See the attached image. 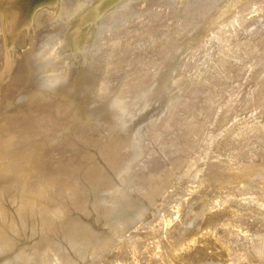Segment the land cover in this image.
<instances>
[{
	"label": "bare ground",
	"instance_id": "bare-ground-1",
	"mask_svg": "<svg viewBox=\"0 0 264 264\" xmlns=\"http://www.w3.org/2000/svg\"><path fill=\"white\" fill-rule=\"evenodd\" d=\"M8 1H9V0H8ZM8 1H7V2H8ZM10 1H12V0H10ZM13 1H14V0H13ZM34 1H35V0H15V1H14V2H15V6H13L14 3H10V4H11V5H10L9 2H8V4H9V5H8V4L4 3L5 0H0V8H1V6H3L4 4H6V5L8 6V7H7V6L5 5L7 8H9L10 6H13V7L15 8V7L17 6V8H18L19 10H21V17H22V14L25 15L26 13H29V11L33 10V8L37 5V4H35L36 1H37L38 3H40L39 0H36L35 3L33 4L32 2H34ZM41 1H42V0H41ZM55 1H56V0H55ZM55 1L53 0V2H55ZM57 1H58V0H57ZM63 1H64V0H63ZM76 1H77V0H76ZM76 1H73V3H72V1L70 0V2H71L73 5L75 4ZM78 1H79V0H78ZM82 1H83V0H80V1H79V5H80L79 7H82V6L84 5L85 2H84V3L82 4V6H81ZM84 1H85V0H84ZM86 1H87V0H86ZM94 1L96 2V0H93V2H92V0H91V1H89V2H92L93 4H96V3L98 2V1H97L96 3H94ZM99 1H100V0H99ZM102 1H103V0H102ZM102 1H100V2L97 3V7H99V6L101 5V6H102L101 8H103V7L105 6L104 9H106L107 5H105V4H107V3H109V2H106V1L104 0V1H105V3H103L104 6H103L102 4L98 5V4L101 3ZM107 1H108V0H107ZM109 1L112 2V3H115L117 0H116V1L109 0ZM122 1H125V0H122ZM136 1L138 2V0H136ZM140 1H143V0H140ZM144 1H145V0H144ZM154 1H156V0H154ZM154 1H153V2H154ZM159 1H160V0H159ZM173 1H174V0H173ZM182 1H183V0H181V2H182ZM185 1H186V0H184V2H185ZM192 1H194V0H192ZM192 1H190V2H192ZM196 1H197V0H196ZM204 1H205V0H203V2H202V1L200 0L199 3L202 2V4H203V3H208V1H209V4H211L210 7L213 5V6H212V10L214 9L213 7H215V5L217 4L215 0H212L213 2L210 1V0H208V1L206 0V2H204ZM236 1H237V0H235L233 3L236 4ZM238 1H240V0H238ZM251 1H253V0H251ZM256 1H257V0H256ZM256 1H253V3H255ZM258 1L260 2V0H258ZM44 2H47V4H46V3L44 4ZM49 2L53 3L52 0H51V1H50V0H49V1H46V0H45V1H42V3H43L42 7H40L41 5H38V8L36 7L37 9L34 10V11H35V14L33 13V14H34L33 16H32V14L30 15L31 18L34 17L33 23L31 22V25H32V24H33L34 26L36 25V27L31 26V28L34 27V28L37 29V28L39 27L40 31H42L41 29H43V27H46L47 25L49 26L50 23H52V24L54 23L53 28L51 27L52 25H50L49 27H51L52 30L54 29V36H55V35L58 36V34H59L60 31H61V28H63V26L66 28V26L69 24V21H70V20H72V21L70 22V23H72V24H70V25H71V28H70V29H71L72 31H74V29H76V31L78 30L77 27H79L78 25H80V21H81V24H82V25H83V23H84V26H83V27H85V28H86L85 25L87 24L88 21H90L89 23L92 24V22H91L92 19L88 20V17H87V16H89V15H86V17L84 16L86 13L83 14V16H84L85 18H82L81 15H78L79 10H80V12H82L83 10L86 9V6H85L84 9H83L84 6H83L82 8L79 9L78 6L74 5V6L78 7V9H79V10H78V13L75 11L76 8H73V7H72L73 5H71V8H72V9H70V8L67 9V10H69V11L74 9L73 12L70 13L72 16L74 15V12H75V13H77V15H78L76 18L85 19V21H87V22H83L84 20H80V21L78 20V21H79V23H78V21L75 20V21H77V23H78V25H76L77 23H76V22H74V23H76V24L73 23L74 20L72 19V17H71L70 15H69L70 18H71L70 20H69V17H68V16H67V19L65 18V15H66L67 13L69 14V11L66 12L67 10H65L66 13L63 12L64 9H63L61 6H63L64 3H61V1H59V2L62 4V5H60V7H61V9H63V11H62L61 9H59V11H57L56 9H58V8H57L56 6H54L55 4H54V3H53V4H48ZM59 2H55L56 5L59 6V4H58ZM66 2H67V1H65V3H66ZM117 2H118V1H117ZM146 2H147V1H146ZM164 2H165V0H164ZM169 2H171V1H169ZM174 2H175V1H174ZM176 2H177V1H176ZM188 2H189V0H188ZM211 2H212V3H211ZM214 2H215L216 4H213ZM217 2H218V3H221V2H219V1H217ZM243 2H245V4H246V1H243ZM243 2H241V3L243 4L242 6L244 7L245 5H244ZM262 2H264V0H262ZM77 3H78V2H77ZM160 3H161V2H160ZM186 3H187V1H186ZM194 3H195V4L197 3L196 6H198V2H195V1H194ZM194 3H193V4L190 3V4L192 5V6H191V5H190V6H191V7H195V4H194ZM237 3H238V2H237ZM253 3H252V5H253ZM30 4H32V5H30ZM86 4H87V3H86ZM93 4H92V5H93ZM123 4H125V3L123 2ZM123 4H122V7H123ZM139 4H140V3H139ZM141 4H142V3H141ZM176 4H177V3H176ZM180 4H181V3H180ZM183 4H184V3H183ZM183 4H182V6L184 7ZM187 4H188V3H187ZM255 4H256V3H255ZM255 4H254V5H255ZM262 4H263V3H262ZM262 4H261V5H262ZM33 5H35V6H33ZM67 5L69 6L70 3L67 2ZM115 5H116V4H115ZM127 5H129V4H127ZM143 5H144V3H143ZM149 5H150V4H149ZM165 5H167V3H166ZM170 5H172V4H170ZM170 5H169V6H170ZM173 5H174V4H173ZM173 5H172V6H173ZM193 5H194V6H193ZM207 5H208V4H207ZM217 5H218V4H217ZM237 5H238V4H237ZM246 5H247V4H246ZM261 5L258 4V6H259L260 8H258V7H257V8H258V9H261V8L264 7V6H263L264 4L262 5L263 7H261ZM5 6L2 7V8H3V9L6 8ZM30 6H32L33 8L31 7L30 10L27 11V10L29 9ZM68 6H67V8H68ZM95 6H96V5H94V7H95ZM110 6H111V5L109 4L108 7H110ZM139 6H140V5H139ZM144 6H145V5H144ZM155 6H156V5H155ZM158 6H159V5H158ZM180 6H181V5H180ZM182 6H181V8H182ZM187 6H188V5H187ZM200 6H201V7L203 6V9H204V6H206V4H205V5H200ZM208 6H209V5H208ZM218 6H219V5H218ZM235 6H236V5H235ZM242 6H241V4L239 5V11L241 10V12L238 11V15H239V13H240V15H242V14H241V13H242V10H243V9L245 10V8H243V9L240 8V7H242ZM247 6H249V7H248V10L246 9V10H247L246 12L250 11V9H249L250 7H251V8L256 7V5H255L254 7H252V6L250 5V2L248 3ZM60 7H59V8H60ZM64 7H65V4H64ZM69 7H70V6H69ZM89 7H92L91 4H90V6L88 5L87 8H89ZM113 7L115 8V6H113ZM159 7H161V6H159ZM159 7H158V8H159ZM166 7H167V6H166ZM177 7H178V5H177ZM191 7H190V10H191ZM201 7H198L199 9H198L197 7H195V9L197 8L199 11H201V10H200ZM210 7H208V8L211 10ZM232 7H233V6H232ZM7 8H6V9H7ZM17 8H16V9H13V8L10 7V9H12V11H11L12 14L15 12V11L13 12V10L18 11ZM39 8H40V9H39ZM99 8H100V7H99ZM99 8H97V10H99ZM101 8H100V9H101ZM116 8H117V7H116ZM123 8H124V7H123ZM123 8H121V9H123ZM127 8H129V7H127ZM145 8H146V7H145ZM172 8L174 9V7H172ZM186 8H189V6H188V7L185 6V9H186ZM205 8H207V6H206ZM208 8H207V10H209ZM226 8H227V7H226ZM229 8H230V7H229ZM234 8H235V7H234ZM257 8H256V9H257ZM81 9H83V10H81ZM95 9H96V8H95ZM95 9L93 8V10H95ZM104 9H101V11H103ZM124 9H125V8H124ZM160 9H161V8H160ZM163 9H164V8H162V10H163ZM168 9H170V8L168 7ZM177 9H178V8H177ZM177 9H176V11H177ZM185 9H184V8L182 9L183 12H184ZM195 9L193 10V8H192L191 11L194 12ZM232 9H233V8H232ZM236 9H238V7H236V8L234 9V11H235ZM4 10H5V9H4ZM37 10H38V11H37ZM53 10H54V11L56 10V11H55L56 14H57L58 16H60V15L64 16L65 19H63L62 16H61L62 18H61V17L59 18V17L57 16V18H59V19H57L56 17H55V18H56V19H55V18L53 17L54 14L51 16V14L49 13V12H51V11H53ZM93 10L88 9V11H89L88 13H90V11L93 12V13H95ZM97 10H95V11H97ZM110 10H111V8H110ZM156 10H157V9H156ZM179 10H180V8H179ZM179 10H178V11H179ZM186 10H188V9H186ZM204 10H206V9H204ZM210 10H209V11H210ZM251 10L257 11V13H259L261 10L264 12V9L259 10V12H258V10H255V9H251ZM5 11H6V10H5ZM5 11H4V12H5ZM7 11H8V9H7ZM24 11H26L25 14H24ZM86 11H87V9L85 10V12H86ZM99 11H100V10H99ZM101 11H100V12H101ZM108 11H109V10H107V13H108ZM117 11H119V10L117 9ZM124 11H126V10H124ZM124 11H123V12H124ZM143 11H144V10H143ZM178 11H177V13H178ZM191 11H188L187 14H188L189 12H190L189 14H191ZM199 11L196 10L197 13H199ZM209 11H208V12H209ZM231 11H232V10H231ZM234 11H233L232 13H234ZM254 11H252L253 13H251V12H250V14L248 13V15H250V17H251V14L254 15V13H256V12H254ZM262 11H261V12H262ZM8 12H9V14L11 13L10 10H9ZM22 12H23V13H22ZM32 12H33V11H31V13H32ZM103 12H105V11H103ZM111 12H112V11H111ZM144 12H145V11H144ZM146 12H147V11H146ZM171 12H172V11H171ZM171 12H169V13L172 14ZM202 12H203V10H202ZM202 12H200V13H202ZM211 12H212V11H211ZM211 12H210V13H211ZM246 12H245V14H244L243 16L246 15ZM48 13L50 14L51 17H53V18L49 17V19H52L50 22H46L47 20H45L46 18L48 19V17L45 18V16H48V15H49ZM51 13H52V12H51ZM53 13H54V12H53ZM61 13H62V14H61ZM72 13H73V14H72ZM97 13L99 14L98 11H97ZM97 13L94 14L95 17H96V15H97ZM118 13H119V12H118ZM118 13H116V15H117ZM124 13H125V12H124ZM127 13H129V11H128ZM127 13H125V14H126L125 17L129 20V18L127 17ZM130 13H131V11H130ZM138 13H139V12H138ZM141 13H143V12H141ZM149 13H150V14H149L148 17L151 18V16H150V15H151V12H149ZM166 13H168V12H165V11H164V13H162V14H166ZM194 13H195V12H194ZM197 13L195 14V15H197V16H194V17L196 18L195 21H198L197 17H198V18H201V16L199 17V15H201V14L198 15ZM205 13H206V11H205ZM210 13H208V14H210ZM257 13H256V14H257ZM0 14H1V13H0ZM5 14H6V12H5ZM9 14H7L6 17H9ZM47 14H48V15H47ZM64 14H65V15H64ZM68 14H67V15H68ZM80 14H82V13H80ZM90 14H92V13H90ZM105 14H106V13H104L103 15H105ZM134 14H135V13H134ZM139 14H140V13H139ZM139 14H138V15H139ZM144 14H145V13H144ZM144 14H143V15H144ZM147 14H148V13H147ZM154 14H155V13H154ZM174 14H175V13H174ZM179 14H181V15L179 16L178 14H176L175 16L178 15V17H181V16L183 15V17H184V16L186 15V12H185V14H184V13H179ZM229 14H230V13H229ZM229 14H227V17H228V16H231V18H232V14H230V15H229ZM234 14H236V11H235ZM261 14L263 15V13H260V15H259L260 17H261ZM10 15H11V14H10ZM14 15H15V13H14ZM106 15H108V14H106ZM113 15H114V17H115V14H114V13H113ZM113 15H112V13H111V15H108V18H106L107 16H106V17H105V16H104V17L102 16V17H103L104 19L106 18L105 20L108 19V20L110 21V19H111V20L113 21V19H114V20L117 19V16H118V15H117L115 18H113V17H112ZM128 15H129V14H128ZM135 15H136V14H135ZM140 15H141V14H140ZM155 15H156V14H155ZM160 15H161V14H160ZM167 15H168V14H167ZM172 15H173V14H172ZM191 15H192V14H191ZM220 15H221V14H220ZM223 15H224V14H223ZM240 15H239V16H240ZM248 15H246V17H245L246 19L249 17ZM12 16H13V15H12ZM12 16H10V17L12 18ZM16 16H17V15H16ZM18 16H19V15H18ZM25 16H26V15H25ZM27 16H29V14H27ZM27 16H26V17H27ZM92 16H93V15H92ZM94 16H93V17H94ZM97 16H98V15H97ZM100 16H101V15H100ZM110 16H111V17H110ZM129 16H130V15H129ZM141 16H142V15H141ZM146 16H147V15H146ZM146 16L143 17V18L145 19ZM187 16H188V15L185 16V18H186L185 20L183 19V20H184V23L179 24L178 26H177L178 21H176L177 24H176V22H175V25H174V24H171V23H173L175 20H174L173 22L170 21L171 23L168 24L169 26L167 27V31H166V32H164L165 30H163V28H165L166 26H165V27H164V26H163V27H159V28H161L162 30H161V29H158V30H159V31L161 30L160 33H162V31H163V32H164V33H162L163 35H164L165 33H166L165 35H168V34H169L168 28L170 27V25H172V26L174 25V26H176V28H175V27H174L175 29L172 28V27H171V29L169 28L170 33L173 32V34H172V33H171V34L174 35L175 38H176L177 40H180V39L182 40L183 38L186 37L185 35H186V33L188 32V29H189L190 31H192L193 29L191 30V28L196 27V26H195V25H196V22L194 21V22H195L194 25H193L194 27H192V24H193V23L191 24L192 19L189 18V20L191 19V21L189 22V20H187ZM203 16H204V15H202V17H203ZM205 16H208V15L206 14ZM212 16H213V15H212ZM221 16H222V15H221ZM221 16H220V17H221ZM263 16H264V15H263ZM6 17H5V19H7ZM14 17H15V16H14ZM23 17H24V16H23ZM73 17H75V15H74ZM90 17H91V16H90ZM90 17H89V18H90ZM95 17L93 18V20L95 19ZM102 17L99 18V19H101V20H100L101 22H102V20H103ZM109 17H110V19H109ZM118 17H119V16H118ZM153 17H155V16H153ZM161 17H162V15H161ZM191 17H192V16H191ZM220 17H219V18H220ZM227 17H226V18H227ZM237 17H238V16H237ZM254 17H255V16H254ZM1 18H2V16H1ZM15 18H17V17H15ZM76 18H74V19H76ZM86 18H87V20H86ZM91 18H92V17H91ZM112 18H113V19H112ZM119 18H124V16H123V15H122V16L120 15ZM126 18H124V19H126ZM135 18H137V17L135 16ZM135 18H134V19H135ZM150 18H149V19H150ZM181 18H182V17H181ZM210 18H211V17H210ZM210 18H209V19H210ZM221 18H222V17H221ZM221 18H220V19H221ZM239 18H240V17H238V18H234V15H233V19H234V20L239 19ZM245 18H244V21H247V20H245ZM256 18H257V17H256ZM3 19H4V18H2L1 20H3ZM5 19H4L3 22H0V23H3V24H4V23L6 22ZM17 19H19V18H17ZM28 19H29V17H27L26 20H28ZM32 19H33V18H32ZM49 19H48V21H49ZM53 19H55V20H53ZM124 19H121V20H124ZM127 19H126L127 24L130 25L129 23H131L132 21L130 20V21H131V22H130V21H128ZM134 19H133L134 24H132V23H133V22H132L131 25H130L129 27L125 24V23H126L125 20H124L125 22H124V21L121 22V20H119V21L121 22V25H119L120 22H119V24H117V25H118V27H120V26H122V23H124L127 27H126L125 25H123V27L125 26L127 29H128V28L131 29V30L133 29V31H131V32L139 31L140 29H142V25H144V23H140V22H142V20H141L142 17L137 18V19H138V21H137L138 24H135L136 22L134 21ZM139 19H140L141 21H139ZM144 19H143V21H144ZM149 19H148V21H149ZM152 19H153V18H152ZM167 19H168V18H167ZM171 19H172V17H171ZM173 19H175V18L173 17ZM193 19H194V18H193ZM204 19H205V17H204ZM213 19H214V18H213ZM220 19H218V20H220ZM241 19H242V21H243V18H242V17H241L239 20H241ZM248 19H250V18H248ZM254 19H255V18H253V20H254ZM259 19H260V18H259ZM12 20H13V19H12ZM21 20H22V19H19L18 21H21ZM29 20H31V19H29ZM29 20H28V21H29ZM68 20H69V21H68ZM93 20H92V21H93ZM105 20H104V21H105ZM108 20H107V22H108ZM146 20H147V19H146ZM150 20H151V19H150ZM165 20H166V19H165ZM177 20H178V18H177ZM199 20H200V19H199ZM210 20H212V18H211ZM210 20H209V23H210ZM216 20H217V19H216ZM225 20H226V19H225ZM250 20H252V19H250ZM250 20H248V21H249L248 24L250 23ZM8 21H9V20H8ZM13 21H16V19L13 20ZM18 21H17V22H18ZM23 21H25L24 18H23ZM23 21H22V22H23ZM100 21H99V22H100ZM115 21H117V20H115ZM148 21H147V23H148ZM153 21H156V19L153 20ZM153 21H152V22L150 21V22H151V23H154ZM157 21H158V20H157ZM162 21H163V20H162ZM180 21H182V19L179 20V23H180ZM207 21H208V20H207ZM223 21H224V20H223ZM227 21H228V22H229V21H232V19H229V18H228ZM227 21H226V22H227ZM242 21H240V22L243 23L244 21H243V22H242ZM256 21H257V20H255L254 22L250 23L248 26L251 25L250 27H252V24H254ZM262 21H263V20H262ZM262 21H261V22H262ZM10 22H11V21H10ZM10 22H8V23L11 24ZM22 22H19V23L21 24ZM29 22H30V21H29ZM82 22H83V23H82ZM96 22H97V21H96ZM99 22H98V23H99ZM113 22H114V21H113ZM128 22H129V23H128ZM144 22H145V21H144ZM164 22H165V21H164ZM168 22H169V21H168ZM200 22H201V21H198L197 24H199ZM211 22H212V21H211ZM219 22H220V21H219ZM221 22H222V20H221ZM237 22H238V20H236L235 22H233V24H235V23L237 24ZM263 22H264V21H263ZM14 23H15V22H14ZM27 23H28V22H27ZM27 23H24V24L27 25ZM93 23H94V21H93ZM103 23L105 24V22H103ZM108 23H109V22H108ZM115 23H118V22H115ZM145 23H146V22H145ZM155 23L158 24V22H155ZM205 23H206V22H205ZM205 23H203V24H205ZM212 23H213V22H212ZM212 23H211V24H212ZM215 23H217V22L215 21ZM241 23H240V24H241ZM244 23H245V22H244ZM244 23H243V24H244ZM5 24H7V23H5ZM9 24H8V25H2V26H3L4 28H7V27L9 26ZM12 24H13V22H12ZM66 24H67V25H66ZM73 24H74V26L76 25L77 27L72 29V27H74V26H72ZM91 24H90V25H91ZM110 24H111V23H110ZM110 24H109V25H110ZM113 24H114V23H113ZM113 24H111V25H113ZM207 24H208V23H207ZM211 24H210V25H211ZM231 24H232V23H231ZM240 24H238V26H239ZM257 24H258V22L256 23V25H257ZM15 25H16V24H15ZM26 25H21V30H22V27H23V26L25 27ZM65 25H66V26H65ZM70 25H68V26H70ZM93 25H94V24H93ZM93 25H92V26H93ZM95 25H96V24H95ZM111 25H110V26H111ZM145 25L147 26V24H145ZM145 25H144V27H145ZM158 25H160V24H158ZM162 25H163V23H162ZM210 25H209V26H210ZM216 25H217V24H216ZM244 25H247V24L245 23ZM244 25H242L243 28L248 27V26H245V27H244ZM256 25H254V26H256ZM259 25H260V24H259ZM5 26H7V27H5ZM12 26H13V25H12ZM12 26H11V27H12ZM17 26H18V24H17ZM17 26H15V28H17V29H15V30H16V33L12 30L14 27H13L12 29L9 30V31H12V33H10V32L8 31V29H6V30L8 31V33L12 34V35H11L12 37L9 38L8 40L12 41V39H13L14 36H16V35L18 36V32H19V30H20V27L18 28ZM19 26H20V25H19ZM28 26H29V25H28ZM48 26H47V27H48ZM54 26H55V28H54ZM80 26H81V25H80ZM101 26H102V25H101ZM104 26H105V31H106V29H107V28H106L107 24L104 25ZM104 26H102V29H103ZM110 26H109V27H110ZM151 26H152V25H151ZM153 26H154V25H153ZM153 26H152V27H153ZM160 26H161V25H160ZM197 26H198V25H197ZM201 26H202V25H201ZM207 26H208V25H207ZM217 26H218V25H217ZM217 26H216V27H217ZM236 26H237V25H235V27H236ZM238 26H237V27H238ZM257 26H258V25H257ZM0 27H1V24H0ZM9 27H10V26H9ZM24 27H23V28H24ZM83 27H82V28H83ZM88 27H90L89 24H88ZM88 27H87V28H88ZM99 27H100V26H99ZM107 27H108V26H107ZM112 27H113V26H112ZM118 27H117V29H119V31L123 30V27H122L121 30H120V28H118ZM144 27H143V29H142L143 33H141V34H144V29H145ZM148 27H149V26H148ZM189 27H191V28H189ZM203 27H204V25H203ZM210 27H211V26H210ZM212 27H213V26H212ZM240 27H241V25H240ZM259 27H260V26H259ZM25 28H26V27H25ZM27 28H28V27H27ZM27 28H26L25 30H27ZM29 28H30V27H29ZM29 28H28V29H29ZM34 28H32V29H33V30H36V29H34ZM68 28H69V27H68ZM68 28H67V30H68ZM85 28H83V29H85ZM94 28H95V27H94ZM96 28H97V27H96ZM115 28H116V27H115ZM135 28H136V30H135ZM150 28H151V27H150ZM154 28H156V25H155ZM241 28H242V27H241ZM2 29H3V28H2ZM18 29H19V30H18ZM32 29H31V31H25V32L23 31L24 29H23L22 31L20 30L21 32H24V33H23V34H21V32L19 33V37H20V38H19V37H16V38L14 37L15 41H16L17 38H19V40H17V42H20V43H22V44H23V43H26V42H27V43H28V42H29V43L32 42L35 38H37V36H36V37H34L33 40H32L31 37L34 36V34L31 35V34L34 32ZM39 29H37V30L39 31ZM44 29H45V28H44ZM44 29H43V30H44ZM55 29H56V31H57L58 29H60V31L56 32ZM63 29H64V28H63ZM79 29H80V27H79ZM83 29H81V30H79V31H82ZM97 29H99V28H97ZM110 29H112V28H110ZM113 29H114V28H113ZM113 29H112V30H113ZM117 29H116V30H117ZM124 29H125V28H124ZM156 29H157V28H156ZM165 29H166V28H165ZM172 29H174V31H173ZM195 29H197V27H196ZM195 29H194V30H195ZM207 29H208V28H207ZM211 29H213V28H211ZM211 29H209V30H211ZM219 29H220V28H219ZM251 29H252V28H251ZM6 30L3 29V31H6ZM17 30H18V32H17ZM37 30H36V31H37ZM45 30H46V29H45ZM47 30H48V29H47ZM47 30H46V31H47ZM91 30H93V29L91 28ZM112 30H109V29H108L109 32H107V33H109V36L111 35V34H110V31H112ZM150 30H153V29L151 28ZM150 30H149V32H150ZM158 30L156 31V33L158 32ZM201 30H202V31H201ZM201 30H200V31L203 32L204 29H201ZM214 30H215V28H214ZM214 30H212V31H214ZM221 30H222V29H221ZM223 30H225V27H224ZM247 30H248V29H247ZM249 30H250V29H249ZM249 30H248V31H249ZM49 31H50V30H49ZM68 31H69V33L71 32L70 30H68ZM68 31H67V33H65L66 31H65V32L62 31V33L64 32L65 35H66V34H68ZM79 31H77V32H79ZM86 31H87V30H86ZM86 31H85L84 33H86ZM95 31H96V29H95ZM95 31L93 30L94 34H93L92 31H90V32L92 33V37H93V35H94V36L96 35V34H95V33H96ZM99 31H100V30H99ZM125 31H127V30L125 29ZM142 31H141V32H142ZM206 31H207V30H206ZM212 31L210 32V34H211V33H212V34H211L209 37H207L208 40L206 39L208 42L205 40V41L207 42V44H206V42L204 41L203 36H201V38H203V42H205V43H203V42L201 41V44H205V48L202 47V50H201V51H200V49H201L200 47H201L202 45H201V46H198V44H197L198 42L196 43L198 47L192 45V42H193L195 39H194L191 43H189V44H191L192 46H194V47H196V48L198 49V51H197V49L195 48L196 50L194 49L195 51L192 52L193 54H195V56H194L193 54H192L193 56H192V55L189 56V60H190L191 58H193V57L196 58L195 62H193V60H194L195 58H193V60L191 59V61L193 62V66H191V65H192L191 63H192V62L189 61V60L187 59V60L189 61V63L191 62V63H190V64H191V65H190L191 68H189V64L187 63L186 58H184L185 55H183V56H184L183 58L186 60L185 62H186L187 64H185L184 62H182V63H184V65H188V68H189V70H190L191 73H190V72L185 73V72H187V70H188L186 66H185V67H186V71L183 72V70H182L181 72H183V73L186 74V75L188 74L187 76L185 75V78L188 77L189 74L191 75V77H188V78H189V79H188V82H190V81H191L190 79L193 78L192 80H195L196 82H198V87H199V84H200V83H201V85H202V83H203V86H204V83H208L209 85L214 86V88L211 89V90H212V92H210L211 95L209 94V96H208V95H207L208 92L206 91V92H207V93L205 92L206 95H205V94H203V95L200 94V98H198V100L195 99V97H193L192 100L194 99V101H196V102H192V103H190V102H191V101H190L191 99H189V101H188L189 103H187L186 97L189 96V94H190V95L192 94V92L187 91L185 94H188V93H189V94L186 95L185 97L182 96L183 98H185V101H186V102H185V101H184V102L187 104V106H185V107H184V102L182 101L183 99H182V97L180 96L181 99H179V100H181V102H183V103H182V104H183L182 107L184 108V112H181V113H183L182 115H180V112L177 114V116L179 115V116L177 117V121H176V122L174 121L176 124L173 123V125L176 126L175 129L173 128L175 131L173 130L174 132H172V133L170 132V136H169V131H171V130L167 131L168 136H166V137L172 138L173 140L176 139V138H177V139H180V140L183 142V144L186 145V147L188 146V147H194V148H196L195 146H197L198 149H199V148H201V145L204 143V140H205V142L207 141V134H206V136H205V132H206L207 129H209V126H210V125L208 124V128H206V130H205L204 122L207 121V118L209 119V117H210L211 115L214 116L215 113L218 114V112H220V113H219V114H220V118H219L217 115H215V117H216L217 120H218V118H219V125H220L221 123H223V125H221V126L218 125V126H219L218 129H221L220 127H223V126H224V128H225L227 125L229 126V123H228L227 121H230V119H232V116H233V115H234V117H236L235 114L238 113V116H239V114H240V113H239L240 110H241L245 105H247L248 103H251V102L255 101V99H256L257 97H259L258 95L264 91V90H263V89H264V78H263L264 76L260 75V77L258 78V81L260 80L261 76H262V78H263V80H261L263 83H262L260 86H259V84H260V83H259V84H258V86H259L258 88H257V84H256V82H257V77H256V76H258V70H259V67H260V66H259V63H257L258 65L255 63V64H256V65L254 64L255 66L251 65V68L249 67L250 64H253V61H254V59H256V57L252 58V56H250V57L253 59V61H251L252 59H250V57H249L250 60H248V58H246V56H248V55L245 56V54H244V52H243V50L247 49V47L250 46V44H249V46H247L248 43H250L251 41L254 42L253 38H252V40L249 39V41H248L249 35H251V33H252L254 30H251L252 32L247 33V35L249 34L247 40H246V36H247L246 34H245V38H244L243 36H242V37L237 36V38H236V40H235V39H234V38L236 37L235 35H237V34H235L234 37L232 38L234 41H233V40H227V36H225L222 32H221L222 34H220V33H219V34H216L217 32L215 33V32H212ZM231 31H232V30H231ZM29 32H32V33L30 34ZM55 32L58 33V34H55ZM87 32H88V31H87ZM97 32H98V31H97ZM113 32H114V31H112V33H113ZM122 32H123V31H122ZM131 32H130V30H129V31H128V35H127V34H126V35H127L128 37L130 36V40H131V41H133V40L135 41V44L133 43L134 45H136V42H137V44L139 45V42H140V41H141V42H140V45H141V43L145 42V41H144L145 38L148 37V36L146 37V35H148V34H147V32L145 31V32H146V35H145L144 40L142 41L141 38L139 37V36H141V35H139L140 32H138V36L134 34L135 37L140 38V41L138 42V40H139L138 38H137L138 40H135V39H136L135 37H134L135 39H132V36H134V35L131 34ZM149 32H148V33H149ZM151 32H152V31H151ZM151 32H150V33H151ZM254 32H255V31H254ZM1 33L3 34L4 32L1 31ZM5 33L7 34L8 37H10V35H9L7 32H5ZM14 33H15V34H14ZM46 33H49V35L46 34ZM46 33H45V37H46V35H48V36L51 38V41H52L51 43L49 42V41H50V38H49V37H46V38H45V37H44V38L42 37L43 39H40L41 36H42V33H41L40 38H39V36H38V38H37V39L39 40V42H38V41H37V42H38V43H41V45H38V43H37V45H36V42H35L36 47H37V46H41V47H42L43 43H45L44 40L46 39V42H47L48 39H49L48 42L50 43V46H49V43H48V44L46 43L45 45H43L42 48H41V47H39V48L37 47L38 49L41 48V50H42L45 46H46V47L48 46V48L50 47L49 52H48V49H45L46 47H45L44 49L47 50V51L44 52V50H43V51L40 50L41 52H44V54H42L43 56H41V57H45L46 52H47L46 55H49V53H50L51 51H53L51 48L53 47V49H54V48H56V47H54V46H58V44H59V43H58V44L55 45V42L53 43V39H52L53 35L51 36L50 32H48V31H47ZM64 33L61 34V36L63 35V37H65V36H64ZM75 33H76V32H75ZM82 33H83V32H82ZM82 33L79 32V34H82ZM91 33H90V35H91ZM101 33H102V32H101ZM116 33H117V32H116ZM123 33H125V32H123ZM123 33H122V34H123ZM129 33H130L131 35H130ZM135 33H136V32H135ZM153 33L156 34L155 32H153ZM190 33H192V32H190ZM256 33H257V32H256ZM256 33H254V34L252 33V34L255 35ZM2 34H1V35H2ZM6 34H5V35H6ZM13 34H14V35H13ZM20 34H21V36H20ZM70 34H72V33H70ZM73 34H74V33H73ZM86 34L88 35V33H86ZM105 34H106V33H105ZM162 34H159V33L157 34V35H161V36H159V39H160L161 41L158 40V37H157V36H156V37H157L156 39H157L158 42H159V41L161 42V45H163V43H164L165 46L162 47V46L160 45V43H159L160 46L158 45V47H157V45L153 44V47H154V45H155V48H160V47H161V48H163V50L165 49V51H166V48H164V47H166L167 43H170V44H171V43H174L173 41L176 40V39L173 37L174 39H170V40H172V42H170V40L168 39V37H170V35H168V37H166L167 40H166V39H163V40H164V41H163V40L160 38V37H162ZM188 34H189V33H188ZM225 34H226V33H225ZM36 35H37V34H36ZM38 35H40V33H39ZM68 35H69V34H68ZM76 35H77V34H76ZM82 35H84V34H82ZM87 35H86V36H87ZM90 35H89L88 37L84 36L85 38H83V37L80 35V36H81L80 40H81L82 38H83V39H88V40H85V42L87 41V45H88V47H89L90 44H91L90 47H92V49H94L93 46H92V43L88 44V41H89V37H90ZM99 35H102V34H99ZM115 35H116V34H115ZM123 35H124V34H123ZM151 35H152V34H151ZM172 35H171V36H172ZM183 35H184L185 37H182ZM191 35H192V34H191ZM201 35H202V34H201ZM207 35H208V34H207ZM227 35H228V34H227ZM238 35H240V34H238ZM253 35H252V37H255V36H253ZM3 36H4V35H3ZM3 36L0 37V42H1V44H2L3 40H4L3 44H5V42L7 41V40H6L7 37L5 36L6 38H3ZM43 36H44V35H43ZM61 36H60V35L58 36V39H59V40L61 39ZM78 36H79V35H78ZM117 36L120 37V36H122V35H121L120 33H119V34L117 33ZM142 36H143V35H142ZM149 36H150V34H149ZM152 36L155 37V35H152ZM194 36H195V33H194ZM194 36H193V37H194ZM199 36H200V35H199ZM204 36H205V35H204ZM230 36H231V35H230ZM256 36H257V35H256ZM59 37H60V38H59ZM70 37H72V39H73V37H75V36H70ZM92 37H91V38H92ZM100 37H101V36H100ZM103 37H104V35H103ZM106 37H107V36H106ZM106 37H105V38H106ZM110 37H111V36H110ZM110 37H109V38H110ZM115 37H116V36H115ZM122 37H123V36H122ZM177 37H180V39H178ZM187 37H188V35H187ZM189 37H190V36H189ZM205 37H206V36H205ZM250 37H251V36H250ZM1 38H3V40H2ZM53 38H54V37H53ZM55 38H56V37H55ZM65 38H66V39L68 38L67 40H69V41H67V40L65 39V42H67V43L71 42V43H72V41H73V42L75 41V44H76V41H78L77 38H79V37H76L75 40H74V39H73V40L71 39L72 41L69 39V37H65ZM91 38H90V39H91ZM95 38H96V37H95ZM109 38H108V40H109ZM113 38H114V36H113ZM149 38H150V37H148V40H149ZM164 38H165V36H164ZM170 38H171V37H170ZM194 38H195V37H194ZM197 38H198V37H197ZM228 38H229V37H228ZM240 38H241V39H240ZM14 39H13V40H14ZM63 39H64V38H63ZM83 39H82V40H83ZM114 39H115V38H114ZM116 39L120 40V39L117 38V37H116ZM116 39H115V40H116ZM123 39H124V37H123ZM185 39H186V38H185ZM242 39H244V41H245V40L248 41V43L245 41V42L247 43V45H245V44H246L245 42L243 43V40H242ZM257 39H258V38H257ZM1 40H2V41H1ZM5 40H6V41H5ZM40 40H42V42H41ZM61 40H62V39H61ZM61 40H60V41H61ZM80 40H79V42H80ZM108 40H103V41H105V42H104V45H105L106 47H105L104 45L102 46L103 42H102V44H99V41H97V44L101 47V48H98V47H97L98 50H99V49H102V50H100V51H101L103 54L99 52L100 55L102 54L101 56H103L104 54H107L106 52H103V50L106 51L107 44H108V49H110V47H112V46H110L109 44L112 43L113 46H114V44H116V43H113L114 40H113L112 38H111V40H113L112 42L106 43V41L108 42ZM121 40H122V38H121ZM128 40H129V39H128ZM130 40H129V42H130ZM168 40H169V42H166V41H168ZM250 40H251V41H250ZM15 41H14V42L12 41L11 44H12V43H15ZM55 41H57V40L55 39ZM100 41H101V40H100ZM122 41L124 42V40H122ZM122 41H121V42L117 41V44H118L119 46L116 45V47H115V48H116V51L119 50L120 45L123 46L122 49H124V47H125V48H126L125 50H127V48L129 47V46H128V47H127V46H124V45H126V43H125V44H122ZM134 41H133V42H134ZM152 41H155V39H152V38H151L150 42H152ZM184 41H185V40H184ZM7 42H8V41H7ZM7 42H6V43H7ZM17 42H16V43H17ZM33 42H34V41H33ZM62 42H63V40H62ZM62 42H61V44H62ZM65 42H63V43H65ZM79 42H77V44H78ZM85 42H84V43H85ZM89 42H90V41H89ZM91 42H92V40H91ZM95 42H96V41H95ZM95 42L93 43V44H94V47H95V46H98L97 44H95ZM118 42H119V43H118ZM129 42H127V45L129 44ZM162 42H163V43H162ZM165 42H166V43H165ZM175 42H176V41H175ZM180 42H181V41H180ZM199 42H200V39H199ZM213 42H217L218 48L216 49V51H212V50H211V47H210V46H211V44H212ZM252 42H251V43H252ZM255 42H256V41H255ZM259 42H260V41H259ZM259 42H257V44H258ZM262 42L264 43V40H263ZM9 43H10V42H8L7 44H9ZM52 43H53V46L51 47V44H52ZM67 43H65V45H67ZM82 43H83V42H82ZM84 43H83V44H84ZM100 43H101V42H100ZM105 43H106V44H105ZM130 43H131V42H130ZM152 43H153V42H152ZM154 43H156V42H154ZM260 43H261V42H260ZM263 43H262V44H263ZM1 44H0V47L3 45V44H2V45H1ZM7 44H5V45H7ZM17 44H18V43H17ZM17 44H12V46H13V45H14V46L16 45V47H14V46L12 47L11 45H9V47L11 46L12 49L15 48V50H16V49L19 48V45H20V47H23V46L25 45V44H24L23 46H21V44H18V48H17ZM30 44H31V43H30ZM83 44H82V49H87V47H86L85 44H84V45H85L84 47H86V48L83 47ZM145 44H146V42H145ZM147 44H149V46H150L151 43L148 42ZM157 44H158V43H157ZM178 44H180V43H178ZM181 44H182V43H181ZM185 44H187V43L185 42ZM189 44H188V46H189ZM193 44H194V43H193ZM196 44H195V45H196ZM199 44H200V43H199ZM252 44H253L254 46L256 45V43H252ZM262 44H258L259 47H260V45H261V47L259 48L258 52H257L256 50H253V51H252V49L255 48V47L252 46V45L250 46V47H251V50H250V48L248 49V50L251 51V53H254V55L256 54V52L260 54V56H259L260 58L257 57V59H258V58H259V59H258V60L256 59L258 62H260V61H261V62H262V61L264 62V45H262ZM5 45H4V47H5L4 49H5V51H6V46H5ZM27 45H28V44H27ZM35 45L32 43V46H33V47H35ZM65 45L62 46L64 49H65V47H68V49L70 48V46H68L69 44H68L67 46H65ZM70 45H73V44H70ZM79 45H80V44H79ZM138 45H136V46H137V49L139 50L140 48L138 47ZM182 45H183V44H182ZM213 45H214V44H213ZM213 45H212V46H213ZM25 46H26V45H25ZM29 46H30V45H29ZM64 46H65V47H64ZM141 46H142V45H141ZM143 46H144V45H143ZM146 46H147V48L149 47L148 45H146ZM203 46H204V45H203ZM11 47H10V48H11ZM27 47H28V46H27ZM33 47H32V48H33ZM60 47H61V45L59 44V48H60ZM76 47H79V46H76ZM76 47H75V45H74V47L71 46V48H73V49L76 48ZM90 47L88 48V50L91 49ZM104 47H105V49H104ZM117 47H118V48H117ZM132 47H133V46H132ZM132 47H131V45H130V48H128V49L130 50V52H129V50H127V52H129V54H130L131 52L134 53L133 51L136 50V49H132ZM150 47H152V46H150ZM169 47H170V46H169ZM171 47H172V46H171ZM179 47H180V46H179ZM190 47H191V46H189V49H190ZM215 47H216V46H215ZM215 47H214V48H215ZM244 47H245V48H244ZM253 47H254V48H253ZM256 47H257V45H256ZM10 48H9V50H11ZM30 48H31V47H30ZM30 48H29V49L27 48V49L30 50V52H31V49H32V48H31V49H30ZM59 48H58V49H59ZM79 48H80V47H79ZM79 48H76V50L78 49L79 52L81 51L80 53H82V52H87V51H85V50H81V49H79ZM97 48H96V50H97ZM113 48H114V47H113ZM135 48H136V47H135ZM145 48H146V47H145ZM155 48H154V52H155V50H157V49H155ZM183 48H184V47H183ZM183 48H182V49H183ZM203 48H204V49H203ZM4 49L2 50V48H0V50H1L0 53H1V54L3 53ZM7 49H8V47H7ZM20 49H21V48H20ZM20 49H19V50H20ZM38 49H37V51H38ZM56 49H57V48H56ZM56 49H55V50H56ZM64 49H63V50H64ZM66 49H67V48H66ZM66 49H65V51H66ZM73 49H71V50H73ZM92 49H91L90 51H88V52L91 53V55H90V53L87 54V55H90L91 58H92V55L95 54V53H92ZM108 49H107V50H108ZM150 49H151V48H150ZM171 49H173V48H171ZM182 49H180V50L182 51ZM255 49H256V48H255ZM257 49H258V48H257ZM9 50L7 51V54H8V52H10ZM15 50H14V51H15ZM19 50L16 51L15 54H17V52H18V53H19V52H22V51H19ZM23 50H24V49H23ZM33 50H34V48L32 49V52H34ZM55 50H54V51H55ZM61 50H62V48L59 49V51H61ZM96 50H95V52H96ZM132 50H133V51H132ZM145 50H146V49H145ZM163 50H162V51H163ZM167 50H168V49H167ZM184 50H187V49H184ZM12 51H13V50H12ZM12 51H11V52H12ZM14 51H13V52H14ZM24 51H25L26 53H28V52L26 51V49H25ZM59 51L57 50L56 52L59 53ZM93 51H94V50H93ZM111 51H112V48L110 49V51L108 50L107 52H111ZM113 51L115 52V49H114ZM119 51H121V49H120ZM136 51H137V50H136ZM136 51H135V52H136ZM142 51H143V49H142ZM157 51H158V50H157ZM157 51H156V52H157ZM162 51H160L161 54L164 53V52L162 53ZM169 51H170V49H169ZM181 51H179V53H180ZM188 51H189V50H188ZM188 51H187L186 53H188ZM190 51H191V50H190ZM199 51H200V53H199ZM11 52H10V55H11ZM38 52H39V51H38ZM41 52H40V55H41ZM56 52H54V53L56 54ZM61 52H63V51H61ZM76 52H77V51H76ZM88 52H87V53H88ZM114 52H113V53H114ZM125 52H126V51H125ZM127 52H126V53H127ZM138 52H139V51H137V53H138ZM140 52H141V51H140ZM143 52H144V51H143ZM152 52H153V51H152ZM152 52H151V50H150L149 55H150V53H152ZM167 52H168V51H166V53H167ZM194 52H195V53H194ZM196 52H198V54H196ZM5 53H6V52H4V54H5ZM34 53H36V52H34ZM51 53H52V52H51ZM54 53H52L51 55H52V56L55 55ZM63 53H64V52H63ZM63 53H62L61 55H63V56H62V57H63L62 59H63V63H64V62H66V61H64V60H65V59H64V58H65V57H64V54H65V56H66V58H67V55H66L67 53H66V52H65L64 54H63ZM68 53H70V50H69ZM99 53L96 52V54H97L98 56H100ZM115 53H119V52H115ZM115 53H114V54H115ZM120 53H122V51H121ZM147 53H148V52H147ZM157 53H158V52H157ZM168 53H169V52H168ZM170 53H171V51H170ZM177 53H178V52H177ZM245 53L248 54L247 50L245 51ZM1 54H0V55H1ZM7 54H6V55H7ZM15 54H12L13 57H15V56H14ZM22 54H23V53H22ZM22 54H20V55L17 54V55H18V57H19V56H21ZM29 54H30V55L25 54V55H27L28 57H27V56L24 57V55H22V57H20V59L22 60L23 57H24V59H25L26 57H27V58H30V57L32 56V55H31L32 53H29ZM75 54L80 55V57H82V56L85 55L84 53H83V54H79V53L77 52V53H74V55H73L74 57H75V56L77 57V55H75ZM96 54H95V55H96ZM108 54H109V53H108ZM108 54H107L106 56H109ZM111 54H112V53H111ZM111 54H110V55H111ZM138 54H140V53H138ZM155 54H156V53H155ZM183 54H185V52H183ZM259 54H256V55L258 56ZM33 55L36 56L37 54H33ZM59 55H60V54H59ZM68 55H70V54H68ZM87 55H86V57L84 56L85 59H87L88 57H90V56L87 57ZM97 55H96V57L94 56L95 58H92V59H91V58H90V59L88 58L89 61H90V60L92 61L91 65H92L93 68H92V67H89L88 65H86V66H87V69H86L85 66H84L83 68H85V70L83 69V71H86V70L89 71L90 68H91L92 70H93L94 68L97 69V66H98V65H99V66L101 65V67H102V64H103V65H104V66H103L104 68L101 69V67H98V69L100 68L99 71L102 72L103 69H105V65H106V67L108 66V65L106 64L107 61H109L111 58H112L111 60H116V57L118 56V55L115 54L116 57H115V56H112L111 58H110V57L104 58V56H105V55H104V56H103V61H102V63L100 62V64H99L100 59H98L99 57L97 58ZM127 55H128V53H127ZM130 55H132V54H130ZM144 55H145V52H144L143 56H144ZM156 55H157V54H156ZM178 55H179V54H178ZM187 55H189V54H187ZM249 55H250V52H249ZM256 55H255V56H256ZM4 56H5V55H4ZM4 56H3V54H2V57L0 56V63L5 62L4 59H1V58H3ZM37 56H38V55H37ZM55 56H56V55H55ZM55 56H53V57L50 56L51 58H50L49 56H48V57L50 58V60H52ZM73 56H72V57H73ZM121 56L124 57L125 55L122 54ZM133 56H134V55H133ZM133 56H131L132 59L130 58L131 60H129V61L132 62V61L134 60L135 57L133 58ZM136 56H137V58L142 57V55H140V57H138V55H136ZM146 56H147V55H146ZM146 56H145V57H146ZM151 56H153V55H151ZM158 56H161V55L158 54ZM158 56H157V58H158ZM168 56H169V54H168ZM171 56H172V55H171ZM173 56H174V55H173ZM7 57H9V55H8ZM7 57H5V60L7 59ZM18 57H17V58H18ZM56 57H58V55H57ZM76 57H75V58H76ZM80 57H79V58H80ZM84 57H82V59H83ZM145 57H144V58H145ZM148 57H149V56H148ZM148 57H146L145 59H147ZM163 57H164V56H163ZM165 57H167V56H165ZM180 57H181V56H180ZM180 57H179V58H180ZM186 57H187V56H186ZM10 58H11V57H10ZM27 58H26V59H27ZM34 58H35V57H34ZM34 58L32 57V59H34ZM46 58H47V57H46ZM59 58H60V57H59ZM79 58H77V59H79ZM108 58H109V59H108ZM119 58H120V56H119ZM174 58H175V57H174ZM179 58H177L178 60H177L176 58H175V59H176L177 61H180ZM181 58H182V57H181ZM187 58H188V57H187ZM24 59H23V63H21V62H19V60L17 61V60L15 59L16 63L19 62L20 65H19V63H18L17 65H14V64H12V63H10V64H11L12 66H17V67H18L17 69H18V71H19V66H20V69L22 68L21 64H24V63H25L24 66L26 65V62H24ZM37 59H38V61H39L40 58L37 57ZM37 59H34V61L37 60ZM47 59H48V58H47ZM56 59H57V61H58V58H56ZM60 59H61V58H60ZM62 59H61V60H62ZM77 59H73V60H74L75 62L80 61V60H77ZM82 59H81V61H82ZM93 59H94V61H93ZM96 59H97V60H96ZM104 59H106V60H104ZM126 59H127V58L125 57V60H126ZM140 59H141V58H140ZM159 59H160V57H159ZM162 59H163V58H162ZM162 59H160V60L162 61ZM166 59H168V58H166ZM166 59H163V60H166ZM184 59H182V61H184ZM2 60H3V62H2ZM11 60H12V59H10V61H9V59H8L9 62H12ZM21 60H20V61H21ZM27 60H28V59H27ZM44 60H45V58H43V59L41 58L40 61L42 62V64H43V62L46 61V60H45V61H44ZM50 60H48L49 63L51 62ZM61 60H59L58 62H60ZM68 60H70L69 57L67 58V61H68ZM76 60H77V61H76ZM83 60H84V59H83ZM95 60H96L97 63H98L97 65H96V61H95ZM98 60H99V61H98ZM101 60H102V59H101ZM135 60H136V59H135ZM135 60H134V61H135ZM137 60H138V61H137L138 63H136V64H137V65H138V64L140 65L141 63H140L139 61H141V60H139V59H137ZM149 60H150V59H149ZM154 60H156V62H155ZM154 60H151V62H152V61L154 62V63L152 62V63L154 64V66H155L156 64H158V66L161 65L160 63H157L158 60L155 59V57H154ZM160 60H159V61H160ZM176 60H174L175 63H176ZM15 61H13V63H14ZM30 61H32L31 58H30V60H29L28 62H30ZM34 61H32L33 64H34ZM38 61H35V64H34L35 66L32 64L31 67H32V68H33V66L36 67V63H37ZM40 61H39V62H40ZM55 61H56V60H55ZM74 61H73V62H74ZM81 61H80V62H81ZM86 61H87V60H86ZM104 61H106V63H105ZM119 61H123V60H120V59H119ZM129 61H126V62H129ZM134 61H133V62H134ZM147 61H148V60H147ZM147 61L142 60V64H143V62L146 63ZM159 61H158V62H159ZM161 61H160V62H161ZM167 61H168V60L164 61V65H163V63H162V66H165V63H166ZM171 61H172V63H173V60L168 61V62H170V63H169L170 65L172 64ZM248 61H249V62H248ZM9 62H5V64H3V65L0 64V67H1L0 69H4V70H5V69H7V67H9V68L12 67V66H8ZM28 62H27V63H28ZM41 62H40V63H41ZM52 62L54 63V65L52 64V66L54 67L56 62H54V59H53ZM73 62H72V65H73V64L76 65V63H73ZM84 62H85V61H84ZM84 62L82 61V63H84ZM112 62H113V61H111V63H112ZM116 62H117V61H116ZM149 62H150V61H149ZM168 62H167V64H168ZM246 62H248V63H246ZM251 62H252V63H251ZM254 62H256V61H254ZM6 63H8V64H7V67H6ZM45 63H46L47 65L49 64V63H47V61H46ZM60 63L63 64L62 62H60ZM68 63H69V65H70V62H69V61H68ZM87 63L90 65V62H87ZM87 63H86V64H87ZM104 63H105V64H104ZM108 63H109V65H110V62H108ZM121 63H122V62H121ZM175 63H174V64H175ZM177 63H178V62H177ZM177 63H176V64H177ZM10 64H9V65H10ZM37 64H38V63H37ZM46 64H43L42 66H45ZM64 64L67 65V67L69 66L67 63H64ZM77 64H79V62H77ZM80 64H81V63H80ZM80 64H79V65H80ZM94 64H95L96 67L94 66ZM129 64H130V62L128 63V65H129ZM132 64H133V63H131L130 65L133 67ZM149 64H150V63H149ZM149 64H148V65H149ZM153 64H152V65H153ZM159 64H160V65H159ZM167 64H166V66H167ZM169 64H168V66H169ZM174 64H173V65H174ZM178 64H179V67H180V66L182 67V65H180L181 63H178ZM247 64H248L249 66H246L247 68L245 69V71H246L247 73H246L245 71H243V72L246 73V74L244 73V76L247 75V74H249V73H248L249 71H250V73H251V71H252V73H251L250 77H249V76L247 77V78H248V79H247V83H244V84H245V85H244V84L239 83V82L242 81V80H238L239 82H238V81H235V80H236V79H235V76H237V74H238V73H237V74L235 75V71H236L237 69H239V68L242 69V66H243V69H242V70H244V67H245V65H247ZM260 64H261V63H260ZM18 65H19V66H18ZM65 65H64V66H65ZM72 65L69 66L70 69H71V66H72ZM74 65H73V66H74ZM112 65H113V63H112ZM112 65L109 66L110 69H108V67H107V70H111V69H112V70L115 72V70L117 69V68H116L117 65H119L118 68H119L120 66H122V65L125 67V64H124V63H123V64H119V62H118V64L116 63L115 66L113 65V66L115 67V70H114V68H111ZM128 65H127V66H128ZM130 65H129L128 68L131 70ZM139 65H138V66H139ZM173 65H172V67H175V65H174V66H173ZM262 65H264V64H261V66H262ZM2 66H4V67L2 68ZM24 66H23V68H24ZM27 66H28V67H27ZM37 66H38V67H36V70H37V68H38V71H37L38 74H39V71H40V73H41V74H39L40 77L38 76V77L41 79V81H42L41 83H44V81H45V83H46V80H45V79H47V77H48L47 75L50 74L49 72H51V69L49 68V71L46 70V72H48V73H46V74H47V75H46L45 73H43V71H44L45 69H41V68H40L41 64H40V66H39V64H38ZM52 66H51V63H50V67H52ZM64 66H63V67H62V66H59V68L62 67L61 69H64V70H65ZM77 66H78V65H77ZM81 66H83V65H81ZM113 66H112V67H113ZM123 66H122V69H123ZM135 66H136V65H135ZM140 66H141V65H140ZM140 66H139V69H138V70L142 69V66H143V65H142L141 67H140ZM144 66H145V64H144ZM146 66H147V65H146ZM154 66H152V68H155ZM162 66H161V67H162ZM166 66L164 67V69L166 68ZM5 67H6V68H5ZM29 67H30L29 64L26 65V68H27V69H29ZM31 67H30V69L32 70V73L30 72V71H31L30 69H29L30 71H29V70H27V71L24 70V71H22V72H18V71L16 72L15 69H14V68H13V69H14V72H16L15 75H16L17 73H20L21 75H23V76L25 75V76L27 77V76L29 75V73L32 74V75H34L33 73H36V72L33 71L34 68L32 69ZM53 67H52V68H53ZM67 67H66V68H67ZM79 67H80V66H79ZM79 67H77V68H79ZM148 67H149V66H148ZM150 67H151V66H150ZM150 67H149V69H150ZM172 67L169 69V74L171 73V69H172ZM179 67L176 66L175 68L179 69V71H180V68H179ZM9 68H8V69H9ZM26 68H25V69H26ZM39 68H40L41 70H43V71L41 72V70H40ZM42 68H43V67H42ZM44 68H47V67H44ZM57 68H58V66L56 65V67H55L54 69H52V70L54 71V74H52L53 72L50 74L51 77H52V75H54V79H53V77H52V78H48L47 81L49 80L48 82H50V79H51V82H52V79L55 80V78H56V80H57V79H58V80L55 81V82H58L57 84L59 85V87L61 86V84L64 83L63 85L66 86V89L64 90L65 87H63V86H61V88H63L62 90H61L60 88H57L58 86H57V84H55L54 81H53V84H51V83L48 84V83H47V84H45V85H48V86L50 87V89H51V86H50V85H54V84H55L57 87H56L55 85H54V86H55L59 91L61 90V91H60L61 93H60L58 90H56V91H58V92L60 93V94H57V95H58V99H56V100L59 101V104H57V106H58V105H59V106H62V105H63V106L61 107V109L65 106L66 111H65L64 109H63V110L60 109V110H61V111H65V113H69V112H67L68 110H69V111H73V110H71L72 108L74 109V107H78V106H77V104H78L77 102H79V101L81 102V101H82V103H83V102L86 103L88 100H90L89 97L86 98L87 101H83V100H82L83 98L85 99V97L90 96V95H87V96H86V95L84 94L85 97H82L81 100H80V99H77V97H76V99L79 100V101L73 103V100H72V101L70 102V101H69V100H70L69 97H70V98L75 97V95L77 94V92H78L77 95H79V93H81L82 88H80L79 86H77V92H76V89H75L74 87H72V85H74V83H75L74 86H76V84H77L78 82H77V81H76V82H75V81L72 82V80H71V84H72V85H71V86L69 85L70 87H72V89H71L69 86H67V85H68L67 83L70 82V81H68V82L66 83V81L68 80V79H66V78H68V77H65V75H66L69 71L66 73V72H63L64 70L61 71V69H60V71H59L60 73L57 71L58 74H56L57 72H55V71H56ZM80 68H82V67H80ZM80 68H79V69H80ZM88 68H89V69H88ZM135 68H136V67H135ZM137 68H138V67H137ZM152 68H151V69H152ZM158 68H159V67H156V69H158ZM183 68H184V67H182V69H183ZM8 69H7V70H8ZM17 69H16V70H17ZM73 69H74V70H77V71L79 70V69H76V66H74ZM91 69H90V73H88L89 75H88V74H85L86 72L84 73V75H88V77L94 75V74H92L94 71H92V73H91ZM98 69H97V70H98ZM129 69H128V70H129ZM132 69H134V67H133ZM143 69H144V67H143ZM145 69H146V67H145ZM151 69H150V70H151ZM156 69H155V70H156ZM160 69H161V68H160ZM162 69H163V68H162ZM162 69H161V71H163ZM167 69H168V67L166 68V70H167ZM248 69H251V70H248ZM4 70H3V72H4ZM11 70H12V69H11ZM34 70H35V69H34ZM36 70H35V71H36ZM74 70H72V69L70 70V72L73 71V72H72V73H73V76H74V74H77V73H76L77 71L75 72ZM80 70H81V69H80ZM94 70H95V69H94ZM117 70H118V69H117ZM124 70H126V69H124ZM124 70H122V71H124ZM134 70H136V69H134ZM134 70H132V71H133V75H132L131 73H130V75H129V73H128L127 71H125V74L128 73V75H127L128 77L131 76V75H132V77H134L135 75L138 77V75H139L140 72H139L138 70H137V71H138L139 73H138L137 71H135V72L138 74V75H137V74L134 72ZM147 70H148V68H147ZM153 70H154V69H153ZM155 70L153 71V75H152V77H153L154 75H156V74H154V72H156V73L158 72V70H157V71H155ZM172 70H174V68H173ZM175 70H176V69H175ZM242 70H241V71H242ZM260 70H261V69H260ZM262 70H263V69H262ZM262 70H261V71H262ZM1 71H2V70H0V88L3 87V86H1V84H5V83H2V81H3V82L5 81V77H6V75H7V74H5V73H4V74L1 73ZM8 71H10V70H8ZM28 71H29V72H28ZM66 71H67V69H66ZM83 71L81 70V71H78V72H80V74H81V72H83ZM99 71H97V72L99 73ZM113 71H108V72H110V74H111V72H113ZM151 71H152V70H151ZM176 71H177V70H176ZM10 72H11V71H10ZM10 72H9V73H10ZM12 72H13V70H12ZM14 72H13V73H14ZM61 72L64 73V74H61ZM70 72L68 73V75H71V77H73V76H72V73L70 74ZM74 72H75V73H74ZM101 72H100V75L103 74V73H105L106 71H103L102 73H101ZM108 72H106V73H108ZM114 72H113V73H114ZM117 72H118V71H117ZM117 72H115V74H116ZM120 72H121V67L119 68V72H118V73H119L118 76L121 78V77H122L121 75H122L124 72H122L121 75H120ZM130 72H131V71H130ZM159 72H160V71H159ZM159 72H158V74H159ZM163 72H164V71H163ZM263 72H264V71L260 72V74H262ZM6 73H8V72H6ZM9 73H8V76L10 75ZM13 73H11V76H12ZM42 73H43V75L45 74L47 77H46V78L44 77V79H43V78H42ZM134 73H135V75H134ZM149 73H150V72H148L147 75L145 74L146 77H148L147 79H146L145 77L142 79L141 76H140V75H141V73H140L139 76H140L141 80L146 79V80H147L146 82H149V78L151 77V75H149ZM165 73H166V72H164V74H165ZM172 73H173V72H172ZM20 74H19V75H20ZM55 74H56V75H59V74H60V75H62V76L64 75V78H65L66 80L64 81V78H63L62 76H60V77H61V80H59L60 77H59V78L56 77ZM90 74H91V75H90ZM110 74H109V75H110ZM115 74H114V75H115ZM143 74H144V73H143ZM143 74H142V75H143ZM161 74H162V72H161ZM180 74H181V73H180ZM180 74H179V73L177 74L178 77H179ZM241 74L243 75V73H241ZM263 74H264V73H263ZM45 75H44V76H45ZM50 75H49V76H50ZM68 75H66V76H68ZM77 75H78V74H77ZM96 75L99 76V74L95 73V77H94V76H92V77H93V78H96V77H97ZM103 75H105V76H104V80H105V82L107 83V81H108V83L110 84V81L113 80V79H111L110 77H113V75H112V76H109L108 74H103ZM106 75H107V77L110 78V79H108V78L106 77ZM145 75H143V76H145ZM159 75H160V74H159ZM234 75H235V76H234ZM242 75H241V78H239L240 76L238 75V76H239L238 78H239V79H242ZM17 76H18V75H17ZM30 76H31V75H30ZM35 76H36V74H35ZM78 76H79V75H78ZM81 76H82V75H81ZM123 76H126V75H123ZM136 76H135V77H136ZM162 76H163V74H162ZM162 76H161V78H162ZM167 76H168V70H167ZM169 76H171V74H170ZM169 76H168V77H169ZM175 76H176V75H175ZM175 76H174V77H175ZM182 76H183V74H182ZM9 77H10V76H9ZM31 77H32V76H31ZM71 77L69 76V80L71 79ZM83 77H84V76H82V78H81V77H78V78L81 79L80 82L83 81L84 79H86V82L89 84V83L93 80L92 77H91V79H92L91 81H90V79H88L87 76H85L86 78H84V79H83ZM102 77H103V76H102ZM115 77H116V78H115ZM115 77H114V78L117 79L118 81H116V80L114 79V80H115L114 82H118V83H119V84H117V85H116V83H115V87H119V88H118L119 91H121L120 88H122V91H124V92H122V91H121V92H122L123 94L126 93L125 91H126V90L128 89V87H129L128 84L132 83V81H133L134 79L131 78V79H130L131 82H130L129 80H127V79L124 77L125 80L129 81L128 84L125 83V82H127V81L123 82L124 84H126V85L128 86V87H125L124 85H121V86H120V84H123V83H122V82H121V83L119 82L121 79H120L119 77L117 78V74H116ZM156 77H158V75L155 76V78H156ZM164 77H165V75H164ZM178 77H177V78H178ZM183 77H184V76H183ZM183 77H181V78H183ZM6 78H7V77H6ZM10 78H11V77H10ZM28 78H29V76L27 77V79H28ZM32 78H33V79H30V80H34V76H33ZM36 78H37V77H35V80H36ZM39 78H38V79H39ZM74 78H75V77H74ZM78 78H77V76H76V79H77V80H78ZM105 78H107V79H105ZM122 78H123V77H122ZM129 78H130V77H129ZM129 78H128V79H129ZM153 78H154V77H153ZM155 78H154V79H155ZM165 78L167 79V77H165ZM165 78H164V80L162 79L161 81L164 82V81H165ZM169 78H170V77H169ZM169 78H168L167 80H170ZM236 78H237V77H236ZM245 78H246V77H245ZM245 78H243V80H244ZM262 78H261V79H262ZM7 79H8V78H7ZM7 79H6L5 82H7ZM16 79H17V77L14 78V80H16ZM21 79H22V78H21ZM25 79H26V78H25ZM40 79H39V80H40ZM42 79H43V80H42ZM62 79H63V80H62ZM76 79H74V80H76ZM82 79H83V80H82ZM87 79H88L90 82L87 81ZM98 79H99V77H98ZM101 79H102V78H101ZM132 79H133V80H132ZM135 79H136V78H135ZM159 79H160V78L156 79V81L159 80ZM172 79H174V78H172ZM175 79H176V77H175ZM175 79H174V80H175ZM179 79H180V77H179ZM183 79H184V78H183ZM183 79H181V80H183ZM186 79H187V78H186ZM11 80H12V79H11ZM23 80H24V78H23ZM35 80H34V82L36 83ZM95 80H97V78H96ZM104 80H103V81H104ZM137 80H138V79H137ZM137 80H136V82H135L136 84H138V82H139V81H137ZM167 80H166V81H167ZM174 80H173V82H174ZM176 80H178V79H176ZM176 80H175V81H176ZM181 80L177 81L176 83L181 82ZM184 80H185V79H184ZM189 80H190V81H189ZM37 81H38V80H37ZM60 81H61V84H59ZM93 81H94V80H93ZM122 81H124V79H123ZM151 81H155V80L151 79ZM171 81H172V80H171ZM171 81H170V82H171ZM186 81H187V80H185V82H186ZM195 81H194V82H195ZM244 81H245V80H244ZM16 82H17V81H16ZM16 82H15V83H16ZM21 82H27V81H21ZM34 82H32V83H33V86L35 85ZM80 82H79V83H80ZM83 82H85V81H83ZM83 82H81L80 85L83 86V85H84V84H82ZM86 82H85V86H86V88H87V85H86L87 83H86ZM94 82H95V81H94ZM97 82H98V81H97ZM97 82H95V83L97 84ZM101 82H102V81L100 80V83H101ZM105 82H104V83H105ZM112 82H113V81H112ZM142 82H143V81H142ZM159 82H160V80H159ZM159 82H157V83H158V86H157V87H159V89H160V87L162 88V86L160 85V84H162V83H159ZM188 82H187V85H188ZM192 82H193V81H192ZM232 82H233V83H232ZM237 82H238V83H237ZM7 83H8V82H7ZM10 83H11V82H10ZM15 83H13V86H16V88L19 89V88H22V87H23V86H22L23 83L21 84L20 81H19V84H21V87H18L19 84H18V83L15 84ZM65 83H66L67 85H66ZM79 83H78V84H79ZM108 83H107V84H108ZM164 83L166 84V82H164ZM164 83H163V84H164ZM167 83H168V82H167ZM176 83H174V84H176ZM190 83H191V82H190ZM236 83H237V84H236ZM14 84H15V85H14ZM36 84H37V83H36ZM38 84H40L39 81H38ZM38 84H37V85H38ZM78 84H77V85H78ZM92 84H93V83H92ZM96 84H93V85L96 86ZM107 84H106V85H107ZM112 84H114V83H112ZM132 84H133V83H132ZM140 84H141V83H140ZM144 84H148V83H144ZM144 84H143V85H144ZM155 84H156V82H155ZM165 84H164V85H165ZM169 84H171V83H169ZM182 84L184 85V84H186V83L181 82V85H182ZM192 84H193V83H192ZM192 84H191V85H192ZM235 84H236L237 86L239 85V89L236 87ZM240 84H241L242 86H244V89L240 86ZM7 85H9V84H7ZM7 85H6V88H5L6 90H5V91H4V87H3V91H4V92H6V91L8 90V89H7L8 87H11V84H10L8 87H7ZM40 85H41V84H40ZM40 85H39V86H40ZM43 85H44V84H42L41 87L44 89ZM45 85H44V86H45ZM102 85H105V84H102ZM106 85H105V86H106ZM134 85H135V84H134ZM151 85H154V83L152 82ZM159 85H160V86H159ZM164 85H163V86H164ZM191 85H188V86H191ZM194 85H195V84H193L192 87L189 88L190 91H191V89H196V88H195L196 86L194 87ZM233 85L238 89V90H236V91H238V92H237V93L235 92L236 94L232 91V90H235V87L231 90L232 94H231V92H230V88L233 87ZM4 86H5V85H4ZM19 86H20V85H19ZM35 86H36V85H35ZM54 86H52V88H54ZM85 86H84V88H85ZM91 86H92V85L90 84L89 88H90ZM94 86H93V87H94ZM99 86H101V85H99ZM109 86H110V85H109ZM113 86H114V85H113ZM123 86H124V88H123ZM135 86H136V85H135ZM135 86H134V87H135ZM138 86H139V85H137V86L134 88V90H135ZM154 86H155V85H154ZM154 86H153V89L150 88V89H152L151 91H153V90L156 88V87L154 88ZM169 86H170V85H169ZM171 86H172V85H171ZM188 86H186V87H188ZM203 86H200V88H201V87L203 88ZM206 86H207V84H206ZM206 86H205L204 88H206ZM45 87L47 88V86H45ZM68 87H69L71 90H70V89L68 90V89H67ZM78 87H79L81 90H80ZM96 87H97V86H96ZM102 87H103V86H102ZM107 87H108V85L106 86V88H107ZM111 87H112V85H111ZM111 87H110V88H111ZM130 87H131V86H130ZM130 87H129V88H130ZM147 87H148V85H147ZM175 87H176V86H175ZM177 87H180V84H179V86H177ZM181 87H182V86H181ZM181 87L179 88L181 92H183V91L185 92V91L187 90L186 87H185V89L182 91V90H181ZM208 87H210V86H208ZM208 87H207V88H208ZM240 87H241V89H240ZM13 88H15V87H13ZM36 88H38V89L40 90V87H37V86H36L35 89H36ZM56 88H55V89H56ZM73 88H74V90H73ZM86 88H85V90L87 91ZM97 88H99V87H97ZM103 88H104V89H102V88H101V89L104 91L106 88H105V87H103ZM108 88H109V87H108ZM113 88H114V87H112V89H113ZM126 88H127V89H126ZM131 88H132V87H131ZM163 88H164V87H163ZM166 88H167V84H166ZM204 88H203L202 91H205ZM207 88H206V89H207ZM43 89L40 90V91H37V90H33V88H32L33 91H37V92L29 93V94H31V96L29 97V99H28V101H27V103H28L27 107H29V108H31V107H33V108H40V106H41L45 101L49 100V99H47V98H50V100H51V101L49 100L50 102H53V101H54L52 104H55V106H56V103H55L56 100H55V98H57V96H55L56 94L54 95V93H55L56 91H55L54 93L52 92L53 94L51 93V95H53V97H54V98H53L54 100H52V96H51V95H50L49 97H47V96L44 97V95L41 94L42 92L44 93V91H45L44 94H46V95L49 94V93H48L49 89H46L47 91H46V90L43 91ZM94 89H95V87L92 88V90H94ZM123 89H126V90H123ZM140 89L142 90V88L139 87V89H137V90H135V91H136V92L138 91L137 93H140V91H139ZM143 89H144V87H143ZM209 89H210V88H209ZM209 89H208V90H209ZM10 90H11V89H10ZM29 90H30V89L28 88V91H29ZM32 90H31V91H32ZM51 90H53V89H51ZM63 90H64V91H63ZM79 90H80V91H79ZM85 90H84V92H86ZM88 90L90 91V89H88ZM102 90H101V91H102ZM109 90H110V89H109ZM115 90H116V89L114 88L113 91H115ZM129 90H130V89H129ZM134 90H132V91H134ZM148 90H149V89H148ZM163 90H165V89H163ZM163 90H160V91H158V92L161 93V91H163ZM172 90H175V89H172ZM196 90H199V89H196ZM196 90H195V91H196ZM0 91H1V90H0ZM17 91H20V90H17ZM68 91H69V92H71V91H75V95L72 96V95H73V94H72L73 92H71L70 95L72 94V95H71L72 97L69 96L68 98H66V97H67L66 95L68 94V93H67ZM94 91H95V90H94ZM98 91H100V90H98ZM98 91H97V92H98ZM116 91H117V90H116ZM116 91H115V92H116ZM132 91H131V92H132ZM135 91H134V92H135ZM154 91H155V90H154ZM177 91H178V88H177ZM199 91L201 92V90H199ZM261 91H262V92H261ZM1 92H2V91H1ZM10 92H12V91H9V93H10ZM13 92H16V90L13 91ZM29 92H30V91H29ZM39 92H40V93H39ZM46 92H47V93H46ZM49 92H50V91H49ZM87 92H88V91H87ZM87 92H86V93H87ZM104 92H105V91H104ZM109 92H110V91H109ZM128 92H130V91L127 90V93H128ZM131 92H130V93H131ZM134 92H132V93H133L134 95H136L137 93L135 94ZM141 92H142V93H145V92H143V90H142ZM167 92H168V91H167ZM171 92H172V91H171ZM175 92H176V90H175ZM181 92H180V94H181ZM229 92H230L231 95H234V94H235V96H234L233 98L231 97L232 99H231V98H228V100L230 99V101H228V100L225 99V97L227 96V93H228V96H229ZM244 92H246V93H244ZM17 93H18V92H17ZM17 93H15V94H17ZM82 93H83V90H82ZM82 93H81V94H82ZM89 93H93V92L91 91V92H89ZM89 93H87V94H89ZM106 93H108V92H106ZM106 93H105V95L108 96ZM111 93H113V92H111ZM111 93H108V94H111ZM116 93H117V94H121V96L123 95V94L120 93V92H119V93L116 92ZM149 93H151V92L148 91V93H145L144 96L142 95V96H141V97H142L141 100L143 99V97L147 96ZM173 93H174V92H173ZM176 93H177V92H176ZM233 93H234V94H233ZM247 93H248V96L246 95V97H247V98H246L247 100H246V99L244 98L245 96H244L243 94H247ZM81 94H80V96H81ZM94 94H96V91L94 92ZM99 94H100V92H99ZM117 94H115V95H117ZM146 94H147V95H146ZM153 94H154V92H153ZM163 94H165V93H163ZM163 94H162V95H163ZM174 94H175V93H174ZM193 94H194V91H193ZM0 95H1V94H0ZM21 95H22V94H21ZM21 95H20V96H21ZM27 95H28V94H27ZM77 95H76V96H77ZM84 95H83V96H84ZM91 95H93V94H91ZM96 95H97V94H96ZM102 95H103V94H102ZM115 95H114V94H113V95L111 94V97H110V95H109L108 97H109L110 99H112V97L115 96ZM124 95H129V94H124ZM130 95H131V94H130ZM138 95H139V94H138ZM151 95H152V93H151ZM151 95H150V96H151ZM168 95H169V97H170V94H168ZM176 95H177V94H176ZM198 95H199V94H198ZM204 95L207 96L208 98H206ZM263 95H264V93H263V94H260V96H263ZM20 96H19V98H22V96H21V97H20ZM59 96H60V97H59ZM93 96H94V97H93L94 101L100 99L98 96H100V97L102 98L101 94H100V95H97V98H99V99H96L95 95H93ZM139 96H140V95H139ZM139 96H138V97H139ZM150 96L148 95L149 98H150ZM158 96H159V98H160L161 95L158 94ZM158 96H157V97H158ZM164 96L167 97V95H164ZM164 96H161V97H163V98L160 99V100H158L159 98H158L157 100L155 99V101H158V102H159V105H162V104H160V101L163 100V99H165V102L170 101L169 98H168L169 100L166 101V98H165ZM171 96H172V95H171ZM173 96H174V95H173ZM193 96H196V98L198 97L197 94H195V95H193ZM201 96L205 97V99L201 98ZM211 96H215V98L217 97L216 100L214 101V97H211ZM0 97H1V96H0ZM17 97H18V95H17ZM17 97H16V98H17ZM25 97H26V96H25ZM25 97H24V98H25ZM78 97H79V96H78ZM104 97H105V96H103V100L105 99L104 101L107 102V101H106V98L108 99V97H106V98H104ZM117 97H118V96H117ZM122 97H123V96H122ZM129 97H130V96H129ZM129 97H127V96L125 97V99H124V100H125V103H129V99H128ZM148 97H147V99H148ZM151 97H152V96H151ZM90 98H92V96H90ZM113 98H114V97H113ZM120 98H121V97L119 96V99H120ZM132 98H133V95H132V97L130 98L131 101H132ZM152 98H153V97H152ZM187 98H188V97H187ZM210 98H211V99H210ZM212 98H213V99H212ZM221 98H223V99H221ZM226 98H227V97H226ZM262 98H264V97H262ZM262 98L259 97V99L257 98V100H256V101H258V100L261 101V103L257 102V103L260 105V108H261V106L264 104V102H262V100H263ZM0 99H1V98H0ZM17 99H18V98H17ZM66 99H68V101H69L71 104L68 103V104H65V105H64V102L67 103V100H66ZM73 99L76 101L75 98H73ZM117 99H118V98H117ZM126 99H128V101H127ZM133 99H135V97H134ZM137 99H139V98H137ZM147 99H145V100L147 101ZM150 99H151V98H150ZM261 99H262V100H261ZM5 100H6V99H5ZM19 100H20V99H19ZM64 100H66V101H64ZM108 100H109V99H108ZM114 100H116V98H115ZM120 100H121V103L124 101L123 99H120ZM122 100H123V101H122ZM16 101H17V100H16ZM94 101H93V102L89 101V103L87 102L88 104H92V105H93V106L91 105L92 107H90V105L88 106V104L86 103V105L88 106V107L86 106V107H87L86 110L89 109V107H90V108H95L94 105H95L97 102L95 103ZM101 101H102V100H99L100 103H101ZM104 101H103V102H104ZM116 101H117V102H116ZM116 101L114 102L115 104L119 102L118 100H116ZM134 101H135V100H133L132 103H131V102H130V103L133 104V103H135ZM146 101H145V102H146ZM174 101L177 102L178 99H177V101H176V99H174ZM263 101H264V100H263ZM10 102H11V101H10ZM10 102H9V103H10ZM56 102H57V101H56ZM90 102H91V103H90ZM143 102H144V101H143ZM145 102L143 103L144 106L148 104V103L145 104ZM161 102H162V101H161ZM170 102H171V101H170ZM178 102H179V103H178ZM178 102H177L178 105H173V104H174L173 102H171V103H172V105H173L174 107L177 108L178 106L181 105V104H180V101H178ZM246 102H247V104H245ZM72 103H73V105H72ZM76 103H77V104H76ZM82 103H81V105H82ZM93 103H95V104H93ZM114 103H112L111 106H114V105H113ZM121 103L119 102L118 104H121ZM141 103H142V101H141ZM156 103H157V102H156ZM163 103H164V100H163ZM171 103H170V104H171ZM253 103H255V102H253ZM74 104H75L76 106H75ZM97 104H98V103H97ZM97 104H96L95 106H96L97 109H99L98 107H99L100 105H97ZM102 104H103L104 106L107 105V104H105V103H101V106H102ZM118 104H116V105L114 106V108H113V107L110 108L109 106H107V107L110 108L109 110L114 109V110H113V112H114L115 109H117L116 106H117ZM131 104H129V105H131ZM143 104H142V107H143ZM179 104H180V105H179ZM238 104H239V105H238ZM255 104H256V103H255ZM255 104H254V105H255ZM261 104H262V105H261ZM67 105H69V106H67ZM79 105H80V103H79ZM81 105H80V106H81ZM84 105H85V104H83V107L81 106V107H82V110H81V108L79 107L81 111H85V110H83V108L85 109V106H84ZM109 105H110V100H109ZM126 105H127V104H126ZM129 105H127V106H128V108L126 107L127 109H129ZM134 105H135V104H134ZM136 105H137V104H136ZM138 105H139V104H138ZM152 105H155V102H153ZM163 105H165V104H163ZM172 105H170V106H172ZM249 105H250V104H249ZM254 105H252L251 116L249 115V113L246 114L247 116H248V115L250 116V119H251L252 121H253V118H255V116L257 115V114H255V116H252V113L255 112V111H258V109H260V108L258 107V106H259V105H258V106H257L258 108L254 109V110H255V111H254V110H253V106H254ZM256 105H257V104H256ZM256 105H255V106H256ZM42 106H43V108H44V106H46V105H42ZM49 106H52V105H50V103H49ZM57 106H56V108L59 107V106H58V107H57ZM66 106H67V107H66ZM97 106H98V107H97ZM101 106H100V108H101ZM124 106H125V105H124V103H123V107H120V108H123V109H124ZM170 106H169V107H170ZM173 106H172V108H174ZM230 106H232V108H231ZM255 106H254V107H255ZM8 107H9V109H12V110H14V109H16V108H19V107H17L16 105L14 106V104H12L11 106H8ZM115 107H116V108H115ZM130 107H131V106H130ZM135 107H136V106H135ZM137 107H138V106H137ZM146 107H147V106H145V108H146ZM150 107H151V106H150ZM246 107H247V106H245L244 108H245V109H247L248 107L251 108V106H248L247 108H246ZM263 107H264V105L262 106V110H263ZM59 108H60V107H59ZM59 108H58V111H56V113H54V114H51V113H50V114L52 115V117H51V115L49 114V112H46L47 114H44V115H45V116H46V115H47V116L50 115L49 118H47V119H49V120L52 118V119H54V121L59 122L58 119L60 118V121H65V119H66V121H67L68 118H69V114H64V113H62V114H64V115H63L64 118L66 117L65 115L68 116V117H66L65 119L62 120V118H61L62 116H60V115H62V114H61V112H60V115H58V116H60V117H59V118H55V117H57V116H55V115H57V113H59V111H60ZM79 108H78V109H79ZM104 108H105V107H104ZM140 108H141V106H140ZM140 108H139V109H140ZM156 108H157V107H156ZM156 108H155V109H156ZM164 108H165V107H164ZM164 108H163V111H164V110H167V111H164V112H166V114H167V112H169L168 107L166 106L167 109H166V108L164 109ZM172 108H170V111L173 110ZM183 108H182V110H183ZM250 108H248V109L246 110V112H247L248 110L250 111ZM44 109H45V108H44ZM44 109H42V110H44ZM75 109L77 110V108H75ZM102 109H103V108H101V110H102ZM105 109H107V108H105ZM123 109H120V112H121ZM131 109H132V107L129 109V110L132 112ZM136 109H138V108H136ZM136 109H135V110L133 109V110L136 112V111H137ZM143 109H144V107H143ZM147 109H148V108H147ZM155 109H154V111H155ZM158 109H159V107H158ZM174 109H175V108H174ZM46 110H47V109H46ZM52 110H53V109H52ZM76 110H74V113H75ZM91 110H94V109H91ZM91 110H88V112L86 111V112L88 113V115H87L86 112H83V113L86 114V116H85V114H83V113L81 114V111H79V110H77V111H79L80 114L83 115V116H85V117L88 116L87 119H91V120H90L91 122H93V121H92V120H93V119H92L93 117L90 118V116L92 115L91 112H93V114H95V115H98V116H96V118H98L99 115H102V118H101V121H100V122H101V123H100L101 126H100V124H99V126H98L97 124H95V125H97V127H96V126H92V123H91L89 120H86V119H85V120L87 121V122H86L84 119H82L83 117L81 118V119L83 120L82 123H83V122H86V123L89 122V124H86V125H85V123H84L83 125L79 124V123H81V120H80V122H79V117L77 118L78 120H75L76 118H74V119H73V123H75V122H74V120H75V121H78V122H79L78 124H77V122H76L75 124H77V125H81L82 127H83V126H88V125H89V127H86V128L90 129V131H91V127H95V129H94L95 132L97 131L96 128L99 129L98 127H101V132L99 133V131H100V129H99V131H98L99 134L96 132V135L99 136V135L102 134L103 140H102V141L99 140V142H98V139H100V138H102V137L100 136V138H98V137L96 136L97 138L94 139V140H95V141L97 140V143H96L95 141H92V142H95L96 144L99 143L98 145H99L100 147L97 145V149H98L97 151L95 150V149H96V148H95L96 146L94 147V148H95V149H94L93 146L91 145L92 143L89 142V141H91L92 138H94V137L89 138V137H91V134H90V133H93V131H94L93 129H92L93 131H91V132H87V131H89V130L83 128V130L85 129L84 132H83V130H81L82 127L79 126V127H80V128L78 127L79 130H77V131H79V133H77L76 130H75V129H77V126L75 125L76 127L74 126L75 128H74V129H71V126H72V125H71V126L69 125V123L73 124L72 121H71V122H70V121H67V122H69V123L67 124V122H65V124H66V125H69L70 128L68 127V130H70V129L72 130V133H73L74 137L76 136L75 134L81 135L82 132H83L84 135L87 136V133H88L90 136L88 135L87 138H89L90 140L87 139V138H85L86 136L84 137V139H85V141L89 140L88 142H86L87 144L89 143L88 145H90L89 151L94 150V152H95V153H94L95 157L98 155L97 152H98L100 155H103V156H104V159L106 158L105 160L108 162V164L106 165V164H104V163H106V161L104 162V160H103V162H102L103 165H106V166L109 165L108 167L113 166V167H110V168H111V169L114 168V170L119 169V168L122 166L121 163L123 164V160H124V162H125V160H126L127 158L129 159L128 156H127V157L124 156V155H126V153H127L128 151H127V152L125 151L126 153H124L123 156H124V158H125V157H126V158H125V159L123 158V160L121 159V157H123V156L119 157L118 152H117V151H118V148H117L118 145H119V144L121 145V143H122L125 139H127V137L124 136L125 133H123V132H121V134H122V133L124 134L123 136L120 135V132H119V133L116 132L117 128L115 127L116 129H114V125H113V122H114V121H112L113 119H111V115H110V112H109V111L106 110L105 114H99V112H98L99 110H96V109H95V110L97 111V114H96L95 111H91ZM103 110H104V109H103ZM129 110H128V113H129ZM140 110H141V109H140ZM159 110H160V109H159ZM159 110H158V111H159ZM161 110H162V107H161ZM177 110L179 111V108H177ZM182 110H181V111H182ZM243 110H244V109H243ZM260 110H261V109H260ZM260 110H259V111H260ZM27 111H28V110H27ZM90 111H91V112H90ZM117 111H119V110H117ZM117 111H116V113H115L116 117H118V116H117ZM125 111H127V110H124V112H125ZM141 111H142V110H141ZM158 111H157V109H156V112H155V113H156V114L159 113ZM163 111L160 112V113H162L161 115H164V114H165ZM173 111H174V110H173ZM175 111H176V110H175ZM241 111H242V110H241ZM249 111H248V112H249ZM15 112H16V111H15ZM22 112H24V111H22ZM22 112H21V114H20V111H19V113H18V112H17V113L21 115V117H19V118L25 120L26 123H23V122H22L23 120H20V122L23 123L24 125H26L27 122H28V120H31V121H29V122L32 123V118L30 119V118L28 117L29 119L26 121V119H27V114H25V112H24V113H22ZM36 112H37V111L35 110V113H36ZM89 112L91 113V115H89ZM101 112H102V111H101ZM111 112H112V111H111ZM244 112H245V111H244ZM262 112H263V111H262ZM262 112L260 111V113H262ZM10 113H11V112H9V114H10ZM26 113H27V112H26ZM29 113H31V111L28 112V116H29ZM33 113H34V111H33ZM33 113H31L32 116H33ZM38 113H39V111H38ZM76 113H77V112H76ZM76 113H75V114H76ZM102 113H103V112H102ZM118 113H119V112H118ZM125 113H126V115H128L127 112H125ZM125 113H124V114H125ZM132 113H133V112H132ZM132 113H131V114H132ZM150 113H152V112H150ZM153 113H154V112H153ZM163 113H164V114H163ZM171 113H172V112H171ZM173 113H174V112H173ZM173 113H172V114H173ZM176 113H177V111H176ZM212 113H214V114H212ZM13 114H16V113H13ZM23 114H25L26 117H25ZM36 114H37V113H36ZM36 114H34V115H36ZM48 114H49V115H48ZM70 114H72V117H71V119H72L73 116H74V114H73L72 112H71ZM77 114H78V113H77ZM77 114H76V115H77ZM80 114H78V115H80ZM113 114H114V113H112V115H113ZM122 114H123V113H122ZM122 114H121V115H122ZM136 114H139V113L136 112ZM156 114H155V116H156ZM166 114H165V116H167ZM169 114H170V113H169ZM172 114H170V115H172ZM244 114H245V113H244ZM263 114H264V112L262 113V115H263ZM5 115H6V116H5L6 118H9V116L7 117L8 114L5 113ZM11 115H12V114H10V116H11ZM41 115L43 116V114H41ZM53 115L55 116L54 118H53ZM95 115H94V116H95ZM103 115H104V116H103ZM126 115H125V116H126ZM134 115H135V113H134ZM139 115H140V114H139ZM148 115H149V114H148ZM157 115H158V114H157ZM161 115H158V116H159V119L164 118V117H162ZM241 115L243 116V114H241ZM241 115H240V118H245V117H244L245 115H244L243 117H241ZM259 115H260V114L258 113V116H259ZM14 116H15V115H14ZM14 116H13V121H15L14 123L17 124L16 121L18 122V119H19V118L16 117L17 119L14 120ZM23 116H24V117H23ZM30 116H31V115H30ZM32 116H31V117H32ZM37 116H38V115H37ZM42 116H38V117L41 118ZM70 116H71V115H70ZM92 116H93V115H92ZM113 116H114V115H113ZM122 116H123V115H122ZM125 116H123V117H125ZM137 116H138V115H137ZM153 116H154V114H153ZM158 116L154 117V119H156ZM160 116H161L162 118H161ZM238 116H237V118H238ZM263 116H264V115H263ZM5 117H4V118H5ZM11 117H12V116H11ZM11 117H10V118H11ZM22 117H23V118H22ZM43 117H44V116H43ZM50 117H51V118H50ZM80 117H81V116H80ZM116 117H115V118H116ZM119 117H121V116H119ZM171 117H172V116H171ZM171 117L168 116V119L166 118V120H164L163 122L165 123V122L168 121ZM173 117H174V118H173V120H174V119H175V116H173ZM200 117H202L203 120H202ZM215 117L212 118V116H211L212 119H214ZM234 117H233V118H234ZM251 117H253V118H251ZM4 118H3V120L1 121V116H0V214H2V215H0V223L3 222V224H4V228H2V229H4V230L2 231V229H1V228H0V229H1V231H2L1 235H2V236L4 235V237H6L7 239H9L12 233H14V232L16 233V232L20 229V225H19L15 220H13V221L15 222V223H13V224H11V222H13V221L8 222V220H10V218H12L13 216H14V218L17 220V218L15 217V215H17V214H18V215H21V217H22V218H20V216H19V218H20L19 220L22 221V222H20V224H23V221H24L23 219H28V220H32V221H34V222H38L39 225L42 226V227H47V226H49L50 223H52L55 219H57V220L59 219V218H57V217H59V215H61V210H60V207L58 208V205H57V202H58V201L55 202V201H56L55 198L51 195V193H49V192H50V191H49L50 187H51L55 182H57V181H56V179H57L56 175H57V174L54 175V173H52L51 167L49 168V164H50V161H49V160L53 159V158H54V157H52V156H54L53 154L57 152V151H55V152L52 154V152H53V149H52V148H55V147H56V141H55V140L58 139L59 136H61V135H59L58 137H55V138L52 137V139H53V138L55 139V140H54V142H55V146L53 147L52 144H54V143H52V142H51L52 144H51V143H48V142H49V137L52 136V135L50 134V132L52 131V127H53V126H52L51 123H54L53 120H52V122H50L51 120L47 122V123H48V126H49V125L52 126V127L49 126V128H47L48 130L44 127V126H45V125H43L44 123L41 124L42 127H44V128H42V127H40V123H39V125H38V123H36V121H37V120H36L34 123H36V125L40 127V130H41V131H39V132H38V130H39L38 128H37L36 131H32V130H35V128H36V125H35V124H33V126H32V124H31L32 127L35 126L34 129H31L32 127L29 129V125H30V124H29V122H28L27 129L29 130V132H30V131H31V132H34V134H32V135L38 134V135H36V136H37V137H38V136L41 137L40 135H42L43 132H46L47 135H48V133L50 134V135H48L49 137H47V139H48L47 142H45L46 139H45L44 141L41 140L42 142H38L40 139H39L38 141H37V140H36V141H33V140H34V139H32L33 136H31L32 138L29 139V138H30L29 136L27 137L26 135H24L26 132L23 134V132L26 130V129H23V128H26V127L22 126L23 128H21V126H20V127L18 126V128H17L18 130H19V128H20V130H23V131H20V132H22V134H20V133H18L19 131L17 132V131L14 129L16 125H14V128H13V126H11V124L13 123V121H9L8 119H7V121H6V120H4ZM34 118H35V116H34ZM34 118H33V120L37 119V118H35V119H34ZM96 118H95L94 120H96ZM113 118H114V117H113ZM125 118H126V117H125ZM137 118H139V117H137ZM148 118H149V117L147 116V122H148ZM199 118H200L201 120H200ZM237 118H236V119H237ZM240 118H239V119H240ZM248 118H249V117H248ZM256 118H258V117H256ZM260 118H261V116H260ZM11 119H12V118H11ZM11 119H10V120H11ZM41 119H42V118H41ZM44 119H45V118L42 119L43 122H44ZM47 119H45V121H46ZM56 119H57V120H56ZM71 119H70V120H71ZM98 119H99V118H98ZM98 119H97V122L94 121L93 123H95V122H96V123H99V122H98ZM116 119H117V118H116ZM129 119H131V118L129 117ZM129 119H128V120H129ZM134 119H135V118H134ZM154 119H152V121H154V122H153V125H154V123H155V120H154ZM159 119H156L157 126L159 125V124H158L159 122L162 123V121H160ZM212 119H211V121H213ZM239 119H237V120L232 119V120H233V121L235 120V121L237 122ZM250 119H249V120H250ZM99 120H100V119H99ZM122 120H123V119H122ZM132 120H133V119H132ZM145 120H146V119H145ZM157 120H159V121L157 122ZM175 120H176V119H175ZM214 120H215V119H214ZM217 120H215L216 122H214V121H213V122L216 124V123H218ZM251 120H250V121H251ZM256 120H257V119H256ZM259 120H260V119H259ZM261 120H262V118H261ZM38 121L40 122L41 120L38 119ZM38 121H37V122H38ZM115 121H116V120H115ZM124 121H125V120H124ZM170 121H172V119H170ZM211 121H209V123H210ZM233 121H232V123H230V125L236 123L235 121H234V123H233ZM242 121H243L244 124L247 123V125L250 123V124H249V127H247L245 130H243V129H241V128H240L241 130H239V128H238V130H235L237 127H234L235 125H233V128H235V129L233 130V128L231 129V128L229 127V128H230L231 130H233V131L229 130V131H231V132L229 133L228 136L226 135L227 137H226V136L224 137V136L222 135V133H223L226 129H225L224 131H223V129H222L221 131H223V132H221V131L219 130V131L221 132V134H220V132H219L218 130H216L217 128L214 127V125H211V129H212V127L216 128V129H212V131L209 129V133H208V134H209V137L211 136V132L214 134L213 130H216L217 135L220 134V135H222V136L224 137V139H223V138L220 136L221 139H219V140H220L219 142H221V143H222V144H221V143H218V142H217V141H218V139H217L218 137L215 136V137H217V138H216L217 141H215V144L218 143L219 145H222V146H221L222 149L220 148V153H221V152H222V153L225 152V151H223L224 149L227 150L228 153H230V154H229V158H227V160L224 159V158H226V157H225V154H226L227 152H225V154H223V155H222V153H221L220 156H222V157L224 156V157H223L224 160L221 161V158H222V157H220L219 159H220L221 162L218 163V161H217V160H218L217 157H219V156L216 155V156H217V157H216V156L214 155L213 157H214V158L216 157L215 159H217V160H215V162L217 161L218 164H217V163H214V162H211V163H210V162L208 161L207 163H208V165H209V163H210V165H209V167H208V169H207L208 171H207V170L204 171V172H206L205 174L203 173V170L206 168V167H205V165L207 164L206 161H205V164H204V167H203L202 170H200V168H201L202 166H201V167L199 166V168H198V166H196V165H195V166L199 169L198 172H200V171L202 172V174H200L201 176H202V175H206V176H207V172H208V174H209L208 176H209V177L207 176V178L210 179L211 184L209 183V179H207L208 182H206V183H209V186H208L205 182L202 183V182L200 181V183L205 184L206 187L208 186L210 189H212V190H210V189H208V187H207V189L210 190V192L213 191V188H215L216 190H217V188L220 189L221 187L226 188V187L224 186V184L227 183L228 181H227V182H224V181H225L230 175L232 176V179H231V176H230V178H228V179H231V181H232V180L234 179L233 176L236 175V176L238 177V179H239V182H235V183L233 182V183H234L233 186H231V185L229 184L230 186H228L227 188L230 189V190L232 191V192H230V191H229V192H230V193H233V194H235V193H242V194H243V193H246V192H247V194H248V192H256L257 194H254V195H257V197H255V199H257L258 197H260V195H261V196L264 195V121H263L262 123H261V121H259L258 123L254 122L255 124H254V123L251 124L252 122H249L247 119H246L247 122H244L245 119H242ZM254 121H255V120H254ZM10 122H12V123H10ZM117 122H118V120L116 121V123H117ZM119 122H120V121H119ZM122 122H123V121H122ZM213 122H212V123H213ZM14 123H13V124H14ZM21 123H20V124H21ZM41 123H42V122H41ZM47 123H46V124H47ZM61 123H64V122H60V124H61ZM90 123H91V125H90ZM127 123H128V122H127ZM137 123H138V121H137ZM143 123H144V122H143ZM143 123L141 122V124H143ZM150 123H151V125H152V122H150V121H149L148 125H149ZM164 123H162V125H163ZM167 123H168V122H167ZM167 123H165L164 126L168 125L170 129H171L172 127H174V126H172L170 123H168V124H167ZM207 123H208V122H207ZM214 123H213V124H214ZM226 123H227V124H226ZM240 123H241V122H240ZM240 123L237 122L236 125H237V124L239 125ZM13 124H12V125H13ZM23 124H22V125H23ZM60 124H59V123L57 124V123L55 122V124H53V125L55 126V125H60ZM144 124H146V123H144ZM244 124H241V125H242V128H244V127H243ZM118 125H119V124L117 123V125H115V126L119 127ZM120 125H121V122H120ZM122 125H123V124H122ZM122 125H121V126H122ZM126 125H128V124H126ZM139 125H140V124H139ZM153 125H152V127L154 128L155 125H154V126H153ZM160 125H161V124H160ZM225 125H226V126H225ZM48 126H47V127H48ZM135 126L138 127L137 125H135ZM145 126L148 127L147 125H145ZM157 126H156V127H157ZM171 126H172V127H171ZM244 126H245V125H244ZM16 127H17V126H16ZM58 127H59V126H58ZM61 127H63V126H61ZM140 127H141V126H140ZM152 127H151V126L148 127V128H149L148 130H151V131H152ZM156 127H155V128H156ZM158 127H159V126H158ZM160 127L163 128V126H160ZM239 127H240V126H239ZM41 128H42L43 130H44V129H45V130L43 131ZM50 128H51V131H50ZM53 128H55V127H53ZM59 128H60V127H59ZM59 128H58V130H59ZM64 128H65V127H64ZM72 128H73V126H72ZM122 128H126V127L123 126V127H121V129H122ZM129 128H130V126H129ZM142 128H145V127H142ZM150 128H151V129H150ZM169 128L166 127V129H169ZM226 128H228V127H226ZM229 128H228V129H229ZM121 129H120V130H121ZM163 129H164V131H166L165 128H163ZM228 129H227V130H228ZM46 130H47V131H46ZM53 130H55V129H53ZM58 130H55V131L58 132ZM64 130H65V129H64ZM66 130H67V129H66ZM80 130H81V133H80ZM122 130H124V129H122ZM135 130H136V129H132L133 134H134ZM137 130H138V129H137ZM137 130H136V131H137ZM139 130H140V129H139ZM139 130H138V131H139ZM157 130L160 131L159 128H156L155 131H157ZM242 130H243V131H242ZM26 131H27V130H26ZM48 131H50V132H48ZM55 131H54V132H55ZM60 131H63V129L60 128L59 132H60ZM74 131H75V132H74ZM117 131H118V130H117ZM142 131H143V132H142ZM142 131H141V133H142L143 135H146V132H144V130H142ZM145 131H147V130L145 129ZM151 131H150V132H151ZM158 131H157V132H158ZM161 131H163V130H161ZM41 132H42V134L39 135V133H41ZM47 132H48V133H47ZM148 132H149V131H148ZM148 132H147V133H148ZM152 132H153V131H152ZM157 132H153V136L151 135L152 133H148L146 136H144L143 139H141L140 143H139L138 141H137V143H139V144L141 145V142H142V140H143L144 145H145V143H148V141H149L148 144H149V146H150V141L153 140L154 135H155V133H157ZM207 132H208V131H207ZM69 133H70V135L72 134L71 131H70ZM74 133H75V134H74ZM85 133H86V134H85ZM130 133H132V132H129V134H130ZM136 133H138V132H135V134H136ZM141 133H140V134L138 133V135H139V136H142ZM160 133H162V132H160ZM163 133L165 134V132H163ZM225 133H226V132H225ZM225 133H224V134H225ZM26 134H27V133H26ZM29 134H30V133H29ZM46 134H43V135H46ZM126 134H128V133H126ZM149 134H150L152 137H150ZM158 134H159V133H157L156 135H158ZM164 134H163V135H164ZM167 134H165V135H167ZM215 134H216V133H215ZM215 134H214V135H215ZM227 134H228V131H227ZM47 135H46V136H47ZM68 135H69V134H68ZM78 135H77V136H78ZM82 135H83V134H82ZM156 135H155V138H154V140H153V142H155V143L157 142V141L155 140V139H157V138H156ZM161 135H162V134H161ZM36 136H34V137L36 138ZM46 136H43V137H46ZM53 136H55V134H53ZM92 136H94V135H92ZM127 136H128V135H127ZM136 136H137V134H136ZM139 136L135 137V135H134V138H133V139L137 138V140H140V137H139ZM147 136H148V137H147ZM43 137H42V138H43ZM66 137H67V135H66ZM66 137H65V135L63 136V141H61L62 145L64 146L63 142H65V144H67V145H69V146H70L71 143H74L75 147H73L74 149L72 150V148L70 149V147H72V146H70V147L68 148V150L70 151V152H69L68 150L66 151V148H67V147L64 146V147H66V148H65V151L70 155V156H69V155L66 156V155H64L65 151L62 152V150H64V147L61 145V143H59V145H61V146L57 145V149H59V151H60L59 153L62 152V155H63V156H66V157H64V158H66L65 161H66V160L69 161L67 158H70L69 163H68L67 161L65 162L64 160H63L64 162L59 163L58 165H59L60 167H61L62 164H63V165H64V164L66 165V163H68V164L71 165V162H72V164H73V163L75 164L76 161H71V158L73 157V153H74L73 151H74L76 148H78L77 150H78L79 153H80V151H81V153H82V154L84 153V155H85V157H83L84 155H83V156L81 155L82 157H80V158H81L80 160L83 161L82 158H84V159L86 158L88 161H87L86 159H85V160H86L87 162H89V161L92 160V159H96L95 157H93V155H92V157H91L92 159H90V156H89V155L92 154V152L90 153V152L87 151L86 149H84V151L86 150L87 152H83L81 149H79L80 147H79L78 145H76L77 143L75 144V141H74V142H69V141H70V140H69V137H70V136H68V138H67V140H69V141H68L69 143H68V142L66 143V141H64V138L66 139ZM72 137H73V136H72ZM81 137H82V136H81ZM132 137H133V136H132ZM138 137H139V138H138ZM146 137L149 139L148 141L146 140L147 142L144 141V139H147ZM149 137L152 138V140H151ZM157 137H161V136L159 135V136H157ZM209 137H208V139L210 140V138H211L212 136H211L210 138H209ZM213 137H214V136H213ZM215 137L212 138L211 141H213V142L210 141L211 143H214V140H216ZM61 138H62V136H61ZM61 138H59V139H61ZM77 138H78V137H77ZM79 138H80V137H79ZM79 138H78L79 141L76 139L79 143H80V142H84V140L81 141ZM82 138H83V137H82ZM82 138H81V139H82ZM124 138H125V139H124ZM27 139L32 140V141H28ZM37 139H38V138H37ZM43 139H44V138H43ZM50 139H51V137H50ZM52 139H51V140H52ZM72 139H73V138H72ZM72 139H71V141H73ZM86 139H87V140H86ZM158 139H159V138H158ZM163 139H165V138H163ZM213 139H214V140H213ZM51 140H50V141H51ZM92 140H93V139H92ZM131 140H132V139H131ZM165 140H166V139H165ZM221 140H223V142H222ZM27 141H28V142H27ZM77 141H76V142H77ZM126 141H127V140H126ZM132 141H133V140H132ZM163 141H164V140H163ZM163 141H162V140H161V141L159 140L158 142H159V143H160V142L163 143ZM175 141H176V140H175ZM133 142H134V141H133ZM158 142H157V143H158ZM208 142H209V141H208ZM208 142H206V143H204V144L207 145ZM84 143H85V142H84ZM84 143H83V145L86 144V143H85V144H84ZM90 143H91V144H90ZM100 143H101V145H100ZM126 143H128V142H126ZM137 143H136V144H137ZM162 143H160V144H162ZM174 143H175V142H174ZM49 144L52 145V146L50 147ZM96 144H95V145H96ZM131 144H132V143H131ZM139 144H138V145H139ZM164 144H166V143H164ZM167 144H168L169 146H168V145H163V146H161V149H162V150H160L159 152H161V153L163 154L164 151H166V150H164V146H168V148H169V147H171L170 145H172L173 143H172V141H171V144H170V143H167ZM204 144H203L202 146L206 147ZM209 144H210V143H209ZM74 145H73V146H74ZM79 145H80V144H79ZM83 145L81 144V146H82L81 148H83ZM88 145H87V146L85 145L86 147H84V148H87ZM93 145H94V144H93ZM123 145H124V144H123ZM128 145L131 146L130 144H128ZM152 145H155V144L152 143ZM173 145H174V146H172L171 148H175L176 150L179 149V152L182 151V150H180L182 147H181V148H180V147L177 148V146L180 145V144H178V142L175 143V144H173ZM212 145H213V146H212ZM219 145H218V146H219ZM77 146H78V147H77ZM91 146H92L93 149H91ZM145 146H148V145H145ZM207 146H208V145H207ZM210 146H211V149H210V150H212V149L214 148L215 145H214V144H210ZM48 147H49L52 151H51V153H47V154H45V153H46V150L48 149ZM58 147H60V148L63 147V149L60 150V148H58ZM123 147H124V146H123ZM123 147H122V148H123ZM156 147H157V146H156ZM156 147H154V148L152 149V151H151L152 153H148V152H150V150H151L150 148H152V147H150L149 150L147 149L148 152L146 151V154H147V153H148V154H147L146 156L152 154V157H153V154L155 153V151L158 150L157 148H160V146L157 147V148H156ZM162 147H163V148H162ZM208 147H209V146H208ZM208 147H206V148L208 149V150H207V149H206V150L208 151L207 153H209V155H208V154H205L206 151H205V153H204V152H203L204 150L200 149V150H202V153L204 154V156L207 155V157H210V156H212V154H216V153H218V152H214V150L212 151L213 153L210 152V150H209L210 147H209V148H208ZM212 147H213V148H212ZM129 148H130V147H129ZM171 148H170V149H171ZM194 148H193V150H194ZM215 148H216V146H215ZM215 148H214V149H215ZM57 149L55 148V150H57ZM90 149H91V150H90ZM132 149H133V148H132ZM155 149H157V150H155ZM170 149H167V151H166V155H165V153H164V154H163V157H160V156H159V158H160L159 160L164 159V158L167 159V158H168V157H167V154L171 153V150H172V149H171V150H170ZM185 149H186V148H185ZM196 149H197V148H196ZM203 149H204V148H203ZM216 149H217V150H216ZM216 149H215V151H219V147H217ZM71 150H72V151H71ZM119 150L121 151V150H123V149H119ZM129 150H130V149H129ZM144 150H145V149H144ZM153 150H154V152H153ZM163 150H164V151H163ZM168 150H170V152H168ZM176 150L172 151V153L175 152ZM188 150H190V148H189ZM188 150H187V151L184 150V152L182 151V153H183V154H182L183 157H184V153H185V155H186L187 153L190 152V151H188ZM200 150L197 151L198 153H197V152L195 153L196 150L194 151V154H196V157H197L198 155L201 154V152H199ZM75 151H76V150H75ZM123 151H124V150H123ZM131 151H132V150H131ZM185 151H186V152H185ZM49 152H50V151H49ZM71 152H72V156H71V154H70ZM78 152H75V157L77 156L76 154H78ZM159 152L157 151V153H159ZM167 152H168V153H167ZM179 152L177 151V153H178L179 156H180V153H179ZM191 152H193V151L191 150ZM59 153H56V154H57V157H59V156H58ZM81 153H80V154H81ZM121 153H122V151H121ZM129 153H130V151H129ZM131 153H132V152H131ZM131 153H130V154H131ZM199 153H200V154H199ZM210 153H212V154H210ZM49 154L52 155L51 158H49L50 156H49L48 158H46V155H49ZM56 154H55V155H56ZM65 154H66V153H65ZM96 154H97V155H96ZM127 154H128V153H127ZM130 154H129V155H130ZM132 154H133V153H132ZM162 154H156V153L154 154V156L156 155V156H155V157H156V161L158 160V159H157V158H158V155H162ZM175 154H176V153H175ZM175 154L173 153L174 158H175L176 156H178V154H176V156H175ZM189 154H190V153H189ZM192 154H193V153H192ZM197 154H198V155H197ZM139 155H140V154H139ZM144 155H145V154H144ZM164 155H165V156H164ZM169 155L172 157L171 154H169ZM218 155H219V153H218ZM60 156H61V155H60ZM79 156H80V155H78V158H79ZM87 156H89V158H88ZM130 156H131V155H130ZM146 156H145V157H146ZM170 156H169L168 160L166 161V162L169 163V164H170V162H169ZM57 157H55L52 161H54ZM98 157H99L100 159L102 158L101 156H98ZM98 157H97V159H98ZM137 157H138V156H137ZM143 157H144V156H143ZM150 157H151V156H150ZM155 157H154V158H155ZM183 157H179V158H181V159H179V160H178V158L176 157L177 160H176L175 162H174V160H172V161L174 162V163H173L174 165L171 164V165H172V167L170 166L171 168H166V167H167V163H166V162H163V161H165V159H164V160H162V162H163V163H166V165L164 164V165L166 166L165 169L163 168V169L161 170V168H160V169H159L160 171H158V170H157L158 167L155 166V167H157L156 171H158V172L150 173V174H152V175H149V173H148V171H147V174L149 175V176L146 175V176L149 177L148 180L145 181L146 179L144 180L143 178H141V179H143V181H145V187H146L147 182H148L147 189H146L145 187H144V189L142 188V190H145V189H146V190H145L146 192H144V194H145L144 197H145V198L153 199V198L156 197V196L158 197V195H160V193H162L163 191H165V189H167V188H168V189H167L166 191H168V190L171 191V189H170L169 187H171L172 185L170 186L168 182H171V184H173L172 182H175L177 179H179V176H180V175L185 174V173L188 174V173H187L188 171L184 173V170H185V168L188 166V165L185 166V164L189 161V157H187V155L185 156L186 158H183ZM198 157H199V156H198ZM201 157H202V155H201ZM207 157H206V159H208ZM213 157H212V158H213ZM227 157H228V156H227ZM62 158H63V157H62ZM62 158L59 157V158H57V159H60V160L62 161ZM64 158H63V159H64ZM78 158H77V160H78ZM131 158H132V156H131ZM139 158H140V157H139ZM148 158H149V157H147V159L144 158V159L147 160V161H145V162H148L149 160L152 161V159H153V158H150V159L148 160ZM174 158H173V159H174ZM176 158H175V159H176ZM191 158H192V156H190V160H191ZM214 158H213V160H214ZM48 159H49V160H48ZM89 159H90V160H89ZM187 159H188V160H187ZM193 159H194V160H193ZM199 159H200V157H199L198 160H197V159H195L194 156H193V158H192L193 162L197 160L196 164L198 163V161H199V164H200V162H201L200 160H202L203 157H202V159H200V160H199ZM210 159H211V157L209 158V160H210ZM72 160H73V159H72ZM74 160H76V159L74 158ZM80 160H79V161H80ZM85 160H84V161H85ZM129 160H130V159H129ZM192 160H191V163H193ZM203 160H205V157H204ZM55 161L60 162V161H58V160H55ZM79 161H77V162H79ZM98 161L100 162V160H98ZM98 161H94V162H92V163H89V165L86 167V169L84 168V172L81 173V174L77 177V179H76L75 182H73V183H71V184H70V183H68V184H67V183L63 184V183H62L61 186L58 185L59 188H58V190H56L57 193L55 194V196H57V197H56L57 200H60V199L63 198V197L66 198V196H69V195L72 194V192H73V193L75 192L76 194L73 195V196H76V197H74V198H76V201H79V200L83 201V200L85 199V194H86V192H88V191L90 190V187H91V188L94 187L93 189H95L96 191H94L93 193L96 192V194H95V203H97V205H98V207H99V208H98V212H99V214H100L101 212L107 210V209L104 210V208H103V207H107V204H106L105 206H104V205L102 206V204H100L99 200L97 199V196H98V193L100 192L101 189L108 187L109 183H110L111 181H114V180H115V176H113L114 173L110 172V168H109V170H108V169H107L108 167H106V166H104V167H103V166L100 167L101 171L98 169L99 173H96V171H97V170H96L95 173H96L97 175H96V176H94V175L92 176V174H90V173L93 172V170H94L95 167H98V166H99V165H97ZM101 161H102V160H101ZM121 161H122V162H121ZM133 161H134V159H133ZM150 161H149V162H150ZM156 161H154V162L152 161L153 164H154ZM170 161H171V160H170ZM211 161H212V160H211ZM137 162H138V161H137ZM139 162H140V165H141V164H142L141 161H139ZM149 162H148V163H149ZM158 162H159V161H158ZM158 162H157V163H158ZM162 162H161V165L163 164ZM51 163H53V162H51ZM54 163H55V162H54ZM84 163L86 164V162H84ZM84 163H83V164H84ZM132 163L135 164V162H132ZM159 163H160V162H159ZM159 163H158L157 165H160ZM171 163H172V162H171ZM202 163H203V161H202ZM74 164H73V166H76V165H74ZM81 164H82V162H81V163L79 162L77 165L79 166V165H81ZM83 164H82V165H83ZM124 164H126V163H124ZM124 164H123V166H124ZM169 164H168V165H169ZM187 164H188V163H187ZM189 164H190V162H189ZM63 165H62V166H63ZM70 165H69V166L67 165V168L69 167L68 169L71 168ZM146 165H147V164H146ZM148 165H150V164H148ZM155 165H156V164H155ZM164 165H162V166H164ZM191 165L193 166L194 163L191 164ZM191 165H189L190 167H188V168H189L188 170L190 171V174L192 173V172H191L192 169H190V168H192ZM201 165H202V164H201ZM208 165H207V166H208ZM59 166H55V167L60 168ZM73 166H72V168H73ZM78 166H77V167H78ZM85 166H86V165H84V167H85ZM123 166H122V167H123ZM128 166H129V165H128ZM131 166H133V165H131ZM141 166H142V165H141ZM53 167H54V166H52V168H53ZM55 167H54V168H55ZM63 167L65 168L66 166H63ZM80 167H81V166H80ZM82 167H83V166H82ZM129 167H130V166H129ZM135 167L138 168L139 172L141 173L140 169H141L143 166L140 167V166L138 165V167H137V166H135ZM135 167H134V168H135ZM139 167H140V169H139ZM183 167H185V168L183 169ZM193 167H194V166H193ZM64 168H63V170H65ZM72 168H71V169H72ZM75 168H76V167H75ZM115 168H116V169H115ZM131 168H132V167H131ZM146 168H147V167H146ZM71 169H70V170H71ZM95 169H96V168H95ZM132 169H133V168H132ZM143 169H144V168H143ZM147 169L150 170V167H148ZM182 169H183V171H181V172H183V173L180 174V170H182ZM198 169H197V170H198ZM66 170H67V169H66ZM66 170H65V171H66ZM74 170H76V169H74ZM79 170H80V168H79ZM81 170H82V168H81ZM81 170H80V171H81ZM90 170H92V171L90 172ZM107 170H108L111 174H110ZM130 170H131V169H130ZM138 170H137V169H136V170L133 169V170L129 171V173H130V172H133V171H138ZM141 170H142V169H141ZM144 170H145V169H144ZM153 170H154V169H153ZM153 170H152V171H153ZM186 170H187V168H186ZM186 170H185V171H186ZM56 171H57V170H56ZM59 171H60V170H59ZM67 171L69 172V173H67V175L70 177V175H72V174L70 173L69 170H67ZM82 171H83V170H82ZM88 171H89L90 173H89ZM112 171H113V170H112ZM194 171H196V169H195V170L193 169V172H194ZM53 172H55V169H53ZM57 172H58V171H57ZM139 172H137V173H139ZM150 172H151V170H150ZM198 172H197V173L194 172V173H196L197 175H199ZM201 172H200V173H201ZM63 173H64V172H63ZM65 173H66V172H65ZM65 173L63 174L64 176L66 175ZM116 173H117V171H116ZM134 173L137 175L136 172H133V174H134ZM140 173H139V176L141 175ZM143 173H144V172H143ZM143 173H142V174H143ZM145 173H146V172H145ZM178 173L180 174L179 176H177L178 178H177L175 181H174V179H173V181H170V179H169V181L167 182L169 186L166 184L168 187L165 188V186H166L165 183H166V181L168 180V178H169V177L171 178L172 175H175L174 177H173V176H172V177H173V178H176V174L178 175ZM218 173H219V174H218ZM59 174H60V173H59ZM69 174H70V175H69ZM130 174L133 176L132 173H130ZM190 174H189V176H188V178L190 177L189 179H192V178H193L192 175H194V180L192 179V180H190V181H197V180L199 179V178L197 177L198 179L196 178V180H195V177H196L195 174H192V175H190ZM232 174H234V175H232ZM60 175H62V173H61ZM60 175L58 176V178L60 177ZM111 175H112V178H114L113 180L110 178ZM118 175H119V174H118ZM118 175H117V177H118ZM131 175H129V177H130ZM136 175H134V176H135V178H134L135 180H136L137 177H139L138 175H137V176H136ZM143 175H144V174H143ZM143 175H141V176H143ZM119 176H120V175H119ZM134 176H133V177H134ZM141 176H140V177H141ZM146 176H145V177H146ZM182 176H185V175H182ZM182 176H181V180L183 181V180H184V177H182ZM191 176H192V178H191ZM201 176H200V177H201ZM62 177H63V176H62ZM62 177H61V179H62ZM71 177H72V176H71ZM117 177H116V180H115L116 182H118V181H117V179H118ZM129 177L126 176V179L128 180ZM133 177H132V179H133ZM140 177H139V178H140ZM145 177H144V178H145ZM186 177H187V176H186ZM186 177H185V178H186ZM203 177H204V176H203ZM64 178H65V177H64ZM204 178H205V177H204ZM204 178H201L200 180H202V179L204 180ZM61 179H60V180H61ZM70 179H71V178H70ZM87 179L90 180V181H86ZM126 179H125V181H126ZM137 179H138V178H137ZM141 179H139V181H140ZM171 179H172V178H171ZM235 179H236V177H235ZM72 180H73V179H72ZM181 180L179 179V180H178L179 182H178V181L175 182V183L177 184L178 187H179V185L181 186V183H182ZM186 180H188V179H185V180L183 181L182 186H183L184 184H186V183H184V182H186ZM207 180L205 179L204 181H207ZM66 181L68 182V181H69V178H68V180L65 178V182H66ZM70 181H71V180H70ZM132 181H133V180H132ZM132 181L129 180V183H132ZM235 181H236V180H235ZM58 182H59V181H58ZM63 182H64V181H63ZM133 182H134V181H133ZM180 182H181V183H180ZM188 182H189V181H188ZM229 182H230V181H229ZM229 182H228V183H229ZM127 183H128V181H127ZM134 183H135V184H133V185L136 186V184H138L139 182H137V180H136V182H134ZM175 183L173 184V187L175 186V189H174V190H177L178 188H177V186H176ZM191 183H192V182H191ZM191 183L189 182V183H187V185L190 186V185H194V184H195V187H197V186L200 187L199 185H197V184L194 183V182H193L192 184H191ZM198 183H199V182H198ZM236 183H237V184H236ZM124 184H125V183H124ZM140 184H141V183H139L138 186L141 188ZM142 184H143V186H144V183H143V182H142ZM142 184H141V185H142ZM178 184H179V185H178ZM133 185H132V186H133ZM187 185H184L183 187L181 186L182 189L187 188ZM196 185H197V186H196ZM200 185H201V184H200ZM205 185H204V189H203V190H207V189L205 188ZM227 185H228V184H227ZM115 186L117 187V185H115ZM185 186H186V187H185ZM55 187H57V186H55ZM55 187H53L54 190H55ZM116 187H115V188H116ZM123 187H125V189H127L126 187H128V184H127V185L125 184V186H123ZM139 187H137V188H139ZM173 187H172V189H173ZM192 187H193V186H192ZM192 187H191V188H192ZM202 187H203V186H202ZM202 187H201V188H202ZM72 188H73V189H72ZM128 188H130V187H128ZM132 188H133V187H132ZM164 188H165V189H164ZM188 188H190V187H188ZM224 188L221 189V190H225V191H226V189H224ZM135 189H136V188H135ZM135 189H134V190H135ZM182 189H181V190H182ZM193 189H194V188H193ZM196 189H197V188H196ZM10 190H13L14 192H10ZM50 190H51V189H50ZM134 190H133V191H134ZM138 190H139V189H138ZM174 190H172V191H174ZM179 190H180V189H178L177 191L179 192ZM184 190L186 191V190H188V189H184ZM184 190L181 191V192H179V195H180L182 192H184ZM190 190L193 191L192 189H190ZM190 190H188V191H190ZM201 190H202V189H201ZM208 190H207V191H208ZM216 190L214 191L213 194H215ZM51 191H52V190H51ZM111 191H112V193H115V192H113V191H114L113 188H112ZM117 191H118V190H117ZM126 191H127V190H126ZM130 191H131V189H130ZM140 191H141V190H140ZM172 191L170 192V194L174 193V192H172ZM225 191H224V192H225ZM54 192H55V191H54ZM196 192H197V191H196ZM198 192H199V190H198ZM200 192H201V191H200ZM226 192H227V191H226ZM112 193H111L110 195H114V194H112ZM126 193H128V192H126ZM136 193H137V191L135 192V194H136ZM139 193H140V192H139ZM142 193H143V192H142ZM187 193H188V192H187ZM216 193H218V192H216ZM219 193H222V194H220V195H224V194H225V193H223V192H219ZM227 193H228V192H227ZM48 194H50V195H48ZM108 194H109V192H108ZM108 194H107V195H108ZM122 194H123V193H122ZM130 194H131V193H130ZM132 194L135 195L134 193H132ZM132 194H131V195H132ZM167 194H168V192H167ZM182 194H183V196H184V193H182ZM189 194H190V193L186 194V192H185V196L187 195V197H188ZM191 194H192V192H191ZM198 194H199V193H198ZM203 194H205V193H203ZM249 194H250V193H249ZM93 195H94V194H93ZM110 195H108V196H110ZM142 195H143V194H142ZM163 195H165V193L162 194V197L160 196L161 199L163 198ZM168 195H169V194H168ZM172 195H173V194H172ZM172 195H171V196H172ZM177 195H178V194H177ZM194 195H195V194H194ZM194 195H193V196H194ZM218 195H219V194H218ZM218 195H214V196L218 197ZM227 195H228V196L225 197V198H228V197H229V194H227ZM236 195H238V194H236ZM49 196H50V198H47V199L45 200V198H46V197H49ZM108 196H107V198H108ZM116 196H118V194H116V195L114 196V197H115L114 200H116V201L118 200V201H119V199H116ZM119 196H120V195H119ZM122 196H123V195H122ZM122 196L117 197V198H121V199H122ZM135 196H139V199L141 198L140 194H139V195H135ZM135 196H134V197L131 196V197H129V198H132V197H133V198L135 199ZM173 196H174V195H173ZM183 196H181V197H183ZM205 196H206V194H205ZM224 196H226V194H225ZM230 196H235V195L230 194ZM51 197H53L54 199H51ZM70 197H71V196H70ZM93 197H94V196H93ZM123 197H124V196H123ZM167 197H168V196H167ZM176 197H177V196H176ZM191 197H192V196H191ZM211 197H212V196H211ZM83 198H84V199H83ZM88 198H89V197H88ZM90 198H91V196H90ZM110 198H111V197H109L108 199H110ZM136 198H137V197H136ZM145 198H144V199H145ZM184 198H185V197H184ZM189 198H190V196H189ZM206 198H207V197H206ZM208 198H209V197H208ZM212 198H215V197H212ZM229 198H230V197H229ZM252 198H253V197H252ZM252 198H250V199H252ZM262 198H264V197H262ZM262 198L260 197V200H261ZM48 199H49V200H48ZM103 199H104V198H103ZM108 199H107V200H108ZM112 199H113V197H112ZM134 199H133V200H134ZM142 199H143V197H142ZM163 199H164V198H163ZM185 199H186V198H185ZM215 199H216V198H215ZM235 199H236V198H235ZM235 199H234V201H235V203H237L236 200L238 199V197H237L236 200H235ZM240 199H241V198H240ZM240 199H239V200H240ZM53 200H54V203L52 202ZM63 200H64V199H63ZM63 200H62V202H63ZM66 200H67V198H66ZM85 200H87V198H86ZM85 200H84V204H85ZM89 200H90V199H89ZM114 200H113V201L111 200V201H112V202H116V201H114ZM135 200H136V199H135ZM137 200H138V198H137ZM146 200H147V199H146ZM153 200H154V199H153ZM155 200H159V199L157 198V199H155ZM182 200H183V198H182ZM186 200L188 201L189 199H186ZM204 200H208V201H206V202H208V203H205ZM204 200H203V202L206 204L207 207H208V204H209V203L213 202V201H211V199H205V197H204ZM209 200H210L211 202H209ZM213 200H214V199H213ZM257 200H258V199H257ZM257 200H255V201L257 202ZM263 200H264V199H263ZM263 200H262V201H263ZM81 201H80V202H81ZM142 201H143V200H142ZM142 201H141V202H142ZM150 201H151V200H150ZM150 201H149V202H150ZM169 201L171 202V200H169ZM177 201H178V202H177V204H178V203L181 201V198H180V201H179V199H177ZM184 201H185V200H183V202H184ZM214 201H215V200H214ZM237 201H238V200H237ZM251 201H252V200H251ZM255 201L253 202V204L256 203ZM59 202H60V201H59ZM59 202H58V204H59V206H60L61 204H60ZM64 202H65V201H64ZM64 202L62 203V209H63V206H66V205H63V204H65ZM70 202H71V201H70ZM92 202H93V201H91V200H90V202L88 201V205L91 204ZM123 202H124V201H123ZM125 202H129V200H128V201L125 200ZM130 202H132V201H130ZM139 202H140V201H139ZM146 202H147V204H148V201H146ZM152 202L154 203V201H152ZM163 202H164V201H163ZM166 202H167V200H166ZM172 202H173V201H172ZM198 202H199V204L196 203V205H201V206L203 205V203H202L201 201H198ZM200 202H201V204H200ZM216 202H217V201H216ZM221 202H222V201H221ZM229 202H230V201H229ZM260 202H261V201H260ZM55 203H56V205H54ZM66 203H67V202H66ZM75 203H78V202H75ZM132 203H133V202H132ZM143 203H145V201H144ZM143 203H142V204H143ZM153 203H152V204H153ZM159 203L161 204L162 211H163V207H162V206H164V205H166V204H167V206H168V204H170V203L168 202V203H166V204L164 203V205H162L163 203H162L161 201H160ZM174 203H176V202H174ZM174 203H172V204H174ZM185 203H186V202H185ZM194 203H195V202H194ZM213 203H214V202H213ZM213 203H211V205H212ZM232 203H234V202H232ZM239 203H240V202H238V204H239ZM14 204H17V205L13 206ZM84 204H82V205H84ZM135 204H136V203H135ZM140 204H141V203H140ZM140 204L138 203L137 206H138V205L140 206ZM145 204H146V203H145ZM160 204H158V205H160ZM177 204H175V206H176ZM183 204H184V203H183ZM183 204H182V205H183ZM217 204H218V203H217ZM217 204L214 203L213 205H217ZM226 204H227V203H226ZM226 204H225V205H226ZM263 204H264V202H263ZM263 204H262L263 207H261V208H263V209H262L261 211H259L260 209L252 208V209L246 210V212H243V213H244L243 215L240 214V215H242V216L239 215L240 218L236 215V217H238L237 220L240 221V224H239V225H240V232H241V233L243 234V236L245 237V240H244L243 238H240V237H239L241 240L238 238L239 241H238V242L235 241V242H236L235 245H239L240 247L243 246V249H241V250H243V253L247 254L245 257H244V255H243V257H240V256L242 255V251H240V254H241V255H238V254H239L238 251H239L240 249H239V250L237 249V253H238V254L236 253V250L233 252V253H236V254L233 255V253H231V250L233 251V250L235 249V247H232V248H234V249H230L231 245H229L230 243H227V242H229L230 239L227 238V236H226L227 240L229 239L227 242H226L225 239H224V240L221 239V241H223L224 243L226 242L227 245H229V247L226 246V243H225V244H222L223 242H221V241L219 240V238H218V237L214 234V232L212 231V230H214V229L205 231V229L207 228V227H206L204 230H202V232H201V231H200V232H195V231L193 232V231H189V229L191 228V227H190L189 229H186V230L189 231V233L186 231V232H187L186 235H185V233L182 232L185 236L182 237L181 239H180V238H177V237L175 236V234H176V233H175V232H176V229H175V231H174V233H175L174 235H172L173 233H172V234H170V233H165V235H164V233H161V234H163L164 238H166L165 236H166V234H168V235H170V236H171V235H172V236H175L178 240L180 239L179 241L182 242L181 245H179L180 242L178 241L179 243H177V242H176L177 244L175 243L176 246H174V245L172 246V244H171V241H172V240L170 241V240L168 239V240L170 241V243H168L169 241H168L167 243H168V244H171L172 247H171V246H167V247H166L167 250H169V251H168V254H169V252H170L169 255L167 254V258H170V260L172 259V260H171L172 262H173V259H175L174 261L177 260V261H179V262H189V264H191L192 262H193L192 264H219V263H221V264H223V263H224V264H233L234 260H240V261H242V264H264V211H263V210H264V205H263ZM70 205H71V204H70ZM72 205H73V204H72ZM95 205H96V204H95ZM97 205H96V207H97ZM149 205H151V204H149ZM156 205H157V204H156ZM170 205H171V204H170ZM179 205H180V204H179ZM179 205L176 206V209H177V207H178L179 209H181V208L179 207ZM184 205H185V204H184ZM209 205H210V204H209ZM254 205H255V204H254ZM74 206H75V205H74ZM92 206H93V203H92ZM92 206H90V207L92 208ZM109 206H110V204H109ZM109 206H108V208H111V207H109ZM132 206H134V205H132ZM144 206H145V205H144ZM147 206H148V205H147ZM167 206H166V208H169V207H167ZM180 206H181V205H180ZM204 206H205V205H204ZM232 206H233V204H232ZM232 206L230 205V207H229V204H228L227 207H228V209H229V208H230V209L236 208V207L231 208ZM240 206H241V205H240ZM68 207H69V206H68ZM78 207H79V206H78ZM80 207L82 208V206H80ZM90 207H89V209H90ZM96 207L93 206V208H96ZM140 207H141V206H140ZM152 207H153V206H152ZM152 207H150V208H152ZM170 207H171V209H172L174 206L172 207V205H171ZM181 207H183V206H181ZM185 207H186V206H185ZM192 207H193V206H192ZM195 207H196V206H195ZM198 207H199V206H198ZM202 207H203V206H202ZM211 207H213V206H211ZM211 207H208V208H211ZM241 207H242V206H241ZM256 207H257V206H256ZM87 208H88V206L86 207V209H87ZM93 208H92V212L94 211ZM128 208H129V207H128ZM128 208H127V209H128ZM135 208H136V206H135ZM135 208H133V209H135ZM159 208H160V207H159ZM159 208H158V209H159ZM164 208H165V206H164ZM214 208H216V207H214ZM214 208H213V209H214ZM217 208H218L219 210H218ZM217 208H216L217 210L215 209L216 211H214V210L211 211L212 208L209 209L210 212H209V210L206 209V213L203 212L205 215L199 217V219H200L201 217H203V219L201 218V222H202V220L205 221V222H208V221L210 222V221H211V224H212V223H213L212 220H213L216 216L223 215V213L225 212V210H224V206H223V207H221V206H220V207L217 206ZM258 208H259V206H258ZM76 209H78V208H76ZM84 209H85V208H84ZM137 209H139V207H138ZM144 209H145V208H144ZM144 209H143V210H144ZM148 209H149V208H148ZM171 209H169V210H171ZM192 209H193V208H192ZM199 209H200V208H198V210H199ZM238 209H239V208H238ZM247 209H248V208H247ZM63 210L65 211V209H63ZM66 210H67V208H66ZM121 210H122V209H121ZM123 210H126V209L123 208ZM131 210H132V209H131ZM131 210H130V211H131ZM135 210H136V209H135ZM135 210H132V211H134V213H135ZM139 210H140V209H139ZM139 210H137V211L139 212ZM156 210H157V209H156ZM160 210H161V209H160ZM172 210L174 211V208H173ZM128 211H129V210H128ZM128 211H127V212H128ZM140 211H141V210H140ZM152 211H154V210H152ZM162 211H160V212H162ZM187 211H188V210H187ZM201 211H202V210H201ZM207 211H208V212H207ZM231 211H232V210H231ZM233 211H234V210H233ZM233 211H232V212H233ZM69 212H70V211H69ZM71 212H73L72 209H71ZM71 212H70V213H71ZM106 212H107V211H106ZM106 212H104V213H106ZM125 212H126V211H125ZM184 212H186V211H184ZM190 212H192V211L190 210ZM190 212H189V213H190ZM193 212H194V211H193ZM238 212H241V211H238ZM62 213H64V212H62ZM65 213H66V211H65ZM85 213H86V211H85ZM134 213H133V214H134ZM141 213H142V212H141ZM143 213H144V212H143ZM158 213H159V212H158ZM187 213H188V212H187ZM82 214H83V212H82ZM95 214H97V213H94V215H95ZM99 214H98V216H99ZM101 214H102V213H101ZM122 214H124V213H121V212L119 213V212H117V211H112V212H111V216H112V217H118V216L120 217V215H122ZM130 214H131V213H130ZM137 214H139V213H137ZM161 214H162V213H161ZM161 214H159V215H161ZM164 214H165V213H164ZM171 214H172V212H171ZM181 214H182V213H181ZM226 214H228V213H226ZM236 214H239V213H236ZM62 215H63V214H62ZM85 215H86V214H85ZM140 215H141V214H140ZM153 215H154V214H153ZM191 215H192V214H191ZM231 215L234 216V214H231ZM231 215H230V217H231ZM66 216H67V214H66ZM66 216H64V217H66ZM68 216H69V215H68ZM75 216H76V215H75ZM98 216H97V217H98ZM123 216H124V215H123ZM151 216H152V215H151ZM156 216H157V215H156ZM175 216H176V215H175ZM193 216H194V215H193ZM224 216H226V215H224ZM224 216H223V217H224ZM61 217H62V216H61ZM76 217H78V216H76ZM86 217H88V216H86ZM101 217H102V215H101ZM103 217H104V216H103ZM121 217H122V216H121ZM132 217H133V216H132ZM136 217H137V216H136ZM154 217H155V216H154ZM181 217H182V215H181ZM223 217H222V218H223ZM226 217H227V216H226ZM234 217H235V216H234ZM14 218H13V219H14ZM124 218H126V217H123V219H124ZM134 218H135V217H134ZM139 218H141V217L139 216ZM144 218H145V217H144ZM144 218H143V219H144ZM149 218H151V217H149ZM149 218H148V219H149ZM152 218H153V217H152ZM158 218H159V217H158ZM191 218H192V217H191ZM21 219H22V220H21ZM63 219H64V218H63ZM106 219H107V217H106ZM109 219L112 220V218H109ZM121 219H122V218H121ZM121 219H119V220L121 221ZM194 219H195V218H194ZM234 219H235V218H234ZM234 219L231 218L230 220H233V221H234ZM57 220H55V223H57V222H56ZM59 220H62V218H60ZM101 220H102V219H101ZM104 220H105V219H104ZM107 220H108V219H107ZM151 220H152V219H151ZM154 220H155V219H154ZM157 220H158V219H157ZM214 220H215V219H214ZM218 220H219V219H218ZM218 220H217V221H218ZM237 220H235V221L237 222ZM66 221H67V220H66ZM66 221H65V222H66ZM117 221H118V220H117ZM139 221H140V220H139ZM141 221H142V219H141ZM145 221H146V220H145ZM193 221H194V220H193ZM196 221H197V220H196ZM215 221H216V220H215ZM226 221H227V220H226ZM24 222H25V223H24L25 226L27 227V225H26L27 222H26V221H24ZM69 222H70V221H69ZM69 222H68V223L66 222V223L69 224ZM96 222H97V221H96ZM96 222H95V223H96ZM99 222H100V221H99ZM135 222H136V221H135ZM151 222H152V221H151ZM151 222H150V225H154V223H151ZM158 222H159V221H158ZM158 222L155 223V224H158ZM205 222H202V224H201L202 227H203V223H205ZM220 222H222V219L220 220ZM55 223H54V224H55ZM66 223H65V225L67 226ZM70 223H71V224H70V227H69L70 232L81 234L80 237H82V239L80 240V244L78 245V243H77V245L80 246V247L83 246V247H82V250L84 249L83 251H86L87 254H88V256L93 255L95 249H98V247H100L101 245H103V244H104V240H105V239L107 238V236H108V232L105 231V230H107V229H105V227H104L105 230H103V229H99V227L97 226L99 230L96 228V229H97V231H96V230L92 229V227H93L92 225H91L92 227H90V225L87 224L88 222L85 223V222H83V221H82L81 219H79V218H76L75 220H73V222H70ZM116 223H118V222H115V224H116ZM126 223H127V222H126ZM131 223H132V221H130L128 224H131ZM138 223H139V222H138ZM141 223H142V222H141ZM143 223H144V222H143ZM145 223H146V222H145ZM197 223H198V222H197ZM215 223H216V222H215ZM227 223H228V222H227ZM232 223H234V222H232ZM3 224H2V225H3ZM96 224H97V223H96ZM98 224H99V223H98ZM121 224H123V223H121ZM132 224H134V222H133ZM147 224H148V222H147ZM199 224H200V223H199ZM199 224H198V225H199ZM206 224H208V223H206ZM206 224H205V225H206ZM235 224H236V223H235ZM2 225L0 224L1 227H3ZM117 225L120 226V224H117ZM141 225H142V224H141ZM145 225H146V224H145ZM192 225H193V224H192ZM232 225H233V224H232ZM21 226H23V225H21ZM25 226H23V227H25ZM55 226H56V225H55ZM55 226H54V228H55ZM57 226H58V225H57ZM60 226H61V225H60ZM113 226H114V225H113ZM124 226H125V224H124ZM137 226H138V225H137ZM139 226H140V225H139ZM142 226H143V225H142ZM157 226H158V225H156V227H157ZM178 226H179V225H178ZM188 226H189V224H188ZM207 226H208V225H207ZM211 226H212V225H211ZM230 226H231V225H230ZM234 226H235V225H234ZM236 226H237V224H236ZM5 227H7V228L5 229ZM23 227H22V228H23ZM101 227H102V226H101ZM114 227H116V226H114ZM127 227L129 228L130 225H128ZM127 227H126V226L123 227V225H122V228H125V229H122V228H121L122 230L119 229L120 231H118V229L116 230V228H117V227H116V228H115V231H116L115 234H116V236L119 235V234H117L118 232H119V233H124V230H126ZM133 227H134V226H133ZM144 227H146V226H144ZM148 227H149V225H148ZM150 227H151V226H150ZM154 227H155V226H154ZM156 227H155V228H156ZM158 227H159V226H158ZM197 227H198V226H197ZM199 227L201 228V226H199ZM199 227L197 228V230H196L195 227H194V228H195L196 231H198ZM204 227H205V226H204ZM213 227H214V226H213ZM237 227H238V226H237ZM237 227H236V228H237ZM93 228H94V227H93ZM118 228H119V227H118ZM136 228H138V227H136ZM159 228H160V227H159ZM176 228H177V227H176ZM192 228H193V227H192ZM210 228H211V227H210ZM238 228H239V227H238ZM7 229H8V231H7ZM156 229H158V228H156ZM5 230H6V231H5ZM43 230H44V229H43ZM51 230H52V229H51ZM56 230H58L57 227H56ZM63 230H64V229H63ZM108 230H109V229H108ZM108 230H107V231H108ZM139 230H140V229H139ZM146 230H148V229L146 228ZM149 230H150V229H149ZM152 230H153V229H152ZM161 230H162V228H161ZM163 230H165V229H163ZM173 230H174V229H173ZM173 230H171V231H173ZM177 230H178V229H177ZM190 230H191V229H190ZM199 230H200V229H199ZM237 230H238V229H237ZM110 231H111V232H110L109 235H112L113 232H115L113 228H112V230H110ZM112 231H113V232H112ZM117 231H118V232H117ZM121 231H122V232H121ZM143 231H144V230H143ZM143 231H142V232H143ZM153 231H154V230H153ZM155 231H156V230H155ZM178 231H179V230H178ZM181 231H182V230H181ZM183 231H184V230H183ZM62 232H63V231H62ZM137 232H138V231H137ZM144 232H145V231H144ZM150 232H151V231H150ZM160 232H162V231H160ZM165 232H166V231H165ZM215 232H216V231H215ZM240 232H239V235H241ZM111 233H112V234H111ZM139 233H140V231H139ZM146 233L149 234V232H146ZM154 233H156V235H157V234H158V231H157V232H154ZM182 233L179 232V234H181V235H182ZM216 233H217V232H216ZM126 234H127V232H126ZM144 234H145V233H144ZM159 234H160V233H159ZM159 234H158V235H159ZM161 234H160V235H161ZM236 234H237V233H236ZM121 235L123 236V234H121ZM133 235H134V234H133ZM133 235H131V236H133ZM140 235H141V234H139L138 237H140ZM150 235H151V234H150ZM160 235L158 236V238L161 237ZM177 235H178V234H177ZM217 235H219V233H218ZM237 235H238V234H237ZM68 236H70V235H68ZM78 236H79V235H78ZM114 236H115V235H114ZM114 236H113V239H114ZM124 236H126V235L124 234ZM124 236H123V237H124ZM172 236H171V237H172ZM234 236H235V234H234ZM0 237H1V236H0ZM70 237H71V236H70ZM72 237H74V236H72ZM72 237H71V238H72ZM80 237H78V238H80ZM111 237H112V236H111ZM123 237L119 236V237H117L114 241H116L118 238H122V239H123ZM142 237H144L143 234H142ZM142 237H140V240L142 239ZM147 237H148V236H146V237H144V238H147ZM171 237H170V238H171ZM175 237H174V238H175ZM178 237H179V236H178ZM219 237H221V236L219 235ZM241 237H242V235H241ZM78 238L75 237L74 239H78ZM108 238H110V237H108ZM132 238H133V237H131L130 239H132ZM136 238H137V236H136ZM161 238H162V237H161ZM176 238H175V241L177 240ZM22 239H23V238H22ZM126 239H127V238H126ZM133 239H134V238H133ZM133 239H132V240H133ZM138 239H139V238H138ZM149 239H151V238H149ZM155 239L157 240V238H155ZM236 239H237V237H236ZM242 239H243V240H242ZM108 240H111V241H112V238H110V239H108ZM118 240H120V239H118ZM127 240H129V238H128ZM132 240H129V241H132ZM135 240H136V239H135ZM140 240H139V243H136L137 240H136V241L133 240V241L135 242V244H132V243H133V241H132L131 244H132L133 246L130 244V246H132V247H131V248H128V250H127V248H126L127 251L124 249L125 247H123V248L120 247V248H122V250L124 249V250L128 253V254H125V256H127V255H130V256H131V254L134 255V256L132 255L131 258H130V256H129L130 260H126V259H125L126 257H125V258H124V261H130L131 264H138V261H139V260H136V259H134V258H137V257H136L137 254L140 255V254L142 253V255H143L144 252L149 253L148 255H150V256H152V255L154 256V253H153L154 251L152 252L153 254L151 253L152 248L150 247V248H151V249H150L151 251H150L147 247H144V246H149V245H146V244L144 245V243H143V244L140 243ZM152 240H153V239H152ZM156 240H155V241H156ZM160 240H161V239H160ZM160 240H158V242H159ZM166 240H167V238H166ZM232 240H233V239H232ZM232 240H231V241H232ZM0 241H1V240H0ZM20 241H21V239H20ZM20 241H19L18 243H20ZM67 241H68V240H67ZM114 241H112V242H114ZM123 241H124V240H123ZM125 241H126V240H125ZM143 241H146V240L143 239ZM175 241H174V242H175ZM231 241H230V242H231ZM233 241H234V240H233ZM23 242H25V241H22V243H23ZM105 242H106V240H105ZM107 242H108V241H107ZM107 242H106V243H107ZM121 242H122V240H121ZM158 242L156 243V244L158 245L157 247L161 246V244H162V243H161L162 241L159 242V243H161V244H158ZM174 242H172V243L174 244ZM18 243H17V244H18ZM45 243H46V242H45ZM129 243H130V242H129ZM55 244H56V243H55ZM57 244H58V243H57ZM57 244H56V245H57ZM112 244H113V243H112ZM117 244H118V243H115V245H113L112 248H114ZM122 244H125V243H122ZM122 244H121V245H122ZM126 244H128V241H126ZM148 244H149V243H148ZM168 244H166V245H168ZM18 245H20V246H18V247H21V246H22L21 244H18ZM23 245L25 246V244H23ZM41 245H42V244H41ZM45 245H46V244H45ZM56 245H54V246H56ZM81 245H82V246H81ZM109 245H110V243H109ZM166 245H165V246H166ZM177 245H178V246H177ZM0 246H1V244H0ZM24 246L21 247V248H24ZM42 246H43V245H42ZM49 246H51V245H49ZM57 246H58V245H57ZM73 246H74V245H73ZM106 246H107V245H106ZM118 246H120V244H118ZM126 246H127V245H126ZM2 247H3V246H2ZM2 247H1V248H2ZM75 247H76V246H75ZM101 247H102V246H101ZM101 247L99 248V249H100V253L102 252ZM107 247L109 248V246H107ZM107 247H106V248H107ZM127 247H128V246H127ZM152 247H153V246H152ZM168 247H170L171 249H169ZM174 247H175V248H174ZM227 247H228L229 249H228ZM236 247H237V246H236ZM38 248H40V249H38ZM38 248H36V249H38V250H37V253L39 252V250H41V247H38ZM48 248H49V247H48ZM48 248H47V249H48ZM50 248H52V247H50ZM55 248H56V247H55ZM115 248H116V247H115ZM241 248H242V247H241ZM3 249H4V248H3ZM3 249H1V250H3ZM52 249H53V248H52ZM75 249H76V248H75ZM78 249H79V248H78ZM104 249H105V247H103V251H104ZM116 249H119V248H116ZM156 249H158V248H156ZM164 249H165V247H164L162 250L164 251ZM22 250H23V249H22ZM55 250H56V249H55ZM80 250H81V249H80ZM82 250H81V255H84L85 252H83L84 254H82ZM109 250H111V249L109 248ZM19 251H20V249H19ZM47 251H48V254H49V250H47ZM51 251L53 252V250H51ZM76 251H77V250H76ZM105 251H106V250H105ZM105 251H104V252H105ZM111 251H112V250H111ZM114 251H115V249H113L112 254H113V255H116V257H114V256H113V257L110 256V258H111V257H112V258L109 259V260H107L106 257L104 256V257H102L101 259L104 258V260H106V261H105V262H102V261H100V260H97V261L102 262V263H99V264H119V261L121 260V258L123 259V255H124V253H122V252H121L122 254L120 253L121 256H122V257H121V256L118 255L119 253L117 254V252H116V254H115ZM125 251H123V252H125ZM160 251H161V248H160ZM163 251H162V252H163ZM21 252H22V251H21ZM34 252H36V250H34ZM45 252H46V251H45ZM79 252H80V251H79ZM95 252H96V251H95ZM98 252H99V251H98ZM106 252H107V251H106ZM109 252H110V251H109ZM164 252H165V251H164ZM39 253H41V252H39ZM62 253H63V252H62ZM92 253H93V254H92ZM100 253H99V254H100ZM150 253H151V254H150ZM34 254H35V253H34ZM46 254H47V253H46ZM53 254H54V253H52V255H53ZM55 254H56V253H55ZM58 254H59V255H56L57 258L60 257V253H59V252H58ZM64 254H65V253H64ZM96 254H97V253H96ZM96 254L94 255L95 257H96ZM99 254H98V257H96V258H99V257H100ZM104 254H105V253H104ZM104 254H102V255H104ZM106 254H107V253H106ZM110 254H111V253H110ZM144 254H145V253H144ZM157 254H158V253H157ZM157 254H156V255H157ZM160 254H161L162 256H164V255H163L164 253H163V254L160 253ZM18 255H19V254H18ZM44 255H45V253H44ZM78 255H79V254H78ZM100 255H101V254H100ZM117 255H118L119 257H118ZM145 255H146V254H145ZM148 255H146V256L149 257ZM156 255H155V256H156ZM108 256H109V255H108ZM155 256H154V257H155ZM158 256H159V254H158ZM162 256H160V258H161ZM9 257H10V256H9ZM37 257H38V255H37ZM39 257H40V255H39ZM82 257H83V256H82ZM95 257H93V258H95ZM127 257H128V256H127ZM143 257H144V255H143ZM147 257H146V258H147ZM156 257H157V256H156ZM156 257H155V258H156ZM165 257H166V256H165ZM165 257H163V259H164ZM252 257H253V258H252ZM20 258H21V257H19V259H20ZM22 258H23V257H22ZM96 258H95V259H96ZM107 258H109V257H107ZM132 258H133V259H132ZM151 258H153V257H150V259H151ZM167 258H165V261H166ZM231 258H232L233 260H231ZM17 259H18V258H17ZM37 259H38V258H37ZM58 259H61V258H58ZM75 259H76V258H75ZM75 259H73L72 257H69V258H67V259L65 258V260H62V259H61V260H57V261H56V259H54V261H55V264H79V263L81 262V261H80L81 259L78 261V257H77V260H75ZM90 259H92V256H91ZM140 259H141V258H140ZM153 259H154V258H153ZM241 259H242V260H241ZM20 260H21V259H20ZM22 260H23V259H22ZM22 260H21V261H22ZM26 260H28V259H25L24 262H25ZM83 260L85 261V259H83ZM86 260H87V259H86ZM148 260H149V259H148ZM154 260H155V259H154ZM154 260H151V261L154 262ZM156 260H158V262L160 261V263H161V260H160L159 258H157ZM170 260H169V262H170ZM10 261H11V260H10ZM21 261L19 262V260H18V262H15V263H21ZM91 261H92V260H91ZM121 261H122V260H121ZM136 261H137V262H136ZM240 261H236V263L238 264V262H240ZM5 262H6V261H5ZM27 262H28V261H27ZM27 262H26V264H27ZM35 262H37V260H36ZM155 262H156V261H155ZM155 262H154V263H155ZM22 263H23V262H22ZM22 263H21V264H22ZM81 263H84V262H81ZM90 263L95 264L96 262H95V263H94V262H90ZM122 263L125 264V262H122ZM122 263L120 262V264H122ZM126 263H127V262H126ZM130 263H129V264H130ZM142 263H143V262H142ZM151 263H152V262H151ZM154 263H153V264H154ZM28 264H30V263H28ZM33 264H34V263H33ZM35 264H36V263H35ZM85 264H86V263H85ZM88 264H89V263H88ZM127 264H128V263H127ZM155 264H156V263H155ZM157 264H158V263H157ZM165 264H167V262H165ZM170 264H171V263H170ZM175 264H177V263L175 262ZM180 264H181V263H180ZM183 264H186V263H183ZM187 264H188V263H187Z\"/></svg>",
	"mask_w": 264,
	"mask_h": 264
},
{
	"label": "rangeland",
	"instance_id": "rangeland-1",
	"mask_svg": "<svg viewBox=\"0 0 264 264\" xmlns=\"http://www.w3.org/2000/svg\"><path fill=\"white\" fill-rule=\"evenodd\" d=\"M7 1H8V0H5L4 3H6V4H8V2H9V4H10V3H14L13 6H15V2H14L15 0H14V1H13V0H12V1L9 0L8 2H7ZM35 1H36V0H35ZM35 1L32 2V3L34 4ZM42 1H45V0H42ZM42 1L39 0L40 3H38V2L36 1L35 4H37V5H36V6L33 5V6H35L34 8H33L32 6L29 7V9H28L27 11H29L30 8L32 7V8H33V10H31V11H33L32 13H31V11H29V13H26V11H24V14L26 13V14H25L26 16H27V14H29V16H27V17H29V19H31V20L28 19L30 22H29L28 20H26L27 17H26L25 15L22 14V17H21V10H19V9L17 8V6H16L15 8H14L13 6H10V7L13 8V9H16V8L18 9V11L13 10V12L15 11V12H14L15 15H14V13L12 14V12H11L12 9H10V7L7 8L8 6H7L6 4H4L3 6H1V8H0V13H1V14H0V22H3V21H4V19H5V17L7 16V14H9V12H8L9 10H10V12H11V13H10L11 15L9 14V17H6L7 19H5V21H6L5 23H7V24H5V23H4V24H3V23H0V24H1V27H0V37H2V36L4 35L3 38H6V37H7L6 40H7L8 42H10L9 44H7L8 42L5 40V41L7 42V43L5 42V44H7V45H5V44H3V42H4L3 38H1V39L3 40V42H2L3 45H2L1 42H0V44L2 45L0 48H2V50H3V49L5 48L4 45L6 46V51H5V49H4V51H3V53H2L3 56H4V55H5V56H4L3 58H1V59H4L5 62H9L10 59H12V60H11L12 62H9V64L12 63V64H14V65H17L19 62L23 63V59H24V57L27 56V55H25V54L30 55L29 53H32V54H31L32 56L30 57L32 61H34V59H37V57H38V58H40L39 61L41 60V58H42V59L45 58V60L47 61V63H49L48 60H50L51 57H53V56H55V55H56V56L58 55V57L55 56V57L53 58V59H54V62H56L54 67L52 66V64L54 65V63L52 62L53 59L50 60V61H51V62H50V63H51V66H52L53 68L50 67V63L47 65V64L45 63V62H46L45 60H44L45 62H43V64H46L45 66H42V65H43L42 62L40 61V62H41V63H40V62L38 61V59L35 60V61H38L37 63L39 64V66H40V64H41V66H40L41 69H45V70L43 71V70H41V69L39 68V69L41 70V72L43 71V73L46 74V73H48V72H46V70L49 71V68H50V69H51V72H49V73L51 74V73L53 72L52 74H54V71H53L52 69H54V68L56 67V65L58 66V68L56 69L55 72H57V71L59 72L60 69L65 65L64 63H67V64L69 65V63H68V61H69V62H70V65H72V62L74 61L73 59H77V58L80 57V55L75 54V55H77V57L75 56V57H76V58H75V57L73 56L74 53H77V52H78L79 54H83V53H84V54H85L84 56L86 57V55L90 53V52H88V51H90V50L92 49V47H90V46H91L90 43H92V46H93V48H94V49H92V53H95V54H96V52H97V53H99V52L102 53V52L100 51V50H102V49H99V50H98V48H101V47L97 44V41H99V44H102V42H103V44H102V46H103V45H104V42H105V41H103V40H108V38L111 36V37L109 38L108 42L106 41V43L112 42V41L114 40L113 43H116V44H114V46H113L112 43L109 44L110 46H112V47H110V49L112 48V51H111V52H107L108 50L110 51V49H108V44H107L106 51L103 50V52H106L107 54L109 53V54H108L109 56H106L107 54H104L105 56H104V55H103V56H104V58H107V57H110V58H111L112 56H115V57H116V55H118V56L116 57V60H111V59H112V58H111L109 61H107V63H106V61H104V62L108 65V66H107L108 69H110L109 66L112 65V63H113L114 66H115L116 63L118 64V62H119V64H123V63H124V64H125V67L122 65V66H123V69H122V66H120V67H121L120 75H121L122 72H124V73L121 75L123 78H122V77L120 78V77L118 76V75H119L118 72H119V68H120V67L118 68L119 65H117V67H116L118 70H117V69L115 70V67H114L113 65H112L113 67L111 66V68H114L115 72L118 71L116 74H117V78L119 77V78L121 79L119 82H120V83H121V82L123 83V82H125V81H127V80L130 81L131 78H133L134 80L132 79V80H133V81H132L133 84H132V83L128 84L129 81L125 82L126 84L129 85V87L131 86L132 88H131V87L129 88V87H128L126 84H124V83H123V84H120V86H121V85H124L125 87H128V89H127V88H126V89H127L128 91L131 92L132 90H134V88H135L137 85H139L135 90L139 89V87H140V88H142L143 92H145V93H148V91L151 92L152 95H151V93H149L148 95H149V96L151 95L153 98L150 96V98H151V99H150V98L148 97V95L146 94L147 96L143 97V99L141 100V98H142L141 96H142V95H143V96L145 95V93H142V92H141V91H142L141 89L139 90L140 93H137L138 91L136 92L135 90H134L135 92L132 91V92H134L135 94L137 93L136 95H134L132 92H131V93H130V92L127 93V90H126V89H123V90H126V91H125L126 93H124V94H129V95H124V94L122 93V92H124V91H122V88H120L121 91H122V92H121V91H119V89H118L119 87H115V83H116V85L119 84L118 82H114L115 80L118 81L117 79H115V78H116V77H115V76H116L115 72H114L112 69H111V70H107L106 65H105V69H103V71H106V72H108V71H113L114 73L111 72V74H110V72H108V73L105 72V73H103V74H108V75L110 74L109 76H112V75H113V77H110L111 79H113V80H112L113 82L110 81V84H109L108 81H107V83H108V84H107V83L105 82V80H104V76H105V75H103V74L100 75V72H101V71H99L100 68L98 69V67H101V65H100V66H99V65L97 66V69H98V70H97L96 68H94L95 70H94V69L92 70V69L90 68V69H91V73H92V71H94V72L92 73V74H94V75H92V76L95 77V73L99 74V76L96 75V76H97V77H96L97 80H95L96 78H93L92 76H89V77H88V75H89L88 73H90V69L88 68L89 71H87V70H86V71H83V69H84V70H85V68L87 69V66H86V65H88L89 67H92V65H91L92 61H91V60H90V61L88 60V58H89V59L91 58V56H90L91 53H90V55H87V57L90 56V57H88L87 59H85L84 56H82V57H84V58H83L84 60L82 59V57H80L79 59H77V60H80V61H81V59H82L83 62L85 61L84 63H82V61L80 62V61H77V60H76L77 62H79V64L81 63V64L79 65V64H77V62H75V61L73 62V63H76V65L73 64L74 66H76V69H79L80 67H82V68H80V69H81L83 72H81V74H80V72H78V71H81L80 69L77 71V70H74V69H73V68H74L73 65L71 66V69L74 70L75 72L77 71L76 73H77L79 76H78L77 74H74V76H73V73H72L73 71L70 72V70H71L70 67H69L70 65H69L68 67H67V65H65V66H64L65 70H64V69H61V71L64 70L63 72H66V73H67V72L69 71L70 74L72 73V76H73V77H71V75H68L69 72L66 74V75H68V76L65 75V77H68V78H66V79H68V80L66 81V83H67L68 81H70V82L67 83L68 85L65 83L67 86H69V85L71 86V85H72V84H71V80H72V82H74V81L76 82V81H77V82L79 83L81 79L78 78V77H81V78H82V76H84L83 79L86 78L85 76H87L88 79H90V81L92 80L91 77L93 78V80H94L95 82L98 81L97 84H96L93 80L90 82V81L87 79V81L90 82V83L88 84V83L86 82V79H84V80L82 79L83 81H85V82L87 83V84H86V85H87V88H86V86H85V82H83V81H81V82H83L82 84H84L83 86L80 85L81 82H80L79 84L77 83L78 85L76 84V86H74V85H75V83H74V85H72V87H74V88L76 89V92H77V86H79L80 88H82L83 93H82V90L78 87V88L81 90V93H82V94L79 93V95H77V94H78V92H77V94H76L77 96H76V95H75V91H71V92H73V93H72L73 95H72V94H71V95H72V96L75 95V97H73V98L76 99V97H77V99H80V100L82 99V97H85V95H86V96H87V95H90V96H92V98H90V96H87V97H85V99H84V98L82 99L83 101H87L86 98L89 97L90 100L87 101L88 103H89V101H91V102L94 101V99H93L94 96H93V95H95L96 99H99V98H100L99 100H102L101 103H105V104H107L106 106H104L103 104H102V106H101V103L99 102V100H95V101H94L95 103L97 102L98 104H97V103H96V104H97V105H100L101 108H103L104 110H103V109L101 110L100 106H99V107L97 106V107L99 108V109H97L96 106H95V105H96L95 103H93V104H95V105H94L95 108H90V107H92L93 105H92V104H88L87 102H86V103L88 104V106L90 105V107H89V109L86 110V108L88 107V106L86 105V103H84V102L82 103V101L80 102V101L77 100V99H76V101H75L73 98H70L69 96H71V95H70L71 92L68 91V92H67L68 94L66 95V96H67L66 98L69 97V99H70L69 101L71 102V101L73 100V103H74V102H77V101H79V102H77L78 104L76 103L78 107H74V109H73V108L71 109V110H73V111H69V110H68L67 112H69V113H65V111H66L65 106L61 109V107H62L63 105H62V106H59V105H58V106L60 107V108H59V107L57 106V104H59V101L56 100V99H58V95H57V94H60V93H61L60 91L63 89V88H61V86L65 87L64 90L66 89V86L63 85L64 83L61 84V81H60L59 84H61V86L59 87V85L57 84L58 82H55V81H57L58 79L56 80V78H55V80H53V79H54V75H52V77H53L52 82H51V79H50V82H48L49 80L47 81V79H48V78H52L51 75L49 74V75H50V76H49V75L46 74V75L48 76V77H47L45 74H44V75H45V76H44L43 73H42V78L44 79V77H45V78L47 77V79H45V80H46V83H45V81H44V83H41L42 81H41V79L39 78V77H40L39 74H41V73H40V71H39V74H38V72H37V71H38V68H37V70H36V67H38V66H37L38 64L36 63V67H34V66H35V65H34V64H35V61H34V64H33L32 61L28 62V61L30 60V58H27L28 56L26 57L28 60L25 58V59H24V62H26V65L29 64L30 67H31V65L33 64V65H34L33 68L36 70V71H35V70L31 67V68L33 69V71L36 72V73H33L34 75H32V74L29 73V75H28L29 78H28V79H27L28 76H27V77H26L25 75L23 76V75H21L20 73H17V74L15 75V73L18 71V69H17L18 67H17V66H12L11 64L9 65L8 63H6V67H7V64H8V66H12V67H10V68L7 67V69L9 68L8 70H10L11 72L8 71L7 69H5V70H4V69H0V70H2L1 73H3V74H4V73L7 74L6 77L8 78V79H7V78L5 77V81H6V79H7V82H8V83L5 82V81H4V82L2 81V83H5V84H1V86L4 87V91L6 90V89H5V88H6V85H7V84H9V85L11 84V87H8L9 85H7V87H8L7 89H8V90H7L6 92L3 91V87L0 88V90L2 91V92L0 91V94H1V95H0V96H1V97H0V98H1V99H0V116H1V121H2L3 118L6 116L5 113L8 114L7 117L9 116V118H6V117H5L4 120L7 121V119H8L9 121H13V116H14V115H15V116H14V120H15V119H17L16 117H18V118L21 117L20 114H21L22 111H24L25 114H27V119H26V121H27L29 118H30V119L32 118V123L29 122V121H31V120H28V122H29V124H30V125H29V129L33 126V124L36 125V123H38V125H39V123H40V127H42L41 124L44 123L43 125H45L44 127L47 129V128H49V126H51V125L48 126V123H47V122L50 121V120H51L50 122H52V120H53L54 123H51V124H52V126L55 127V128H53V127L51 126V127H52V131H51V128H50V131H51V132L48 131V132H50V134L52 135V136H50V137H51V139H52V137L55 138V137H58L59 135H61L62 138H61V136H59V138H61V139L58 138V139L55 140V139L53 138V139L51 140L50 137L48 136V135H50L48 132H47L48 135L46 134V132H43V134H46L47 136H46V135H43L42 132L39 133V135L42 134V135H40L41 137H39V136L37 137L36 135H38V134L32 135V134H34V132H31V131L29 132V130L27 129L28 122H27L26 125H24L23 123H26L25 120L20 119V118L18 119V122L16 121L17 124L14 123L15 121H13L14 124H13L12 122H10V123L13 124V125L11 124V126H13V128H14V125L17 126V127L15 126L14 129H15L17 132L19 131L18 133L22 134V132H20V131H23V130H20V128H19V130H18V129H17L18 126H19V127L21 126V128H23L22 126H24V127H26V128H23V129H26L27 131L25 130V131L23 132V134L26 132L27 134L25 133L24 135H26L27 137L29 136V137H30L29 139H31V138H32L31 136H33V138H32V139H34L33 141H36V140L38 141V140L40 139L38 142H42L41 140L44 141V140L46 139L45 142H47V140H48L47 137H49V142H48V143H51V142L54 143V144L51 143V144L53 145V147L55 146V142H54V140L56 141V147H55L56 149H57V145H59V143H61V141H63V136L65 135V137H66V135H67L66 139L64 138V141H66V143H67L69 140H70L69 142H74V141H75V144L77 143L76 145H78V146L80 147L79 149H81L83 152H87V151H89L90 145H88L89 143L87 144L86 142H88V141L90 140L89 138L94 137V138H92L93 140L91 139V141H89V142L92 143V144H91V143H90V144L93 146V148L96 146V147H95L96 149H95V148H94V149L97 151V150H98V149H97V145H98L99 143L96 144V143H97V140L95 141L94 139H96L97 137L100 138V136L102 137V134L99 135V136L96 135V132L98 133L99 129H100L99 133L101 132V127H98L99 129L96 128V130H97L96 132H95V130H94L95 127H91V131H93V130H94V131H93V133H90V134H91V137L87 138V136H88L89 134L87 133V136H86V135H84L83 132H84L85 129H88V128H86V127H89V125H88V126H83V127H82L81 125H83L84 123H85V125H86V124H89V122L86 123V122H87L86 120H89V121H90L91 119H87L88 116L85 117L86 114L83 113V112H86V111L88 112V110L94 109V110H91V111H95L96 114H97V111H96V110H99V111H98L99 114H105V112H106V110H107V111L110 112L111 119H113L112 121H114V122H113L114 129L117 128V130H118V131L116 130V132H117V133L120 132V135H121V136H123V135H124L123 133H125L124 136L127 137V139L124 138L125 140L121 143V145H120V144L118 145V147H117V148H118V151H117V152H118V155H119V157H121V156L124 155V153H126V152L128 151V152H127L128 154L126 153V155H124V156H126V157L128 156L129 159H130V160H129V159L127 158V159L125 160V162H124V160H123L124 156L121 157V159L123 160V164H124V163H126V164H124V166H123V164L121 163V165H122L123 167L121 166L119 169H116V168H115L116 170H114V168H112V169L110 168V167H113V166H110V167H108L109 165L106 166V165L108 164V162L105 160L106 158L104 159V156H103V155H100V154L97 152L98 155L96 154L97 156L95 157V155H94V153H95L94 150H91V149H93L92 146H91V149H90L91 151H89L90 153L92 152V154H90L89 156H90V159H92L91 157H92V155H93V157H95L96 159H92V160L89 159V160H90L89 162H87L88 160H87L86 158H85V159H86L87 161H86L84 158H82L83 161L80 160V159H81L80 157H82V156L84 155V153L82 154L81 151H80V153H81V154H80V153L78 152V150H77L78 148H76V149H75L76 151H75V150L73 151V152H74V153H73V157L71 158V161H76L75 164L73 163V164L76 165V166H73L72 162H71V165L68 164L69 161H70V158H67V159L69 160V161L66 160L68 163H66V165H65V164L63 165V164H62L63 166H66V167L64 168L62 165H61V167H60L58 164H59V163H62V162L65 161L66 158H64V157H66V156L69 155L66 151L68 150V148H69L70 146H72V147H70V149L72 148V150H73V149H74L73 147H75L74 143H71L70 146H69V145L65 144V142H63L64 146H66L67 148L64 147V146L62 145V143H61V145L64 147V150H62L63 147H61V148L58 147V148H60V150H62V152H64V151H65V148H66V151H65L66 154L64 153V155H66V156H63V155H62V152L59 153V152H60L59 149L55 150V148H52V149H53L52 154H53L55 151H57L56 153H59L58 156L61 157V158H62V157L64 158V159L62 158V161H61L60 159H57V158H59V157H57V154H56V153L53 154L54 156H52V155H50V154H49V155H46V158H48L49 156H50L49 158H51V156L54 157V158L57 157L55 160L60 161V162H57V161H55V160L52 161L54 158L51 159V160L48 159V160L50 161L49 168L51 167L52 173H54V175L57 174V175H56V177H57L56 181H57V182H55V183L50 187V189H51L52 191L49 189V191H50L49 193H51V195L55 198V200H56L55 202H57V201L59 202V201H60L59 203H60L61 205L59 206L58 202H57V205H58V208L60 207L61 215H59V217H57V218H59V219L62 218V220H59V219L57 220V219H55V220H57V221H56L57 223H55V220H54L52 223H50L49 226H47V227H42V226L39 225L38 222H34V221H32V220H28V219H23L24 221L27 222V223H26L27 227H26L25 224H24V223H25L24 221H23V224H20V222H22V221H20L19 219L22 218V217H21V215H18V214H17V215H15V217L17 218V220H16V219L14 218V216H13L12 218H10V220H8V222H11V221L15 220V221L20 225V229H19L16 233H15V232L12 233L9 239H7L6 237H4V235H3V236L1 235L2 231L4 230V229H2V228H4V224H3V222H1L0 224H1V225L3 224V225H2L3 227L0 226V228L2 229V231H1V229H0V236H1V237H0V240H1V241H0V244H1V246H0V264H21L22 262H23L22 264H26L27 261H28L27 264H28V263H30V264H33V263H34V264H35V263H36V264H55L54 259H56V261H57V260H61V259H62V260H65V258L67 259V258H69V257H72L73 259L76 258L75 260H77V257H78V261L81 259L80 261H81V262H84V263H81V262H80L79 264H85V263H86V264H88V263H89V264H92V263H90V262H94V263L96 262L95 264H99V263H102V262H105V261H106V260H104V258L101 259V258L104 257V256L106 257L107 260L111 259L113 256L116 257V255H113V254H112L113 249H115V251H114L115 254H116V252H117V254L119 253V254H118L119 256H121V254L124 253V255H123V259L121 258L122 261L120 260V261H119V264H120V262H121V263H122V262H125V264H127V263L129 264L130 261H124V258L126 257V258H125L126 260H130V258H131V256H132L133 254H131V256H130V255H127V256H128V257H127V256H125V254H128L126 251L128 250V248H131V247L133 246L132 244H135L134 241L137 240L136 243H139V240H140V237H142V234H143L144 237H146V236H148V237H147V238L142 237V239L140 240V243H142V244L144 243V245H145V244H146V245H149V246H144V247H147L149 250L152 248V251L150 250L151 253L154 251V252H153V253H154V256H155L157 253L159 254V256H158V254H157V255H156L157 257L155 256V257H156V258H155L153 255H152V256L148 255L149 253H147V252H144V253H145L146 255H148L149 257H147L144 253H143L144 257H143V255H142V253H141L140 255L137 254V255H136L137 258H134V259L139 260V261H138V264H153L155 261H156V262H155L156 264H157V263H158V264H165V262H167V264H170V263H171V264H175V262H176L177 264H180V263H181V264H183V263H186V264L188 263V264H189V262H179V261H177V260L174 261L175 259H173V262H172V261H171L172 259L170 260V258H167V254H168V251H169V250H167L166 247H167V246H171V244H172V246H173V245L176 246V244L179 243V242H180L179 245H181L182 242L179 241V240H180L182 237H184V236L186 235L187 232H188V233H189V231H193V232H194V231H195V232H200V231H201V232H202V230H204L206 227H207V228L205 229V231L214 229V230H212V231H213L214 234L219 238L220 241H221V239H223V240L225 239L226 242H227V241L230 239L229 242H227V243H230L229 245H231L230 249H234V248H232V247H235V249H234L233 251L231 250V253H233L235 250H236V253H237V249H238V250L240 249V250L238 251L239 254H238V253H237V254H238V255H241V254H240V251H242V255H241L240 257H243V255H244V257H245L247 254L243 253V250H241V249H243V246H241V247H242V248H241L239 245H235V243H236L235 241L238 242V241H239V240H238L239 237H240V238H243V239L245 240V237H244L243 234L240 232V225H239V224H240V221L237 220V219H238L239 215H240V214L243 215V214H244L243 212H246V210H249V209H252V208H256V209H260L259 211H261V210L263 209V208H261V207H263L262 204H263V202H264V200H263L264 198H262V197H264V195H263V196L260 195V197H261L262 199L260 200V197H258V198H257L258 200H257V199H255V197H257V195H254V194H257L256 192H248V194H247V192H246V193H243V194H242V193H235V194L230 193V192H232V191H231L230 189H228L227 187L230 186V185L233 186L235 182H239L238 177H237L236 175H234V174H232V175H234V176H233L234 179H233L232 181H231V179H232V176H231V175H230V176H231V179H228V178H230V176H229V177L224 181V182H227V181L229 182V181H230L229 183L227 182V183L224 184V186H225L226 188L221 187L220 189L217 188V190H216L215 188H213V191L210 192V190H212V189H210L208 186H209V183L211 184V182H210V179L207 178V176H208L209 174H208V172H207V176H206V175H202V176H201L200 174H202V172H201V171H200L201 173L198 172V171H199L198 168H199V166H200V167L202 166V167L200 168V170H202L203 167H204L205 161H206V163H207L208 161H209L210 163H211V162L217 163V161H218V163H220L222 160H224V159L227 160V158H229V154H230V153H228V151L225 150V149H224L223 151H225V152H227V153H226V154H225V152H223V153L221 152V153H222V155L225 154V157H226V158L223 159L224 156H223V157L220 156V154H221V153H220V148H221L222 145H219L218 143H221V142H219V141H220L219 139H221L220 136L224 139V137H225L226 135L228 136L229 133L235 129V128H233V125H235L234 127H237L235 130H238V128H239V130H241V129L245 130L247 127H249V124H250V123H249L248 125H247V123L244 124L243 121H242V119H245L244 122H247V121H246V119H247L249 122H252L251 124H253L254 122L258 123L259 121H261V123H262V122L264 121V116H263L264 114L262 115V113L264 112V107H263V110H262V106H263L264 104H263V105L261 104L262 106H261V108H260V105H259L257 102L261 103V101H260V100L256 101L257 98L259 99V97H260V98L264 97V95H263V96H260V94H263L264 91H263V92L261 91L262 93H260V94L258 95L259 97H257V98L255 99V101H253V102H255L257 105H256L255 103H253V102L248 103V104H247V102L245 103V104H247V105H245V106H247V107H248V106H251V108L248 107V108H250V111L248 110L249 112H248V111L246 112V110H247L248 108L246 107L247 109H245V108H244L245 106H244V107L241 109L242 111L240 110V112H239V113H240L239 116H238V113L235 114L236 117H234V115L232 116V119L237 120V119L240 118V115H241V114H243V116L245 115V116H244L245 118H240V119L237 121V122H239V123L241 122L239 125H238V124L236 125L237 122H236L235 120H234V121H235L236 123H234V121H233L232 119H230V121H227V122L229 123V126H228V125H227V126L225 125V126L228 127V128L230 127L231 129L233 128V130H231L230 128L228 129V128H226V127L224 128V126H223V127H220L221 129H218L219 126L223 125V123H221V124L219 125V118H220V114H219V113H220V112H218V114L215 113V115H217V116L219 117L218 120L216 119L215 115H214V116L211 115L212 118L215 117L214 119L217 120L218 123H216V124L214 123V122H216V121H215L214 119H212L211 116L209 117V119L207 118V121L204 122L205 130H206V128H208V124L210 125V126H209V129H210L211 131H212V129H216V128H217L216 130H218V131H219V130L221 131L222 129H223V131H224V130L226 129L224 132L221 131V132H223L222 135H223L224 137H223L222 135H220V134H221L220 131H219L220 134L217 135L216 130H213L214 134H215V133H216V134L214 135V134L211 132V136H212V137L210 136L211 138L209 137V134H208V133H209V129L206 130V132H205V136H206V134H207V141H206V142L209 141V142L207 143V145H208L210 148H209L207 145L204 144V143H206L205 140H204V143H203V144H204L206 147H208L209 150L211 149L210 144H214V145L216 146V148L219 147V151H215V149H216L215 146H214L215 149L212 147L213 149L210 150V152H212V151L214 150V152H218L219 155H218V153H216V154H212L213 152L210 153V154H212V156H210V157H211L210 160H209L210 157H207V155L204 156V154L202 153V150H204L203 152L205 153V151H206L205 154H208V155H209V153H207V152H208V151H207L208 149H207L206 147L202 146L203 144L201 145V148H199V149H198L197 146H195L197 149L194 148V147H188V146L186 147V145L183 144V142H182L180 139H177V138H176V139L173 140L172 138H169V137H166V136H168L167 131L171 130V131H169V136H170V132L172 133V132L175 131L174 129L176 128V126H174L173 123L176 124L175 122L177 121V117L179 116V115L177 116V114L180 112V115H182L183 113H181V112H184V108L182 107V106H183L182 103L185 101V98H183L182 96L185 97L186 95H188L189 93H188V94H185L187 91L192 92L191 95L189 94V96H187L188 98L186 97L187 103H189V102H188L189 99H191V100H190V101H191L190 103H192V102H196V101H194V99L192 100L193 97H195V99L198 100V98H200V94L203 95V94H205L206 91L208 92L207 95L209 96V94L211 95L210 92H212L211 89L214 88V86L209 85L208 83H204V86H203V83H202V85H201V83H200V84H199V87H198V82H196L195 80H192L193 78L190 79L191 81L189 80L191 83L188 82V79H189L188 77H191V75L189 74V76L186 77V78H187V79H186V78H185V75H186V74H184L183 72L186 71V67H187L188 70H187V72H185V73L190 72V70H189V68H191L190 65L192 64L191 66H193V62H195V60H196V58L193 57V58H195V59L193 60V58H191V59L193 60V62H192L191 59L189 60V56H191V55L193 54L192 52L195 51V50L197 49L196 47L202 45V46L200 47V48H201L200 51L202 50V47L205 48V44H201V41L203 42V38H204V41H205V40L207 39V37H209V36L212 34V33L210 34V32H211L212 30H214V28H215V30L212 31V32H215V33L217 32L216 34H219V33L222 34V33H223L225 36H227V40H233L232 38L234 37L235 34H237V35H235V36H236V37L234 38L235 40H236L237 36H239V37H242V36H243V37L245 38V34L247 35V33L252 32L251 30H254L255 32L253 31L252 33H253V34L256 33V32H257V33H256L255 35H253L252 33H251V35L248 34V35H249V38H248V35H247V36H246V40H247V38H248V41H249V39L252 40V38H253L254 42H252L251 40H250V41H251L252 43H256L257 47H256V45L254 46L251 42L248 43V41L245 40V41L248 43V45H247V43L244 41V39H242V40H243V43H244V42L246 43L245 45L249 46V44H250V46L252 45V46H254V47L256 48V49H255V48L253 47L254 49H252V51H253V50H256V51L258 52L259 48L261 47V45H260V47H259L258 44H262V43H263L262 41L264 40V22H263V21H264V16H263V15H264V12L261 10V9H264V7H263V6H264V5H263L264 2H262V0H260V2H259L258 0H257V1H256V0H253V1H256V2H255L256 4H255V3H253V1H251V0H240V1L237 0V1H236V4H235V3H233L235 0H215L216 3H217L219 6L214 2L213 4H216V5H215V7H213L214 9L212 10V6H213V5L210 7L211 4H209V1H208V0H207L208 3H203V4H202L203 0H201L202 2H200V3H199L200 0H197V1L194 0L195 2H198V6H196L197 3L195 4L194 1H192V0H189V2H188V0H186L188 4L186 3V1L184 2V0H183L182 2H181V0H174L175 2H174L173 0H165V2H164V0H160V1H159V0H156V1H154V0H145V1H144V0H143V1L138 0V2H137L136 0H125V1L117 0L118 2H117L116 0H113V1H116L115 3H112V2H110L109 0H108V1L105 0L106 2H109V3L105 4V5H107V7H106V9H104L105 6H104L103 3H105V1H104V0H103V1L100 0V1H102V2L99 3L98 5L102 4V5L104 6L103 8H101V7H102L101 5L99 6L101 9H104L103 11H105V12H103V11H101V9H100L99 7H97V3L100 2L99 0H96V2L98 1L97 3L94 1V3H96V4H93V3H92L93 0H92V2H89V1H91V0H87V1H86V0H85V1L83 0L82 3H81V6H82V4L85 2L84 5H83L84 7H83V6H82V7H83V9H84L85 6H86L87 11L85 12L86 9H85V10L81 9V10H83V11L80 12L79 9L82 8V7H79V6H80V5H79V1H80V0H79V1H78V0H77V1H76V0H71L72 3H73V1H76L74 5L78 6L79 9H78V7L74 6V5L70 2V0H64V1H63V0H58V1H57V0L55 1V0H54L55 2H59V1H61V3H64V4H65V7H64V4H63V6H61V7L64 9V11H63V9H61V7H60V5H62L60 2L58 3V4H59V6H58V5H56V3L53 2V0H52V2L55 4L54 6H56V7L58 8V9H56L57 11H59V9H61L63 12H65V10H67V9H69V8L72 9V8H71V5H73L72 7H73V8H76L75 11H76L77 13H78V10H79L78 15H81L82 18H85L86 15H89V16H87V17H88V20H90V19L93 20V18L95 17L94 14H96L97 11L99 12V14L97 13L98 16L96 15L95 19L93 20L94 23H93V21L91 20V22H92V24H91V23H89L90 21L87 22V21H85V19L76 18L78 15H77V13H75V12H74L75 17H73L74 15L72 16L70 13L73 12L74 9H73V10H70V11H69V10L66 11V12L69 11V14H68V13H67L68 15H67V14H66V15L64 14V15H65V18L67 19V16H68V17H69V20H70V19H71L70 16H71L72 19L74 20L73 23H74V22L77 23L78 20H79V21H80V20H84L83 22H87V24L85 25L86 28L83 27V26H84V23L82 22V23H83V25H82V24H81V21H80V25H81V26L78 25L79 21H78L77 24L74 23V24L78 25V26L80 27V29H79V27H77L76 25H75V26H74V24L72 25V26H74V27H72V29L77 27V29H78L77 31H79V30L85 28V29H83L82 31H79L80 33L83 32L82 34H84V35L79 34V32H77L76 29H74V31H72V30L70 29V28H71V25H70V24H72V23H70V22H71L72 20H70V21L68 20V21H69V24H68V25H70V26H68V25L66 24V25H67V26L65 25L66 28L63 26L64 29L61 28V31H60V29H58L57 31H56V29H55L56 32L60 31L59 34L55 32V34H58V36H59V35L61 36V34H63L65 31H66L65 33H67V31L70 30V31H71L70 33H72V34H70L69 31H68V34H69V35H68V34L65 35V33H64V36H65V37H69L70 40L72 39V37H70V36H75V37H73L74 40L76 39V37H79V38H77L78 41H76V44H75V41H74V42L72 41L73 39L71 40L72 43H71V42L67 43V42H65V39H66V38L63 37V35L61 36V39L63 40V42L67 43V45L69 44V45H68V46H70L69 49H68V47H65V46H67V45H65V43H63L61 39H60L61 41L58 39V36H57V35L54 36V29L52 30L54 23H53V24H52V23L49 24V26L52 25V26H51L52 28L49 27L48 25H47L48 27H47V26H46V27H43V29H44V28H45L46 30L48 29L47 31L50 32L51 36L53 35V37H54V38L52 37V39H53V43L55 42V45L59 43V44L61 45L60 48H62L61 51H63L64 53H65V52L67 53V54H66V55H67V58H68V57L70 58V60L67 61V58H66L65 54H64L63 52L59 51V49H60V48H59V44H58V46H54V47H56L57 49H56V48L53 49V47H52V46H53V43L51 44V47H52L51 49L53 50V51H51V52L54 53V52H56V51L58 50L59 53L56 52V54L54 53L55 55L52 56V55H51V54H52L51 52L49 53V55H46V54H47V52H46L45 57H41V56H43L42 54H44V52L47 51V50H45V49H48V52H49V49H50V47L48 48V46H47V47L45 46L46 48L44 47L45 49L43 48V49L41 50V48L43 47V45H45L46 43L48 44L49 42L51 43L52 41H51V38L48 36L49 33H46L47 31H46L45 29H44V30L41 29L42 31H40V29H39V27H38V28H37V29H39V31H38L36 28H34V27H36V25H35V26H34L33 24L31 25V22L33 23L34 17H32V18H33V19H32L30 15L32 14V16H33V15L35 14V11H34V10H36V9L38 8V5H41L40 7H42V5H43ZM46 1H49V0H46ZM50 1H51V0H50ZM65 1H67V2L70 3V5H69L70 7L67 5V2L65 3ZM146 1H147V2H146ZM153 1H154V2H153ZM169 1H171V2H169ZM176 1H177V2H176ZM190 1H192V2H190ZM210 1H212V0H210ZM217 1H219V2H221V3H218ZM243 1H246V4H247V5H248V3L250 2V5H251L252 7H254L255 5H256V7H254V8H251V7H250V8H249L250 11L246 12V11L248 10V7H249V6H247V5L245 4V2H243ZM77 2H78V3H77ZM123 2H124L125 4H123ZM160 2H161V3H160ZM204 2H206V0H205ZM212 2H213V1H212ZM212 2H211V3H212ZM237 2H238V3H237ZM241 2L244 3V5H245L244 7L242 6L243 4H242ZM45 3L47 4V2H44V4H45ZM53 3L49 2L48 4H53ZM86 3H87V4H86ZM139 3H140V4H139ZM141 3H142V4H141ZM143 3H144L145 6L143 5ZM166 3H167V5H165ZM176 3H177V4H176ZM180 3H181V4H180ZM183 3H184V4H183ZM190 3H191V4L194 3V4H195V7H197V8H198V7H201L200 5H205V4H206L207 8L210 7L211 10H210L209 8H208V9H209L210 11L207 10V8H205L206 6H204V9H206V10H204V9H203V6H202L201 9H200L201 11H199V10H198L199 8H198V9H197V8L195 9V7H191L192 5H191ZM252 3H253V5H252ZM262 3H263V4H262ZM9 4H8V5H9ZM90 4H91L92 7L87 8L88 5L90 6ZM92 4H93V5H92ZM109 4L111 5L110 7H108ZM115 4H116V5H115ZM122 4H123V7H124L125 9L122 7ZM127 4H129V5H127ZM149 4H150V5H149ZM170 4H172V5L174 4V5L172 6V5H170ZM182 4L184 5V7L182 6ZM207 4H208L209 6H208ZM237 4H238V5H237ZM240 4H241V6H242V7H240V8H242V9L245 8V10L243 9V10H242V13H241L242 15H240V13H239V15H240V16H239V15H238V11H239V5H240ZM254 4H255V5H254ZM258 4H260V5L262 4L263 6L261 5V7H263V8L258 9V8H260V7L258 6ZM5 5H6L7 7H6ZM10 5H11V4H10ZM30 5H32V4H30ZM94 5H96V6L94 7ZM139 5H140V6H139ZM155 5H156V6H155ZM158 5L161 6V7H159ZM169 5H170V6H169ZM177 5H178V7H177ZM180 5L182 6V8H181ZM187 5L189 6V8H186V9H188V10L185 9V6L188 7ZM190 5H191V6H190ZM235 5H236V6H235ZM4 6L8 9V11H7L6 8H4L6 11L2 8V7H4ZM67 6H68V8H67ZM113 6H115V8H114ZM166 6H167V7H166ZM193 6H194V5H193ZM232 6H233V7H232ZM36 7H37V8H36ZM59 7H60V8H59ZM116 7H117V8H116ZM127 7H129V8H127ZM145 7H146V8H145ZM158 7H159V8H158ZM168 7H169L170 9H168ZM172 7H174V9H173ZM190 7H191V10H192V8H193V10L195 9V11H194L195 13H194L193 11L190 10ZM226 7H227V8H226ZM229 7H230V8H229ZM234 7H235V8L238 7V9L235 10V11H236V14H234V13H235V11H234L235 8H234ZM257 7H258V8H257ZM93 8H94V9L96 8L95 10H97V8H99V10H100L101 12H100L99 10L95 11V10H93ZM110 8H111V10H110ZM121 8H123V9H121ZM160 8H161V9H160ZM162 8H164V9L162 10ZM177 8H178V9H177ZM179 8H180V10H179ZM183 8L185 9L184 12H183V10H182ZM232 8H233V9H232ZM256 8H257V9H256ZM39 9H40V8H39ZM88 9L93 10L95 13H93V12H91V11H90V13H92V14L88 13V12H89ZM117 9H118L119 11H117ZM156 9H157V10H156ZM176 9H177V11L179 10L178 13H177ZM246 9H247V10H246ZM251 9L258 10V12H259V10H261L262 12L260 11L259 13H257V11H254V10H251ZM56 10H55V11H56ZM107 10H109L108 13H107ZM124 10H126V11H124ZM143 10H144L145 12H144ZM196 10L199 11V13H197ZM202 10H203V12H202ZM231 10H232V11H231ZM4 11L6 12V14H5ZM37 11H38V10H37ZM55 11L53 10V11H51L52 13H51V12H49V13L51 14V16L54 14L53 17H54V18H55V17L57 18L58 15L56 14ZM111 11H112V12H111ZM123 11H124L125 13H127V12L129 11V13H127V17L129 18V20L125 17L126 14H125ZM130 11H131V13H130ZM146 11H147V12H146ZM164 11H165V12H168V13H166V14H162V13H164ZM171 11H172V12H171ZM188 11H191V14H192V15L189 14L190 12L187 14ZM205 11H206V13H205ZM208 11H209V12H208ZM211 11H212V12H211ZM233 11H234V13H232ZM252 11L256 12L257 14H256V13H254V15L251 14V17H250V15H248V13H249V14H250V12L253 13ZM53 12H54V13H53ZM66 12H65V13H66ZM118 12H119V13H118ZM138 12H139L142 16H141ZM141 12H143V13H141ZM149 12H151V15H150L151 18L148 17L149 14H150ZM169 12H171L173 15L170 14ZM185 12H186V15H188V16H187V20H189V18L192 19V21H191V19L189 20V22L191 21V24L193 23V24H192V27H194L193 25H194V23L196 22V25H195V26L197 27V29H195L196 27H194V28L189 27V28H191V30H192V29H193V30L190 31V30L188 29V32H187L186 35H185L186 37H185L184 35L182 36V37H185L186 39L183 38V39L181 40L180 37H177L178 39H180V40H177V39L175 38V36L172 35L173 32H171L172 34L170 33L169 28H170V29H171V27H172V28H174V27L176 28V26H174L176 21H178V24H177V22H176L177 26H178L179 24L184 23V20L186 19V18H185L186 15H185L184 17H183V15H182V16H181L182 18H181V17H178V15H179V16L181 15V14H179V13H184V14H185ZM200 12H202V13H200ZM210 12H211V13H210ZM239 12H241V10H240ZM245 12H246V15L249 16L248 18H250V19H252V20H250V19H248V18L246 19V18H245L246 15L243 16V15L245 14ZM22 13H23V12H22ZM33 13H34V14H33ZM49 13H48V14H49ZM80 13H82V14H80ZM85 13H86V14H85ZM104 13H106V14H108V15H111V13H112V15H113V13H114V14H115V17H116L117 15H118L119 17H120V15H121V16L123 15L124 18H126L128 21L131 20L132 22H133V19L135 18V16H136L137 18L142 17V19H141L142 22H140V23H144V25L147 24V26L145 25V27H144V25H142V29H143V27L145 28V29H144V34H141V33H143L142 29H140L139 31L131 32V31H133V29H132V30L129 29V28L127 29L126 27H127V26L129 27V26L131 25L132 22H131V21H130L131 23L128 22V23L130 24V25H128L126 19H124V18H119L118 16H117V19H115V20H117V21H115V20L113 19V18H115L114 15L112 16V17H113L112 19H113L114 22L110 19V17H111V16H110V17H109L110 21L107 19L108 22H109V23H108L107 20H105L106 18H108V15H106V14L103 15ZM116 13H118V14L116 15ZM134 13H135L136 15H135ZM144 13H145V14H144ZM147 13H148V14H147ZM154 13H155L156 15H155ZM174 13H175V14H174ZM196 13H197L198 15L201 14V15H199V17L201 16V18H198V17H197L198 21H201L199 24H197L198 21H195L196 18H195L194 16H197V15H195ZM208 13H210V14H208ZM229 13L232 14V18H231V16H228V17H227V14H229ZM260 13H263V15L261 14V17L259 16ZM48 14H47V15H48ZM50 14H49L48 16H45V18L48 17V19H49V17H51ZM61 14H62V13H61ZM72 14H73V13H72ZM83 14H85V15H84L85 17L83 16ZM128 14H129L130 16H129ZM138 14H139V15H138ZM143 14H144V15H143ZM160 14L162 15V17H161ZM167 14H168V15H167ZM176 14H178V15L175 16ZM206 14H207L208 16H205ZM220 14H221L222 16H221ZM223 14H224V15H223ZM230 14H229V15H230ZM12 15H13V16H12ZM16 15H17V16H16ZM18 15H19V16H18ZM69 15H70V16H69ZM92 15H93L94 17H93ZM100 15H101V16H100ZM146 15H147V16H146ZM202 15H204V16L202 17ZM212 15H213V16H212ZM233 15H234V18H238V17L241 18V17H242V18H243V21H244V18H245V20H247V21H244V22H245L247 25H244L245 23L242 21V19L239 20L240 18H239V19H236V20H238L237 24H236V23L233 24V22L236 21V20L233 19ZM1 16H2V18H4L3 20H1V19H2ZM10 16H12V18H11ZM14 16L17 17V18H19V19H22V20H21V21H18L19 19L15 18ZM23 16H24V17H23ZM61 16H62V15H60V16H58V17L60 18ZM90 16H91L92 18H91ZM102 16H103V17H104V16H105V17L107 16V17L104 19ZM145 16H146V18L144 19L143 17H145ZM153 16H155V17H153ZM191 16H192V17H191ZM220 16H221L222 18H221ZM237 16H238V17H237ZM254 16H255V17H254ZM53 17H51V18H53ZM62 17H63V19H65L64 16H62ZM62 17H61V18H62ZM89 17H90V18H89ZM101 17L103 18L102 22L100 21L101 19H99V18H101ZM171 17H172V19H171ZM173 17H174L175 19H173ZM204 17H205V19H204ZM210 17L212 18V20H210V19H211ZM219 17H220L221 19H220ZM226 17H227V18H226ZM256 17H257V18H256ZM23 18L25 19V21H23ZM56 18H55V19H56ZM59 18H57V19H59ZM74 18H76V19H74ZM137 18L134 19V21L136 22L135 24H138V22H137L138 19H137ZM149 18H150L151 20H150ZM152 18H153V19H152ZM167 18H168V19H167ZM177 18H178V20H177ZM193 18H194V19H193ZM209 18H210V19H209ZM213 18H214V19H213ZM228 18H229V19H232V21H229V22H228V21H227ZM253 18H255V19L253 20ZM259 18H260V19H259ZM12 19H13V20L16 19V21H13ZM48 19H47V18L45 19V20H47L46 22H50V21L52 20V19H49V21H48ZM55 19H53V20H55ZM121 19H124V20L126 21L125 24H126L127 26H126L124 23H122V26L118 27L117 24H119V22H120L119 20H121ZM143 19H144V21H145L146 23L143 21ZM146 19H147V20H146ZM148 19H149V21H148ZM155 19H156V21H153V20H155ZM165 19H166V20H165ZM181 19H182V21H180V23H179V20H181ZM183 19H184V20H183ZM199 19H200V20H199ZM216 19H217V20H216ZM218 19H220V20H218ZM225 19H226V20H225ZM8 20H9V21H8ZM75 20H77V21H75ZM86 20H87V18H86ZM104 20H105V21H104ZM124 20H121V22L124 21ZM141 20L139 19V21H141ZM157 20H158V21H157ZM162 20H163V21H162ZM174 20H175V21H174ZM207 20H208V21H207ZM209 20H210V23H209ZM221 20H222V22H221ZM223 20H224V21H223ZM248 20H250V23L254 22L255 20H257V21H256L254 24H252V27H250L251 25L248 26V25L250 24V23L248 24V22H249ZM262 20H263V21H262ZM10 21H11V22H10ZM17 21H18V22H17ZM22 21H23V22H22ZM96 21H97V22H96ZM99 21H100V22H99ZM125 21H124V22H125ZM147 21H148V23H147ZM150 21H151V22L153 21L154 23H151ZM164 21H165V22H164ZM168 21H169V22H168ZM170 21H172V22L174 21V22L171 23ZM194 21H195V22H194ZM211 21H212L213 23H212ZM215 21H216L217 23H215ZM219 21H220V22H219ZM226 21H227V22H226ZM240 21H242L244 24L241 23ZM261 21H262V22H261ZM8 22H10L11 24H9ZM12 22H13V24H12ZM14 22H15V23H14ZM19 22H22V23L20 24ZM27 22H28V23H27ZM98 22H99V23H98ZM103 22H105V24H104ZM115 22H118V23H115ZM121 22H120L119 25H121ZM155 22H158V24H160L161 26L158 25V24L155 23ZM205 22H206V23H205ZM257 22H258V24H257L258 26L256 25ZM24 23H27V25L24 24ZM110 23H111V24L114 23V24L111 25ZM162 23H163V25H162ZM170 23H171V24H174L173 26L170 25V27L168 28V31H169V34H168V35H170L171 38L168 37V35H165L166 33H165L164 35L162 34V33H164V32L167 31V27L169 26L168 24H170ZM203 23H205V24H203ZM207 23H208V24H207ZM211 23H212V24H211ZM231 23H232V24H231ZM240 23H241V24H240ZM8 24H9L10 27H9V26H8V27L5 26V27H7V28H4V27L2 26V25H8ZM15 24H16V25H15ZM17 24H18V26H17ZM88 24H89L90 27H88ZM90 24H91V25H90ZM93 24H94V25H93ZM95 24H96V25H95ZM106 24H107L108 27L106 26L107 29H106V31H105V26H104V25H106ZM109 24H110L111 26H110ZM132 24H134V22H133ZM210 24H211V25H210ZM216 24H217L218 26H217ZM238 24H240L242 28L240 27V25L238 26ZM259 24H260V25H259ZM12 25H13V26H12ZM19 25H20V26H19ZM21 25H26V26H25L26 28H27V27H28V28L30 27L29 29L27 28V30H25L26 28L23 26L24 28L22 27V30L24 29V30H23L24 32H25V31H31L32 28H34V29L37 30V31H36V30H33V29H32L34 32H33V33H32V32H29L30 34L32 33L31 35L34 34V36L31 37L32 40H33V38L36 37V36H37V38H38V36H39V38H40L41 33H42V36H41L40 39H43V38L45 37V33H46V34H48V35H46V37H49V38H50V41H49V39H48L49 42H48V41L46 42V39H45V40H44L45 43H43L42 47H41V46H37L38 48L41 47L40 49H38V48L36 47L37 43L39 42V40H38L37 38H35V39L33 40L34 42H33V41L30 42L31 44H30L29 42H28V43L26 42V43H23V44L20 43V42H17V40H19V38H20V37H19V33L22 31V30H21ZM28 25H29V26H28ZM92 25H93V26H92ZM101 25L104 26L103 29H102V26H101ZM123 25H125L126 27H125V26L123 27ZM151 25H152V26L154 25V26L152 27ZM155 25H156V28H157V29L154 28ZM197 25H198V26H197ZM201 25H202V26H201ZM203 25H204V27H203ZM207 25H208V26H207ZM209 25H210L211 27H210ZM235 25H237L238 27H237V26L235 27ZM242 25H244V27H245V26H248V27L243 28ZM254 25H256V26H254ZM11 26H12V27H11ZM15 26H17L18 28L20 27V30H21V31L18 29V30H19V32H18V30H17V32H18V36L16 35V36H14V37H15V38H16V37H19V38H17L16 41H15V39H14V37H13L14 40L12 39V41H13V42L15 41V43H12V44H17V43H18V44H21V46H23L24 44L26 45V46L24 45L23 47H20V45H19V48H18V44H17V48H18V49H16V50H15V48L12 49V47H13L14 45L12 46V44H11L12 41L8 40L9 38L12 37V36H11L12 34H10V33H12V31H9L10 29H12V28L14 27L12 30L16 33V30H15V29H17V28H15ZM31 26H34V27L31 28ZM99 26H100V27H99ZM109 26H110V27H109ZM112 26H113V27H112ZM148 26H149V27H148ZM163 26H164V27L166 26V27H165L166 29L163 28V30H165V31H164V32L162 31V33H160V31H161L162 29L159 28V27H163ZM212 26H213V27H212ZM216 26H217V27H216ZM259 26H260V27H259ZM68 27H69V28H68ZM82 27H83V28H82ZM87 27H88V28H87ZM94 27H95V28H94ZM96 27L99 28V29H97ZM115 27H116V28H115ZM117 27L120 28V30H121L122 27H123V30L119 31V29H117ZM150 27H151L153 30H150V29H151ZM224 27H225V30H223ZM2 28L5 29V30L8 29V31H9L10 33H8L7 30H6V31H3ZM54 28H55V26H54ZM67 28H68V30H67ZM91 28H92L94 31H95V29H96V31H95V32H96V33H95L96 35H95V36L93 35V37H92V33L90 32V31L93 32V30H91ZM110 28H112V29L114 28V29L112 30V29H110ZM124 28H125L127 31H125ZM175 28H174V29H175ZM207 28H208V29H207ZM211 28H213V29H211ZM219 28H220V29H219ZM251 28H252V29H251ZM108 29L114 31L113 33H112V31H110V34H111L110 36H109V33H107V32H109ZM116 29H117V30H116ZM158 29H161V30L159 31ZM174 29H172V30L174 31ZM194 29H195V30H194ZM201 29H204L203 32H201V31H202ZM209 29H211V30H209ZM221 29H222V30H221ZM247 29H248V30L250 29V30L248 31ZM49 30H50V31H49ZM86 30H87L88 32H87ZM99 30H100V31H99ZM129 30H130L131 34H133V35L135 34V35H137V36H138V32H140L139 35H141V36H139V37L141 38L142 41H143L144 38H145L146 32H147V34H148V35H146V37L148 36V37H150V38H149V40H148V37L145 38L144 41L146 42V44H145V42H143V43H141V45H142V46H141V45H140V42H141V41H140V38L135 37V35L132 36V39H135V38H136L135 40H138V39H139L138 42L140 41V42H139V45H138L137 42H136V45H138V47L140 48V49L138 50V49H137V46L134 45V44H135V41H134V40H133L134 42L131 41V40H130V36H129V37L127 36ZM135 30H136V28H135ZM149 30H150V32H151V31H152V32L150 33ZM157 30H158V32L156 33ZM200 30H201V31H200ZM206 30H207V31H206ZM231 30H232V31H231ZM1 31L4 32V33L2 34ZM62 31H64V32L62 33ZM85 31H86V33H88V35H87L86 33H84ZM97 31H98V32H97ZM122 31L125 32V33H123ZM141 31H142V32H141ZM145 31H146V32H145ZM5 32H7V33L10 35V37H8L7 34H6ZM24 32H21V34H23ZM75 32H76V33H75ZM101 32H102V33H101ZM116 32H117L118 34L120 33V34L124 37V39H123L122 36H120V37L117 36V33H116ZM135 32H136V33H135ZM148 32H149V33H148ZM153 32H155L156 34H154ZM190 32H192V33H190ZM221 32H222V33H221ZM15 33H14V34H15ZM39 33H40V35H38ZM73 33H74V34H73ZM90 33H91V35H90ZM105 33H106V34H105ZM122 33H123L124 35H123ZM158 33H159V34H162V37H160L162 40H163V39H166V40H167L166 37H168L169 40H170V39H174V38L176 39V40L173 41L174 43H171V44H170V43H167L166 47H164V48H166V51H168L169 53H168V52L166 53L165 49L163 50V48H161V47H160V48H155V45H157V47H158L159 43H160V45H161V42H160L161 40L159 39V36H161V35H157ZM188 33H189V34H188ZM194 33H195V36H194ZM225 33H226V34H225ZM1 34H2V35H1ZM5 34H6V35H5ZM14 34H13V35H14ZM21 34H20V36H21ZM36 34H37V35H36ZM76 34H77V35H76ZM93 34H94V32H93ZM99 34H102V35H99ZM115 34H116V35H115ZM126 34H127V35H126ZM129 34H130V33H129ZM131 34H130V35H131ZM149 34H150V36H149ZM151 34H152V35H155V37L152 36ZM191 34H192V35H191ZM201 34H202V35H201ZM207 34H208V35H207ZM227 34H228V35H227ZM238 34H240V35H238ZM43 35H44V36H43ZM78 35H79V36H78ZM80 35H81L83 38H85L84 36H86V35H87L86 37H88V36L90 35V37H89V41H90V42L88 41V44H90L89 47L91 48L90 50H88L89 47H88V45H87V41L85 42V40H88V39H83V38H82L83 40H82V39L80 40V38H81ZM103 35H104V37H103ZM142 35H143V36H142ZM171 35H172V36H171ZM187 35H188V37H187ZM199 35H200V36H199ZM204 35H205L206 37H205ZM230 35H231V36H230ZM252 35L255 36V37H252ZM256 35H257V36H256ZM5 36H6V37H5ZM100 36H101V37H100ZM106 36H107V37H106ZM113 36H114L115 39H116V37H117V38H119L120 40H118V39L115 40V39L113 38ZM115 36H116V37H115ZM156 36L158 37V40H160L159 42L157 41V39H156L157 37H156ZM164 36H165V38H164ZM189 36H190V37H189ZM193 36H194L195 38H194ZM201 36H203V38H201ZM250 36H251V37H250ZM42 37H43V38H42ZM46 37H45V38H46ZM55 37H56V38H55ZM91 37H92V38H91ZM95 37H96V38H95ZM105 37H106V38H105ZM134 37H135V38H134ZM173 37H174V38H173ZM197 37H198V38H197ZM228 37H229V38H228ZM59 38H60V37H59ZM63 38H64V39H63ZM90 38H91V39H90ZM111 38H112L113 40H111ZM121 38H122V40H124V42L121 40ZM137 38H138V39H137ZM151 38H152V39H155V41H152L153 43L150 42ZM257 38H258V39H257ZM55 39H56L57 41H55ZM67 39H68V38H67ZM67 39H66V40H67ZM128 39L130 40L131 43L129 42ZM194 39H195V40H194ZM199 39H200V42H199ZM240 39H241V38H240ZM2 40H1V41H2ZM79 40H80V42H79ZM91 40H92V42H91ZM100 40H101V41H100ZM169 40L166 41V42H169ZM184 40H185V41H184ZM193 40H194V41H193ZM207 40H208V39H207ZM207 40H206V41H207ZM37 41H38V42H37ZM40 41L42 42V40H40ZM67 41H69V40H67ZM95 41H96V42H95ZM117 41H119V42L122 41V44H125V43H126V45H124V46H127V47L129 46L128 48H130V45H131V47L133 46L132 49H136L137 51H139L138 53H140V54H138L136 50H135L136 52L132 50L134 53L131 52L130 54H132V55H130V54H129L130 50L127 48V50H129V52H127V50H125V49H126L125 47H124V49H122V47H123L122 45H120V47H119V50L121 49L122 53H120L121 51H119V50L116 51V48H115L116 45L119 46V45L117 44ZM163 41H164V40H163ZM175 41H176V42H175ZM180 41H181V42H180ZM192 41H193V42H192ZM206 41H205V42H206ZM233 41H234V40H233ZM255 41H256V42H255ZM259 41H260L261 43H260ZM16 42H17V43H16ZM35 42H36V45H35ZM61 42H62V44H61ZM77 42H79V43L77 44ZM82 42H83V43L85 42L84 44L86 45L87 49H82V44H83ZM94 42H95V44H97L98 46H95V47H94V44H93ZM100 42H101V43H100ZM119 42H118V43H119ZM127 42H129L128 45H127ZM148 42L151 43L150 46H152V47H150L149 44H147ZM154 42H156V43H154ZM166 42H165V43H166ZM170 42H172V40H170ZM185 42H186L187 44H185ZM191 42H192V45H194V46H196V47H194V46H192L191 44H189V43H191ZM197 42H198V43H197ZM205 42H203V43H205ZM207 42H208V41H207ZM207 42H206V44H207ZM257 42H259V43L257 44ZM32 43L35 45V47L32 46ZM50 43H49V46H50ZM106 43H105V44H106ZM133 43H134V44H133ZM157 43H158V44H157ZM162 43H163V42H162ZM178 43H180V44H178ZM181 43H182L183 45H182ZM193 43H194V44H193ZM196 43L198 44V46H197ZM199 43H200V44H199ZM27 44H28V45H27ZM70 44H73V45H70ZM79 44H80V45H79ZM84 44H83V47L85 46ZM153 44H155L154 47H153ZM188 44H189V46H191L190 49H189ZM195 44H196V45H195ZM213 44H214V45H213ZM9 45H11L12 47L10 46V47H11V48H10ZM29 45H30V46H29ZM38 45H41V43H38ZM63 45H65V46H64L65 49L67 48L66 51H65V49L62 47ZM74 45H75V47H76V46H79L80 48H79V47H76V48H79V49H81V50H85V51H87L88 53H87V52H82V53H80L81 51L79 52L78 49L76 50V48H74V49L71 48V46L74 47ZM143 45H144V46H143ZM146 45H148L149 47L147 48ZM160 45H159V46H160ZM203 45H204V46H203ZM212 45H213V46H212ZM262 45H264V43H263ZM27 46H28V47H27ZM104 46H105V45H104ZM161 46L163 47V46H165V44L163 43V45H161ZM169 46H170V47H169ZM171 46H172V47H171ZM179 46H180V47H179ZM215 46H216V47H215ZM250 46L247 47V49L243 50L245 56L248 55V56H246V58H248V60H250V59L256 57V59H257V57H259L260 54L256 52V54H259V55L257 56V55L255 54V55H256V56H255L254 53H251V51H250V50H251V47H250ZM7 47H8V49H7ZM14 47H16V45H15ZM30 47H31V48L33 47V48H34L33 51L36 52V53L32 52V49H33V48L31 49ZM86 47H84V48H86ZM97 47H98V48H97ZM105 47H106V46H105ZM105 47H104V49H105ZM113 47H114V48H113ZM135 47H136V48H135ZM145 47H146V48H145ZM183 47H184V48H183ZM210 47H211V50H212V51H216V49L218 48L217 42H213V43L211 44ZM214 47H215V48H214ZM9 48H10L11 50H9ZM20 48H21V49H20ZM27 48H28V49L30 48V49H31V52H30V50H28ZM58 48H59V49H58ZM96 48H97V50H96ZM117 48H118V47H117ZM150 48H151V49H150ZM154 48L157 49L158 51L155 50V52H154ZM171 48H173V49H171ZM182 48H183V49H182ZM195 48H196V49H195ZM204 48H203V49H204ZM244 48H245V47H244ZM249 48H250V50H248ZM257 48H258V49H257ZM19 49H20V50H19ZM23 49H24V50L26 49V51H27L28 53H26ZM37 49H38L39 52L37 51ZM55 49H56V50H55ZM63 49H64V50H63ZM71 49H73V50H71ZM107 49H108V50H107ZM114 49H115V52H119V53H115V52L113 51ZM142 49H143V51L145 52V55H144V56H143L144 52L142 51ZM145 49H146V50H145ZM167 49H168V50H167ZM169 49H170L171 53H170ZM180 49H182V51H181ZM184 49H187V50H184ZM194 49H195V50H194ZM8 50H9L10 52H11L12 50H13V51L15 50V51H14V52L12 51V52H11V55H10V52H8V54H7V51H8ZM18 50H19V51H22V52H19V53L17 52V54L20 55V54L23 53L22 55H24V57H23L22 60L20 59V57H22V55L18 57V55L15 54L16 51H18ZM40 50H41V51L44 50V52H41ZM54 50H55V51H54ZM69 50H70V53H68ZM93 50H94V51H93ZM95 50H96V52H95ZM150 50H151V52H152V51H153V52L150 53V55H149ZM162 50H163V51H162ZM188 50H189V51H188ZM190 50H191V51H190ZM246 50H247L248 54L245 53ZM0 51H1V50H0ZM76 51H77V52H76ZM125 51L128 53V55H127V53H126ZM140 51H141V52H140ZM156 51H157L158 53H157ZM160 51H162V53H163V52H164V53L161 54ZM179 51H181V52L179 53ZM187 51H188V53H186ZM197 51H198V49H197ZM200 51H199V53H200ZM4 52H6V53L4 54ZM40 52H41V55H40ZM113 52H114L116 55H115ZM147 52H148V53H147ZM177 52H178V53H177ZM183 52H185V54H183ZM249 52H250V55H249ZM62 53L64 54V57H65V58H64V59H65L64 61H66V62H64V63H63V59H62V58H63V57H62L63 55H61ZM100 53H99V55H100ZM111 53H112V54H111ZM155 53H156L157 55H156ZM194 53H195V52H194ZM0 54H1V53H0ZM2 54L0 55L1 57H2ZM6 54H7V55H6ZM12 54H15V55H14L15 57H13ZM33 54H37L38 56H37V55L35 56V55H33ZM59 54H60V55H59ZM68 54H70V55H68ZM95 54L92 55V58H95V57H96L97 54H96V55H95ZM102 54H103V53H102ZM102 54H101V55H102ZM110 54H111V55H110ZM122 54L125 55V56L122 57V56H121ZM158 54L161 55V56H158ZM168 54H169V56H168ZM178 54H179V55H178ZM187 54H189V55H187ZM196 54H198V52H196ZM8 55H9V57H7ZM101 55H100V56L97 55V58L99 57L98 59H100V61L98 60V61H99V64H100V62L102 63V61H103V56H101ZM133 55H134V56H133ZM136 55H138V57H140V55H142V57H140L141 59H140V58H137ZM146 55H147V56H146ZM151 55H153V56H151ZM171 55H172V56H171ZM173 55H174V56H173ZM183 55H185V57H184ZM193 55L195 56V54H193ZM193 55H192V56H193ZM48 56H49V57L51 56V57L49 58ZM72 56H73V57H72ZM94 56H95V57H94ZM119 56H120V58H119ZM131 56H133V58L135 57L134 60H135V59H136V60H135V61L133 60L134 62H133V61H132V62L129 61V60L132 59ZM145 56H146V57L149 56V57H148L147 59H145V58H146ZM157 56H158V58H157ZM163 56H164V57H163ZM165 56H167V57H165ZM180 56H181L182 58H181ZM186 56H187L188 58H187ZM250 56H252V58H251ZM5 57H7L6 60H5ZM10 57H11V58H10ZM17 57H18V58H17ZM32 57H33V58L35 57V58L32 59ZM46 57H47L48 59H47ZM59 57H60L62 60H61ZM125 57L127 58L126 60H125ZM144 57H145V58H144ZM154 57H155V59H157L158 61H159L160 59H162V58H163V59L168 58V59H166V60H168V61L173 60V63H172V61H171V63H172L171 65L169 64L170 62L167 61L168 64H169V66H168L167 62L165 63V66H166V64H167L166 68L168 67V69H167V70H168V76L171 74V76H169L170 78L167 76V70H166V68L164 69L165 66H162V63H163V65H164V61H166V60H163V59H162V61L160 60L161 62H160V61H159V62L157 61V63H160L161 65L159 64L160 66H158V64H156V65L154 66V64H153L154 62H153V61H152L153 63L151 62V60H154ZM159 57H160V59H159ZM174 57H175L176 59L180 57V58H179L180 61H177L178 59L176 60ZM183 57L186 58V60L188 59L189 61L192 62V63L190 62V63H191V64H190L189 61L187 60V63L189 64V68H188V65H184V63H185V64H187V63L185 62L186 60H185ZM249 57H250V59H249ZM56 58H58V61L61 60L60 62H62L63 64H61L60 62H58ZM92 58H91V59H92ZM130 58H131V59H130ZM259 58H260V57H259ZM259 58H258V59H259ZM8 59H9V61H8ZM15 59H16L17 61L19 60V62L16 63ZM101 59H102V60H101ZM108 59H109V58H108ZM119 59H120V60H123V61H119ZM137 59L141 60V61H139V62L141 63L140 65H141V66L143 65V66H142V69H140V70H138L140 65L138 64V65H139V66H138V65L136 64V63H138V62H137V61H138ZM149 59H150V60H149ZM182 59H184V61H182ZM256 59H254V61H256V62H254L253 59L251 60V61H253V64H250V66H249L248 64L245 65L244 70H242V69H243V66H242V69L239 68V69H237V70L235 71V75L238 73L237 76L234 75V76H235V79H236L235 81L242 80V81H240V82L238 81V82L241 83V84L247 83V79H248L247 77H248V76L250 77L252 71H251V73H250V71H249V72H248L249 74H247V75L244 76V73L246 72L245 69L247 68L246 66H249V67L251 68V65L255 66L257 63H259V66H260V67H259V70H258V76H256V77H257V82H256V84H257V88L263 83L261 80H263V78H264V77L262 78V76H264V74H263L264 72H263L262 74H260V72L264 71V65L261 66V64H264V62H263V61H262V62H261V61L258 62V61H257L258 59H257V60H256ZM20 60H21V61H20ZM55 60H56V61H55ZM86 60H87V61H86ZM96 60H97V59H96ZM96 60H95V61H96ZM104 60H106V59H104ZM142 60H145V61L148 60V61H147L146 63L143 62V64H142ZM174 60H176V63H177V62H178V63H181L180 65H182V67H184V68L182 69L181 66L179 67V64H178V63L176 64ZM13 61H15V62L13 63ZM93 61H94V59H93ZM111 61H113V62L111 63ZM116 61H117V62H116ZM126 61H129L130 64L133 63L132 65H133L134 69H136V70L132 69L133 67L129 64L130 67H131V70H130V69L128 68V67H129L128 63H129V62H126ZM149 61H150V62H149ZM154 61L156 62V60H154ZM2 62H3V60H2ZM5 62L0 63V64L3 65V64H5ZM27 62H28V63H27ZM87 62H90V65H89ZM108 62H110V65H109ZM121 62H122V63H121ZM182 62H184V63H182ZM248 62H249V61H248ZM248 62H246V63H248ZM86 63H87V64H86ZM105 63H104V64H105ZM149 63H150V64H149ZM174 63H175V64H174ZM251 63H252V62H251ZM255 63H256V64H255ZM260 63H261V64H260ZM24 64H25V63H24ZM24 64H21L22 68L20 69V66H19L20 63H19V65H18V66H19V71H18V72H22V71H24V70L27 71V70L30 69V67H29V69H27V68H26V65L24 66ZM97 64H98V63H97V61H96V65H97ZM144 64H145V66H144ZM148 64H149V65H148ZM152 64H153V65H152ZM173 64L175 65V67H176V66L179 67V68H180V71H179V69H177V68H175V67H172ZM254 64H255V65H254ZM77 65H78V66H77ZM81 65H83V66H81ZM127 65H128V66H127ZM135 65H136V66H135ZM146 65H147V66H146ZM174 65H173V66H174ZM257 65H258V64H257ZM23 66H24V68H23ZM59 66H62V67L59 68ZM79 66H80V67H79ZM84 66H85V68H83ZM94 66H95V64H94ZM103 66H104V65L102 64L101 69L104 68ZM141 66H140V67H141ZM148 66H149V67L151 66L150 69L152 68V66H154L155 68H152V69H151L152 71H151V70L149 69ZM161 66H162V67H161ZM185 66H186V67H185ZM3 67H4V66H2V68H3ZM6 67H5V68H6ZM27 67H28V66H27ZM42 67H43V68H42ZM44 67H47V68H44ZM66 67H67V68H66ZM77 67H79V68H77ZM95 67H96V66H95ZM135 67H136V68H135ZM137 67H138V68H137ZM143 67H144V69H143ZM145 67H146V69H145ZM156 67H159V68L156 69ZM171 67H172V69L174 68V70L171 69V73L169 74V69H170ZM0 68H1V67H0ZM13 68L15 69L16 72H14V69H13ZM25 68H26V69H25ZM92 68H93V67H92ZM147 68H148V70H147ZM160 68H161V69L163 68L162 70H163L164 72H166V73L164 74V72L161 71ZM11 69L13 70L14 73L12 72ZM16 69H17V70H16ZM66 69H67V71H66ZM124 69H126V70H124ZM128 69H129V70H128ZM153 69H154V70L156 69L155 71L158 70V72L160 71V72H159L160 75L158 74V72H157V73L154 72V74H156V75L153 76L154 78H155V76L158 75V77H156L155 79L152 77V75H153V71H154ZM175 69H176L177 71H176ZM260 69H261V70L263 69V70L261 71ZM3 70H4V72H3ZM30 70H31V69H30ZM30 70H29V71H30ZM122 70H124V71H122ZM132 70H134V72L138 70V71L141 73V75H140V73H139L138 71H137V72L139 73V75L141 76L142 79H143L144 77L147 79L148 77H146V75L148 74V72H150L149 75H151V77L149 78V82H146V81H147L146 79L141 80L140 76H139L136 72H135V73L138 75V77L135 75V73H134V75H135L136 77H135V76L132 77V75H133V71H132ZM182 70H183V72H181ZM241 70H242V71H241ZM248 70H251V69H248ZM29 71H28V72H29ZM97 71H99V73H98ZM103 71H102V72H103ZM125 71H127V72L129 73V75H130V73L132 74L131 76H129L130 78L127 76L128 73L125 74ZM130 71H131V72H130ZM243 71H245V72H243ZM6 72H8V73L10 72V73H9V74H10L9 76H10L11 78L8 76V73H6ZM30 72L32 73V70H31ZM58 72H57L56 74H58ZM75 72H74V73H75ZM85 72H86V73H85ZM102 72H101V73H102ZM161 72H162L163 76H162ZM172 72H173V73H172ZM11 73H13L12 76H11ZM59 73H60V72H59ZM84 73H85V74H88V75H84ZM143 73H144V74H143ZM178 73H179V74L181 73V74L179 75L180 79H179V77H178V75H177ZM190 73H191V72H190ZM241 73H243V75H242ZM246 73H247V72H246ZM246 73H245V74H246ZM19 74H20V75H19ZM35 74H36V76H35ZM56 74H55V76L58 77V78H59L60 76H62V75H60V74H59V75H56ZM61 74H64V73L61 72ZM114 74H115V75H114ZM142 74H143V75L146 74V75L143 76ZM182 74H183L184 77L182 76ZM17 75H18V76H17ZM30 75H31L32 77L34 76V80H35V77H37L35 81H36L37 84H38V81H39V83H40L41 85H40V84L37 85V84L34 82V80H30V79H33ZM81 75H82V76H81ZM90 75H91V74H90ZM123 75H126V76H123ZM164 75H165V77H167V79L169 78L170 80H167V79L164 77ZM175 75H176V76H175ZM187 75H188V74H187ZM187 75H186V76H187ZM238 75H239L240 77H239ZM241 75H242V79H239V78H241ZM260 75H262V76H261L262 79L260 78V80L258 81V78L260 77ZM38 76H39V77H38ZM69 76L71 77L70 80H69ZM76 76H77L78 80L76 79ZM102 76H103V77H102ZM161 76H162V78H161ZM174 76H175L176 79H178V80H176ZM15 77H17L16 80H14ZM62 77L64 78V75H63ZM74 77H75V78H74ZM98 77H99V79H98ZM106 77H107V75H106ZM114 77H115V78H114ZM124 77H125L127 80H125ZM177 77H178V78H177ZM181 77H183V78H184L185 80H187V81L185 82V80H184L183 78H181ZM236 77H237V78H236ZM238 77H239V78H238ZM245 77H246V78H245ZM21 78H22V79H21ZM23 78H24V80H23ZM25 78H26V79H25ZM38 78H39L40 80H39ZM101 78H102V79H101ZM107 78H108V77H107ZM107 78H105V79H107ZM110 78H108V79H110ZM128 78H129V79H128ZM135 78H136V79H135ZM158 78H160V79H159L160 82H159V80L156 81V79H158ZM164 78H165V81H164V82H166V84H167V88H166V84H165L164 82L161 81L162 79L164 80ZM172 78H174L176 81H175L174 79H172ZM243 78H245V79H244L245 81L243 80ZM11 79H12V80H11ZM43 79H42V80H43ZM66 79L64 78V81H65ZM74 79H76V80H74ZM114 79H115V80H114ZM123 79H124V81H122ZM137 79H138V80H137ZM151 79H153V80H155V81H151ZM181 79H183V80H181ZM37 80H38V81H37ZM59 80H61V77L59 78ZM62 80H63V79H62ZM100 80L102 81L101 83H100ZM103 80H104V81H103ZM136 80L139 81L138 84L135 83ZM166 80H167V81H166ZM171 80H172V81H171ZM173 80H174V82H173ZM179 80H181V82L186 83V84H184V85L182 84V85H181V82L176 83V82L179 81ZM16 81H17V82H16ZM19 81H20L21 84L23 83V84H22L23 87L18 89V88H16V86H13V83L16 82L15 84H17V83L19 84ZM21 81H27V82H21ZM53 81L55 82V84H57L58 87H57L55 84H54V85H55L57 88H60V89H61L60 91H59L54 85H50V86H51V89H53V90H51L50 87H49L48 85H45V84H47V83H48V84H50V83L53 84ZM142 81H143V82H142ZM170 81H171V82H170ZM192 81H193V82H192ZM194 81H195V82H194ZM10 82H11V83H10ZM32 82H34L35 85H36L37 87H40V90L43 89V88L41 87L42 84H44L45 86H47V88H46V87L43 85V87H44L43 91L46 90V89H49L50 92L48 91V93H49L48 95L44 94L45 91H44V93L42 92L41 94H43L44 97H45V96L49 97V96L51 95V93H52V92L54 93L56 90H58V91L60 92V93H59L58 91H56V92L54 93V95L56 94L55 96H57V98H55V100H56L57 102L55 101V103H56V106L59 108V110H60V109H61V110L64 109L65 111H61V110H60L59 113H57V115H55V116H57V117H55V116L53 115V118H54V117H55V118H59L60 116H62L61 118H62V120H63V119H65L66 117H68L67 115H65L66 117L64 118L63 115H64V114H69V118H68L67 121H70V122L72 121V123H73V119L76 118L75 120H78L77 118L79 117V122H80V120H81V123H79L78 121H75V120H74V122H75V123L77 122V124L79 123V124H81V125H77V124H75V123L71 124V123L67 122L66 119H65V121H60V118L58 119L59 122L54 121V119L51 118V117H52L51 114L56 113V111H58V108H56L55 104H52L54 101H53V102H50V101H51L50 98H47V99H49L50 101L47 100V101H45V102L42 104V105H46V106H44L45 109L43 108L42 105L40 106V108H33V107L29 108V107H27V105H28L27 101H28L29 97L31 96V94H29V93H33V92L40 91L38 88L35 89L36 86H35V85L33 86V83H32ZM104 82H105V83H104ZM130 82H131V81H130ZM152 82L154 83L155 86H154V85H151ZM155 82H156V84H155ZM157 82L162 83V84H160V85L162 86V88L160 87V89H159V87H157V86H158V83H157ZM167 82H168V83H167ZM187 82H188V85H191L192 83L195 84L194 87L196 86L195 88L201 90V92H200L199 90H196V89H191V91H190L189 88H191L193 84H192L191 86H188V85H187ZM238 82H237V83H238ZM92 83H93V84H96V86L99 87V88H97L96 86H94ZM112 83H114V84H112ZM140 83H141V84H140ZM144 83H148V84H144ZM163 83H164L165 85H164ZM169 83H171V84H169ZM174 83H176V84H174ZM232 83H233V82H232ZM237 83H236V84H237ZM259 83H260V84H259ZM15 84H14V85H15ZM21 84H19L20 86L18 85V87H21ZM90 84H91L92 86L89 88ZM102 84H105V85L107 84L109 88H108V87L106 88L107 85L105 86V85H102ZM134 84H135L136 86H135ZM143 84H144V85H143ZM179 84H180V87L182 86V87H181V90H182V91L185 89L186 86H188V87H186L187 90H186L185 92H184V91L181 92L180 89H179L180 87H177V86H179ZM206 84H207V86H206ZM236 84H235V85H236ZM241 84H240V86L244 89V86H242ZM258 84H259V86H258ZM4 85H5V86H4ZM39 85H40V86H39ZM99 85H101V86H99ZM109 85H110V86H109ZM111 85H112V87H114V88L117 90V91L115 90L116 92H118V93H119V92L122 93V94H123V95H122L123 97L121 96V94H117L115 91H113L114 88L112 89ZM113 85H114V86H113ZM147 85H148V87H147ZM160 85H159V86H160ZM163 85H164V86H163ZM169 85H170V86H169ZM171 85H172V86H171ZM244 85H245V84H244ZM52 86H54V88H52ZM70 86H69V87H70ZM84 86H85V88L87 89L88 92L85 90ZM93 86L95 87L94 90L96 91V94H97V95H100V94H101L102 98H101L100 96H98L99 98H97V95L94 94L95 91L92 90V88H94ZM102 86L106 88V89L104 90L105 92L102 90V89H104ZM124 86H123V88H124ZM134 86H135V87H134ZM153 86H154V88L156 87V88L154 89L155 91H154V90L151 91V90L153 89ZM175 86H176V87H175ZM200 86H203V88H204L205 86H206V88H207L208 86H210V87H208L207 89L204 88L205 91H202L203 88H202V87L200 88ZM13 87H15V88H13ZM69 87L67 88L68 90H69L70 88L72 89V87H70V88H69ZM110 87H111V88H110ZM143 87H144V89H143ZM163 87H164V88H163ZM234 87H235V86L233 85V87L230 88V92H231V90H232ZM236 87L239 89V85H238V86L236 85ZM236 87H235V90H232L234 93H235V92H236V93L238 92V91H236V90H238ZM241 87H240V89H241ZM28 88L30 89V90H29L30 92L28 91ZM32 88H33V90H37V91H33ZM55 88H56V89H55ZM74 88H73V90H74ZM101 88H102V89H101ZM150 88H152V89H150ZM177 88H178V91H177ZM209 88H210V89H209ZM10 89H11V90H10ZM71 89H70V90H71ZM88 89H90V91H89ZM109 89H110V90H109ZM129 89H130V90H129ZM148 89H149V90H148ZM163 89H165V90H163ZM172 89H175L177 93L175 92V90H172ZM208 89H209V90H208ZM15 90H16V92H13V91H15ZM17 90H20V91H17ZM31 90H32V91H31ZM64 90H63V91H64ZM80 90H79V91H80ZM84 90H85L87 93H89V92H91V91H92L93 93H89V94H87L86 92H84ZM98 90H100V91H98ZM101 90H102V91H101ZM160 90H163V91H161V93H159L158 91H160ZM195 90H196V91H195ZM263 90H264V89H263ZM9 91H12V92L9 93ZM46 91H47V90H46ZM97 91H98V92H97ZM109 91H110V92H109ZM167 91H168V92H167ZM171 91H172V92H171ZM193 91H194V94H193ZM17 92H18V93H17ZM99 92H100V94H99ZM106 92H108V93L113 92V93H111L112 95H113V94H114V95L117 94V95L113 96L114 98L112 97V99H110L108 96L110 95V97H111V94H108V93H106ZM153 92H154V94H153ZM173 92H174L175 94H174ZM180 92H181V94H180ZM207 92H206V93H207ZM230 92H229V96H228V93H227V96H226L227 98L225 97L226 100H228V98H231V97L233 98V97L235 96V94H236V93H235V94L233 93L234 95H231L232 92H231V94H230ZM15 93H17V94H15ZM39 93H40V92H39ZM46 93H47V92H46ZM53 93H52V94H53ZM105 93H106L108 96H106ZM163 93H165V94H163ZM244 93H246V92H244ZM21 94H22V95H21ZM27 94H28V95H27ZM80 94H81V96H80ZM84 94H85V95H84ZM91 94H93V95H91ZM102 94H103V95H102ZM130 94H131V95H130ZM138 94H139L140 96H139ZM158 94L161 95V96L167 95V97L164 96V97L166 98V101H168V100L170 99V101L174 103L173 105H178L177 102L180 101V104H181V105L179 104L180 106L177 107V108H179V111L177 110L176 107H174V106L172 105V103H171L170 101L165 102V99H163V100H164V103H163V100H161L162 102L160 101V104H162V105H159V102H158V101H155V99L157 100V99L159 98ZM162 94H163V95H162ZM168 94H170V97H169ZM176 94H177V95H176ZM195 94H197V96H198L197 98H196V96H193V95H195ZM198 94H199V95H198ZM17 95H18V97H17ZM20 95L22 96V98H19ZM83 95H84V96H83ZM132 95H133V98L135 97V99L132 98V101L135 100V101H134L135 103H133V104H131L132 101H131V99H130V98L132 97ZM171 95H172V96H171ZM173 95H174V96H173ZM205 95H206V94H205ZM205 95H204V96H205ZM243 95L245 96L244 98L246 99V98H247L246 95L248 96V93H247V94H243ZM21 96H20V97H21ZM25 96H26V97H25ZM51 96H52V100H54V99H53V98H54L53 95H51ZM72 96H71V97H72ZM78 96H79V97H78ZM103 96H105L104 98L108 97V99L110 100V105H109V100H108L107 98H106V101H107V102L104 101L105 99L103 100ZM117 96H118V97H117ZM119 96L121 97L120 99H123V100L125 99L126 96H127V97L130 96V97L128 98V99H129V103H125V100H124V101L122 100L123 102L121 103V100L119 99ZM138 96H139V97H138ZM157 96H158V97H157ZM161 96H160V98H159L158 100H160V99L163 98V97H161ZM180 96L182 97V99H183L182 101H183V102H181V100H179V99H181ZM16 97H17L18 99H17ZM24 97H25V98H24ZM59 97H60V96H59ZM147 97H148V99H147ZM205 97L208 98L207 96H205ZM205 97L201 96V98H203V99H205ZM211 97H214V101H215L216 98H217V97L215 98V96H211ZM115 98H116V100H118L121 104H118L119 102L116 103V104H118V105L116 106L117 109H115V111L113 112L114 109H111V110H109V109L112 108V107L114 108V106L116 105V104L114 103V102L116 101V100H114ZM117 98H118V99H117ZM137 98H139V99H137ZM168 98H169V99H168ZM232 98H231V99H232ZM5 99H6V100H5ZM19 99H20V100H19ZM128 99H126V100L128 101ZM145 99H147V101H146ZM174 99H176V101H177V99H178V101L175 102ZM210 99H211V98H210ZM212 99H213V98H212ZM221 99H223V98H221ZM262 99L264 100V98H262ZM262 99H261V100H262ZM16 100H17V101H16ZM66 100H67V103L64 102V105L70 103V102L68 101V99H66ZM66 100H64V101H66ZM246 100H247V99H246ZM263 100H262V102H264ZM10 101H11V102H10ZM103 101H104V102H103ZM141 101H142V103H141ZM143 101H144V102L146 101L145 104L148 103L147 105H145V106H147L146 108H145V106H144V104H143V103H144ZM228 101H230V99H229ZM9 102H10V103H9ZM91 102H90V103H91ZM116 102H117V101H116ZM130 102H131V103H130ZM153 102H155V105H152ZM156 102H157V103H156ZM185 102H186V101H185ZM185 102H184V107L187 106V104H186ZM49 103H50V105H52V106H49ZM73 103H72V105H73ZM79 103H80V105H81V103H82V105H81L82 107H83V104H85V105H84V106H85V109L83 108V110H85V111H81V110H82V107L79 105ZM112 103H114V104H113L114 106H111ZM123 103H124V105H125V106H124V109H123V108H120V107H123ZM170 103H171V104H170ZM178 103H179V102H178ZM12 104H14V106L16 105V106L19 107V108H16V109H14V110L9 109L8 106H11ZM70 104H71V103H70ZM126 104H127V105L131 104V105H129V109L132 107L131 110H132L133 113H132L129 109H127L128 106H127ZM134 104H135V105H134ZM136 104H137V105H136ZM138 104H139V105H138ZM142 104H143L144 109H143V107H142ZM163 104H165V105H163ZM249 104H250V105H249ZM254 104H255L256 106H255ZM74 105H75V104H74ZM91 105H92V106H91ZM170 105H172L175 109L172 108V106H170ZM238 105H239V104H238ZM252 105L255 106V107L253 106V110L256 109V108H258V107L261 109V110L258 109V111H255V110H254L255 112L252 113V116H255V114H257V115L255 116V118L251 117V118H253V121L250 119L251 112H252V110H251V109H252ZM258 105H259V106H258ZM67 106H69V105H67ZM67 106H66V107H67ZM75 106H76V105H75ZM86 106H87V107H86ZM107 106H109L110 108H108ZM130 106H131V107H130ZM135 106H136V107H135ZM137 106H138V107H137ZM140 106H141V108H140ZM150 106H151V107H150ZM166 106L168 107V110H169V112H167V114H166V112H164V111H167V110H164V111H163V108H164V107L166 108ZM169 106H170V107H169ZM257 106H258V107H257ZM79 107L81 108V110H80ZM104 107L107 108V109H105ZM116 107H115V108H116ZM126 107H127V108H126ZM156 107H157V108H156ZM158 107H159L160 110L158 109ZM161 107H162V110H161ZM230 107L232 108V106H230ZM75 108H77V110L81 111V114H82V113L85 114V116L81 115L80 112L77 111ZM78 108H79V109H78ZM136 108H138V109H136ZM139 108H140L142 111H141ZM147 108H148V109H147ZM155 108L157 109V111L159 110V111H158L159 113H157L158 115H161L162 113H160V112L163 111L167 116H165V114L163 113L164 115H161V116L164 117V118H162V117L160 116L162 119H159V116L155 113V112H156V109H155ZM165 108H164V109H165ZM170 108H172L174 111H173V110L170 111ZM182 108H183V110H182ZM42 109H44V110H42ZM46 109H47V110H46ZM52 109H53V110H52ZM95 109H96V110H95ZM120 109H123V110L120 112ZM133 109H134V110L136 109V110H137L136 112L139 113L140 115H139V114H136V112H135ZM154 109H155V111H154ZM166 109H167V108H166ZM243 109H244V110H243ZM27 110H28V111H27ZM35 110L37 111V112H36L37 114L35 113ZM74 110H76L75 113L77 112V113L80 114V115H78L77 113H76V114H77V115H76V114L74 113ZM117 110H119V111H117ZM124 110H127V111H125V112H127V113H128V110H129L128 115H126V113L124 112ZM175 110L177 111V113H176ZM181 110H182V111H181ZM259 110H260L261 112H262V111H263V112L260 113ZM15 111H16V112H15ZM19 111H20V114H18ZM30 111H31V113H33V111H34L33 116H32L31 113H29V116H28V112H30ZM38 111H39V113H38ZM91 111H90V112H91ZM101 111H102L103 113H102ZM111 111H112V112H111ZM116 111H117V116H118V117H116V115H115ZM244 111H245V112H244ZM9 112H11L10 114H12V115H11L12 117L10 116ZM17 112H18V113H17ZM24 112H22V113H24ZM26 112H27V113H26ZM46 112H49V114L51 113V114H50V115H51V117H50L51 119H50V120L47 119V118H49V116H50L49 114H48L49 116H47V115L45 116V115H44V114H47ZM60 112H61V114H62V113H64V114L60 115ZM71 112L74 114V116H73L72 119H71L72 114H70ZM87 112H86V113H87ZM90 112H89V115H91V113H92V115H93V116H92V115L90 116V118L93 117V118H92V119H93V120H92L93 122H94V121L97 122V119H98V118L100 119V120L98 119V122H99V123H96V122L93 123V122L90 121V122L92 123V126H96V127H97V125L99 126V124L101 123L100 121H101L102 115H99V117L96 118V116H98V115H95V114H93V112H91V113H90ZM118 112H119V113H118ZM150 112H152V113H150ZM153 112H154V113H153ZM171 112H172V113L174 112V113L172 114ZM13 113H16V114H13ZM112 113H114V114H113L114 116L112 115ZM122 113H123V114H122ZM124 113H125V114H124ZM131 113H132V114H131ZM134 113H135V115H134ZM169 113L172 114V115H170ZM244 113H245V114H244ZM247 113H249L250 116H249V115L247 116V115H246ZM258 113L260 114L259 116H258ZM25 114H23V115L26 117ZM34 114H36V115H34ZM41 114H43L44 117H43ZM121 114H122L123 116L126 115V116H125L126 118L123 117ZM148 114H149V115H148ZM153 114H154V116H153ZM155 114H156V116H158L156 119H159L160 121H162V123H164L163 121L166 120V118L168 119V116H169V117L172 116V117L170 118V119H172V121H170V119H169V120L166 121L165 123L168 122V123H170V124H171L172 126H174V127L171 126L172 128L170 129L168 125L164 126L165 123L162 125L161 122L158 123V124H159V125H158L159 127H158V126H157V123H156V119H154V117H156ZM212 114H214V113H212ZM30 115H31L32 117H31ZM37 115H38V116H42V117H41L42 119L45 118V119H47V120L45 121V119H44V122H43V120H42L41 118H39ZM58 115H60V116H58ZM70 115H71V116H70ZM87 115H88V113H87ZM94 115H95V116H94ZM137 115H138V116H137ZM24 116H23V117H24ZM34 116H35V118H37V119H35ZM80 116H81V117H80ZM103 116H104V115H103ZM119 116H121V117H119ZM147 116L149 117V118H148V122H147ZM173 116H175V119H176V120H175V119L173 120V118H174ZM237 116H238V118H237ZM243 116L241 115V117H243ZM260 116H261L262 120H261ZM10 117H11L12 119H11ZM23 117H22V118H23ZM28 117H29V118H28ZM82 117H83V118H82ZM113 117H114V118H113ZM115 117H116L117 119H116ZM129 117H130L131 119H129ZM137 117H139V118H137ZM233 117H234V118H233ZM248 117H249V118H248ZM256 117H258V118H256ZM33 118H34L35 120H33ZM81 118L84 119V120L86 119V120H85L86 122H83V123H82L83 120H82ZM95 118H96V120H94ZM134 118H135V119H134ZM200 118L203 120L202 117H200ZM200 118H199V119H200ZM236 118H237V119H236ZM10 119H11V120H10ZM38 119L41 120V121L39 122ZM70 119H71V120H70ZM122 119H123V120H122ZM128 119H129V120H128ZM132 119H133V120H132ZM145 119H146V120H145ZM152 119L155 120L154 125H155V127L157 126L156 128H159L160 131L157 130V131H158V132H157V131H155L156 128H155V127H154V128L152 127L153 122H154V121H152ZM201 119H200V120H201ZM211 119H212L214 122L211 121ZM249 119H250L251 121H250ZM256 119H257V120H256ZM259 119H260V120H259ZM20 120H23V121H22L23 123H21ZM36 120H37L38 122H37ZM56 120H57V119H56ZM115 120H116V121L118 120L117 123L119 124V125H118L119 127L115 126V125H117V123H116ZM124 120H125V121H124ZM159 120H157V122H158ZM254 120H255V121H254ZM35 121H36V123H34ZM119 121L121 122V125L123 124L122 126L120 125V122H119ZM122 121H123V122H122ZM137 121H138V123H137ZM149 121L152 122V125H151V123L148 125ZM174 121H175V122H174ZM209 121H211V122L209 123ZM232 121H233L234 124L230 125V123H232ZM41 122H42V123H41ZM55 122H56L57 124H58V123L60 124V122H64V123H61L60 125H55V126H54L53 124H55ZM65 122H67V124L69 123L70 126H71V125L73 126V128H72V126H71V129H74V128L77 126V129H75L77 133H79V131H77V130H79V129H78L79 126L82 127L81 130H83V128H85V129L83 130V132H82L83 135H82V134H81V135H78V134H75V133H74V134L76 135V136L74 137V135H73V133H72V130H71V129L68 130L69 125H66ZM127 122H128V123H127ZM141 122H142V123L144 122V123H146V124H144V123L141 124ZM207 122H208V123H207ZM212 122H213L214 124H213ZM20 123H21V124H20ZM46 123H47V124H46ZM91 123H90V125H91ZM168 123H167V124H168ZM22 124H23V125H22ZM31 124H32V126H31ZM95 124H97V125H95ZM126 124H128V125H126ZM139 124H140V125H139ZM160 124H161V125H160ZM226 124H227V123H226ZM241 124H244V125H245V126L243 125L244 128H242V125H241ZM254 124H255V123H254ZM75 125H76V126H75ZM135 125H137L138 127H136ZM145 125H147L148 127L151 126L153 132H157V133H159L158 135H156L157 133H155L156 138H157V139H155V140H156L157 142H158L159 140H160V141H161V140H162V141L164 140L163 143L160 142V143H162V144H160L159 142H158V143H157V142H156V143L153 142V140H154V138H155V135H154V138H153V140H152V138H150V137L153 136V132H152L151 130H148L149 128L146 127ZM154 125H153V126H154ZM211 125H214V127H216V128L212 127V129H211ZM218 125H219V126H218ZM47 126H48V127H47ZM58 126H59L61 129H63V131H60V132H59L60 128H59ZM61 126H63V127H61ZM74 126H75V127H74ZM100 126H101V124H100ZM123 126L126 127V128H122V129H124V130L121 129V127H123ZM129 126H130V128H129ZM140 126H141V127H140ZM160 126H163V128H165V129H166V127L169 128V129H166V131H164V129H163L162 127H160ZM239 126H240V127H239ZM34 127H35V126H34ZM34 127H32L31 129H34ZM40 127L36 125L35 130H32V131H36L37 128H38V129H39L38 132H39V131H41V130H40ZM44 127H42V128H44ZM64 127H65V128H64ZM115 127H116V128H115ZM142 127H145V128H142ZM42 128H41V129H42ZM58 128H59V130H58ZM69 128H70V127H69ZM79 128H80V127H79ZM173 128H174V129H173ZM240 128H241V129H240ZM53 129L58 130V132L55 131V130H53ZM64 129H65V130H64ZM66 129H67V130H66ZM92 129H93V130H92ZM120 129H121V130H120ZM132 129H136V130H137V129H138V130L140 129L139 131H138V130H137V131L135 130V132H138L139 134L141 133L142 130H144V132H146V135H147L148 133H152V134H151L152 136L149 134V135H150L149 138L152 140V141H150V146H149V144H148V143H149V141H148L149 139L147 138L148 136L146 137L147 139H144L145 142L148 141V143H145V145H148V146H145V145H144L143 140H142V142H141V145L139 144L140 141H141V139H143L144 136H146V135H143L142 133H141L142 136H139L138 133H136L137 136L140 137V140H137V138L133 139V138H134V135H135V137H137V136H136L135 132H134V134H133ZM145 129H146L147 131H145ZM150 129H151V128H150ZM227 129H228V130H227ZM42 130H43V129H42ZM44 130H45V129H44ZM44 130H43V131H44ZM47 130H48V129H47ZM47 130H46V131H47ZM81 130H80V133H81ZM88 130H89V131H87V132H91L90 129H88ZM161 130H163V131H161ZM173 130H174V131H173ZM229 130H231V131H229ZM243 130H242V131H243ZM54 131H55V132H54ZM70 131H71V133H72L71 135H70V133H69ZM148 131H149V132H148ZM150 131H151V132H150ZM207 131H208V132H207ZM227 131H228V134H227ZM74 132H75V131H74ZM121 132H123V133L121 134ZM129 132H132V133L129 134ZM142 132H143V131H142ZM147 132H148V133H147ZM160 132H162V133H160ZM163 132H165V134H167V135H165ZM225 132H226V133H225ZM29 133H30V134H29ZM99 133H98V134H99ZM126 133H128V134H126ZM224 133H225V134H224ZM53 134H55V136H53ZM68 134H69V135H68ZM85 134H86V133H85ZM161 134H162V135H161ZM163 134H164V135H163ZM77 135H78V136H77ZM92 135H94V136H92ZM127 135H128V136H127ZM159 135H160L161 137H157V136H159ZM34 136H36V138H35ZM43 136H46V137H43ZM68 136H70V137H69V140H67ZM72 136H73V137H72ZM81 136H82L83 138H82ZM85 136H86V137H85ZM89 136H90V135H89ZM96 136H97V137H96ZM132 136H133V137H132ZM213 136H214V137L217 136L218 138L215 137V139L217 138L218 141H217V139H216V140L213 139V140H214V143H211V142H213V141H211L212 138H214ZM227 136H226V137H227ZM42 137H43L44 139H43ZM77 137H78V138L80 137L79 139H80L81 141L84 140V142H85L86 144H85L84 142H80V143H79V142H78L79 140H78ZM84 137L87 138V139H89V140L86 139L87 141H85ZM139 137H138V138H139ZM208 137L210 138V140L208 139ZM37 138H38V139H37ZM72 138H73V139H72ZM81 138H82V139H81ZM158 138H159V139H158ZM163 138H165L166 140L163 139ZM29 139H27V140H28V141H32V140H29ZM71 139H72L73 141H71ZM76 139H77L78 141H77ZM131 139H132L134 142H133ZM50 140H51V141H50ZM99 140L102 141V140H103V137L100 138V139H98V142H99ZM126 140H127V141H126ZM146 140H147V141H146ZM175 140H176V141H175ZM28 141H27V142H28ZM76 141H77V142H76ZM92 141H95L96 143H95V142H92ZM137 141H138L139 143H137ZM171 141H172L173 144H175V143L178 142V144H180V145L177 146V148H178V147H180V148L182 147L180 150H182L183 152H184V150L187 151V150L190 148V150H188V151H190V152H189L190 154H189V153L186 154L187 157H189V161L187 162L188 164H187V163L185 164V166L188 165V166L186 167L187 170H186L185 167H183V169L185 168V170H186V171L184 170V173L188 171V172H187L188 174H186V173H185V174H182V173H183V172H181V171H183V169H182V170H180V174L185 175V176H182V175H180V174L178 173V175L176 174V178H173L175 175H172V176H173V177L171 176L172 179L169 177L168 180L166 181L165 185H166V184L168 185V183H169L170 186L172 185L171 187H169V188L171 189V191L174 190V189H175V186L173 187V184H174L176 181H178L179 179L181 180V176H182V177H184V180H185V179H188V180H186V182H184V183H186V184H184V185H187V183H189V182H190V183H191V182H192V183L194 182V183H196L197 185H199L200 187H198L197 185H196L197 187H195V184H194V185H190V186L187 185V188H184V189H188V190L192 189L193 191H191V190H190V191H188V190L185 191L184 189H182V187L184 186V185L182 186L184 180H183V181L181 180L182 183H181V182H180V183H181V186H182V187H181L179 184H178L179 187L177 186L176 183H175V184H176L177 188L180 189L179 192H181V191L184 190V192H182V193H184V196H183L182 193L179 195V192L177 191L178 189L172 191V192H174V193H172V194L174 195V196H173L172 194H170L171 191H169V190L166 191V190L168 189L167 187L169 186V185H168V186L166 185L165 188H167V189L164 188L165 191H163L162 193H160V195H158V197H157V196L154 197V198H153L154 200H153V199L145 198V197H144V195H145L144 192H146L145 190L147 189V185H148V182H147V185H146V187H145V181L148 180V178H149L148 176H149V175H152V174H150V173L158 172V171H160V170H159L160 168H161V170H162L163 168L165 169V167H166L165 165H166V163H167L166 161L168 160V158H169V156H170L169 154H171L172 157L170 156V159H169L170 164L167 163V167H166V168H171L172 165H174L173 163L177 160V158H178V160H179V159H181V158H179V157H183V155H182V154H183L182 151L179 152V149L176 150L175 148H171L172 146H174L173 144L170 145L171 147L168 148L169 145H168L167 143H170V144H171ZM210 141H211V142H210ZM215 141H217L218 143L215 144ZM221 141L223 142V140H221ZM69 142H68V143H69ZM126 142H128V143H126ZM174 142H175V143H174ZM83 143H84L86 146L88 145V147H87V148H84V147H86V146L83 145ZM131 143H132V144H131ZM136 143H137V144H136ZM152 143L155 144V145H152ZM164 143H166V144H164ZM209 143H210V144H209ZM79 144H80V145H79ZM81 144L83 145V148H81V147H82ZM93 144H94V145H93ZM95 144H96V145H95ZM123 144H124V145H123ZM128 144H130L131 146H129ZM138 144H139V145H138ZM221 144H222V143H221ZM52 145L49 144L50 147H51ZM61 145H59V146H61ZM73 145H74V146H73ZM100 145H101V143H100ZM163 145H168V146H164V150H166V151H167V149H170V148L172 149V150L170 149V150H171V153L167 154V157H168V158H167V159L164 158L165 161H163V162H166V163H163V162H162V160H164V159L159 160V159H160L159 156H160V157H163V154H164V153H165V155H166V151H164V150H163V151H164L163 154H162L161 152H159L160 150H162V149H161V146H163ZM218 145H219V146H218ZM78 146H77V147H78ZM98 146H99V145H98ZM123 146H124V147H123ZM156 146H157V147L160 146V148H157ZM212 146H213V145H212ZM99 147H100V146H99ZM122 147H123V148H122ZM129 147H130V148H129ZM150 147H152V148H150ZM154 147H156L158 150H157V149H155V150H157V151L159 152V153H157V151H155L156 154H162V155H158V158H157L158 160H157V161H156V157H155L156 155L154 156L155 153L153 154V157H152V154L146 156L148 153H152L151 151H152V149H153ZM132 148H133V149H132ZM149 148L151 149L150 152H148ZM162 148H163V147H162ZM185 148H186V149H185ZM193 148H194V150H193ZM203 148H204V149H203ZM84 149H86L87 151H86V150L84 151ZM119 149H123L124 151L121 150V151H122V153H121V151H120ZM129 149H130V150H129ZM144 149H145V150H144ZM147 149H148V150H147ZM200 149H202V150H200ZM206 149H207V150H206ZM221 149H222V148H221ZM72 150H71V151H72ZM131 150H132V151H131ZM170 150H168V152H170ZM174 150H176L175 152H173L174 154H175V153L178 154L177 151L180 153V156H179V154H178V156H176V154H175V156L177 157V158L175 157L176 159L174 158V155H173V153H172V151H174ZM191 150H192L193 152H191ZM195 150H196V151H195ZM198 150H200L199 152H201V154L199 153L200 155L197 154V155L200 157V159H202V157H203V159H204V157H205V160H203V159L200 160V159H199V160L201 161L200 164H199V161H198V163L196 164V162H197V160H198L199 157H198V156L196 157V154H194V151H195V153H196ZM216 150H217V149H216ZM49 151H50V152H49ZM51 151H52V150L48 147V149L46 150V153H45V154H47V153H51ZM68 151H69V150H68ZM125 151H126V152H125ZM129 151H130V153L132 152L133 154H132V153L130 154ZM146 151L148 152L147 154H146ZM186 151H185V152H186ZM69 152H70V151H69ZM75 152H78V154H76V155H77L76 157H75ZM153 152H154V150H153ZM168 152H167V153H168ZM192 153H193V154H192ZM197 153H198V152H197ZM55 154H56V155H55ZM70 154H71V156H72V152H71ZM129 154L132 156V158H131V156H130ZM139 154H140V155H139ZM144 154H145V155H144ZM60 155H61V156H60ZM78 155H80L79 158H78ZM81 155H82V156H81ZM165 155H164V156H165ZM186 155H185V153H184V157H183V158H186V157H185ZM201 155H202V157H201ZM214 155H215V156H216V155L219 156V157L216 156L218 160L215 159L216 157H215V158L213 157ZM69 156H70V155H69ZM89 156H87V157L89 158ZM98 156H101L102 158L100 159ZM137 156H138V157H137ZM143 156H144V157H143ZM145 156H146V157H145ZM150 156H151V157H150ZM190 156H192V158H193V156H194L195 159H197L196 161L193 162L194 159L192 160V158H191L192 162L194 163V165H193L194 167L191 165V164H193V163H191ZM227 156H228V157H227ZM83 157H85V155H84ZM97 157H98V159H97ZM126 157H125V158H126ZM139 157H140V158H139ZM147 157H149L148 160H149L150 158H153L152 161H153V162L156 161V162H155L154 164H153V162L150 161V160H149L150 162L148 161L149 163H148V162H145V161H147V160H146ZM154 157H155V158H154ZM206 157H207L208 159H206ZM212 157L214 158V160H213ZM220 157H222V158H221V161H220V159H219ZM74 158H75L76 160H74ZM77 158H78V160H77ZM125 158H124V159H125ZM144 158H146V159H144ZM173 158H174V159H173ZM72 159H73V160H72ZM133 159H134V161H133ZM63 160H64V161H63ZM79 160H80V161H79ZM84 160H85V161H84ZM98 160H100V162H99ZM101 160H102V161H101ZM103 160H104V162L106 161V163H104V164H106V165H103V163H102ZM170 160H171V161H170ZM172 160H174V162H173ZM187 160H188V159H187ZM211 160H212V161H211ZM215 160H217V161L215 162ZM66 161H65V162H66ZM77 161H79L80 163L82 162V164H83L84 162H86V164L84 163L83 165L81 164V165L78 166L77 164H78L79 162H77ZM94 161H98L97 165H99V166H98V167H95L96 169L94 168L93 172H91L92 170H90L91 173L88 171L90 174H92V176H93V175L96 176V175H97L96 173H99L98 169L101 171L100 167H102V166H103V167H104V166L108 167V168H107L108 170H109V168H110V172L114 173L113 176H115V180H116L117 175H118V174L120 175V176L118 175V177H117V178H118V179H117L118 182H116L115 180H114V181H111V182L109 183L108 187L101 189L100 192L98 193L97 199L99 200L100 204H102V206H103V205L105 206V205L107 204V207H103L104 210H105V209H107V210L101 212L102 214H101V213L99 214V212H98V208H99V207H98L97 203H95V194H96V192L93 193L94 191H96L95 189H93L94 187H93V188L90 187V190H89L88 192H86V194H85V199L87 198V200H85V199L83 198V199L85 200V204H84V200H83V201H81V200L76 201V198H74V197H76V196H73V195L76 194L75 192H74V193L72 192L71 195L66 196L67 200H66L65 197L61 198L60 200H57V198H56L57 196H55V194L57 193L56 190H58L59 186H61L62 183H63V184H65V183H67V184L70 183V184H71V183L75 182L76 179H77V177H78L81 173L84 172V168L86 169V167L89 165V163H92V162H94ZM137 161H138V162H137ZM139 161H141V163H142L141 165H142L143 167L140 165V162H139ZM158 161H159L160 163H159ZM202 161H203V163H202ZM51 162H53V163H51ZM54 162H55V163H54ZM121 162H122V161H121ZM132 162H135V164H133ZM157 162H158L160 165H157V164H158ZM161 162L163 163L162 165H164V164H165V165L162 166V165H161ZM171 162H172V163H171ZM189 162H190V164H189ZM210 163H209V165H210ZM218 163H217V164H218ZM146 164H147V165H146ZM148 164H150V165H148ZM155 164H156V165H155ZM168 164H169V165H168ZM171 164H172V165H171ZM201 164H202V165H201ZM67 165H68V166L70 165L71 168H72V166H73V168H72V169L70 168V169H71V170H70V169H68L69 167L67 168ZM84 165H86V166L84 167ZM128 165H129L130 167H129ZM131 165H133V166H131ZM138 165H139L140 167H142V168H141L142 170H141L140 167H139L141 173L139 172L138 168L135 167V166L138 167ZM189 165L192 166V168H190V169H192V170H191V172H192L191 174H190V171L188 170V169H189L188 167H190ZM195 165L198 166V168H197ZM207 165H208V163L205 165L206 168L203 170V173H204V174L206 173V172H204V171L207 170L208 167H209V165H208V166H207ZM52 166H54V167H55V166H59L60 168H58V167H55V168L53 167V168H52ZM77 166H78V167H77ZM80 166H81V167H80ZM82 166H83V167H82ZM155 166H157L158 169H157V167H155ZM170 166H171V167H170ZM75 167H76V168H75ZM131 167H132L133 169H135V170H136V169L138 170V171H133V172H136V173L139 172L141 175L144 174L143 176L140 175V176H141V177H140V176H139V173H137V175L140 177V178L137 177L138 179L136 178L137 182H139V183H141V184H142V182L144 183V186H143V184H142V185L140 184L141 188L138 186L139 183L136 184V186L133 185V184H135L134 182H136V180L134 179V178H135L134 175H136V174H135V173L133 174V172H130V173L133 174V176H134V177H133V176L129 173V171L133 170ZM134 167H135V168H134ZM146 167H147V168L150 167L151 172H150V170L147 169ZM63 168H64L65 170H66V169L69 170L70 173H71L72 175L69 174V175H70V177H69V176L67 175V173H69V172H68L67 170H66V171L63 170ZM79 168H80V170H81V168H82L83 171H82V170L80 171ZM143 168H144L145 170H144ZM53 169H55V172H53ZM74 169H76V170H74ZM130 169H131V170H130ZM153 169H154V170H153ZM156 169H157L158 171H156ZM193 169H194V170L196 169V171H194V172H196V173L198 172L199 175H197L196 173H194V172H193ZM197 169H198V170H197ZM56 170H57L58 172H57ZM59 170H60V171H59ZM96 170H97V171H96ZM108 170H107V171H108ZM112 170H113V171H112ZM152 170H153V171H152ZM95 171H96V173H95ZM116 171H117V173H116ZM147 171H148L149 175L147 174ZM207 171H208V170H207ZM63 172H64V173L66 172V173H65V174H66L65 176L63 175V174H64ZM108 172H109V171H108ZM110 172H109V173H110ZM143 172H144V173H143ZM145 172H146V173H145ZM59 173H60V174L62 173V175H60ZM142 173H143V174H142ZM110 174H111V173H110ZM189 174H190V175L195 174V176H196V177H195V180H196L197 177H198L199 179L197 178V179H198L197 181H190V180H192V179L194 180V175H192L193 178H192V176H191L192 179H189V178H190V177L188 178ZM218 174H219V173H218ZM59 175H60V177L58 178ZM129 175H131V176L129 177ZM137 175H136V176H137ZM146 175H148V176H146ZM179 175H180V176H179ZM62 176H63V177H62ZM71 176H72V177H71ZM126 176L129 177L128 180L126 179ZM145 176H146V177H145ZM177 176H179V179H177V178H178ZM186 176H187V177H186ZM200 176H201V177H200ZM203 176H204L205 178H204ZM61 177H62V179H61ZM64 177H65L67 180H68V178H69V181H68V182H67V181L65 182V178H64ZM132 177H133V179H132ZM144 177H145V178H144ZM185 177H186V178H185ZM208 177H209V176H208ZM235 177H236V179H235ZM70 178H71V179H70ZM110 178H111L112 180L114 179V178H112V175H111ZM141 178H143L144 180L146 179V180L143 181V179H141ZM201 178H204V180H205V179H206V180L209 179V183H206V182H208V180H207V181H204L203 179L200 180ZM60 179H61V180H60ZM72 179H73V180H72ZM125 179H126V181H125ZM139 179H141V180L139 181ZM169 179H170V181H173V179H174V181H175L176 179H177V180H176L175 182H172L173 184H171V182H168ZM70 180H71V181H70ZM129 180H131V181L133 180L134 182L132 181V183H129ZM235 180H236V181H235ZM58 181H59V182H58ZM63 181H64V182H63ZM86 181H90V180L87 179ZM127 181H128V183H127ZM188 181H189V182H188ZM200 181H201L202 183L205 182V183L208 185V186H207L208 189H210V190L207 189V187H206L205 184L200 183ZM167 182H168V183H167ZM178 182H179V181H178ZM198 182H199V183H198ZM233 182H234V183H233ZM124 183H125L126 185L128 184V187H130V188L126 187L127 189H125V187H123V186H125ZM192 183H191V184H192ZM200 184H201V185H200ZM227 184H228V185H227ZM229 184H230V185H229ZM236 184H237V183H236ZM58 185H59V186H58ZM115 185H117V187H116ZM132 185H133V186H132ZM204 185H205V188H206L208 191H207V190H203V189H204ZM55 186H57V187H55ZM192 186H193V187H192ZM202 186H203V187H202ZM53 187H55V190H54ZM115 187H116V188H115ZM132 187H133V188H132ZM137 187H139V188H137ZM144 187H145L146 189H145V190H142V188L144 189ZM172 187H173V189H172ZM185 187H186V186H185ZM188 187H190V188H188ZM191 187H192V188H191ZM201 187H202V188H201ZM112 188H113V190H114L113 192H115V193H112V191H111ZM135 188H136V189H135ZM193 188H194V189H193ZM196 188H197V189H196ZM223 188L226 189V191H227L228 193H227L225 190H221V189H223ZM72 189H73V188H72ZM130 189H131V191H130ZM134 189H135V190H134ZM138 189H139V190H138ZM181 189H182V190H181ZM201 189H202V190H201ZM117 190H118V191H117ZM126 190H127V191H126ZM133 190H134V191H133ZM140 190H141V191H140ZM198 190H199V192H198ZM215 190H216V192H218V193L215 192V194H213ZM54 191H55V192H54ZM136 191H137V193L135 194ZM196 191H197V192H196ZM200 191H201V192H200ZM224 191H225V192H224ZM229 191H230V192H229ZM10 192H14V191H13V190H10ZM108 192H109V194H108ZM126 192H128V193H126ZM139 192H140V193H139ZM142 192H143V193H142ZM167 192H168L169 195L167 194ZM185 192H186V194L190 193V194H189L190 198H189V196L187 197V195L185 196ZM187 192H188V193H187ZM191 192H192V194H191ZM219 192H223V193H225L226 196H224L225 194H224V195H220V194H222V193H219ZM111 193L114 194V195H110ZM122 193H123V194H122ZM130 193H131V194L134 193L135 195H139V194H140L141 198L139 199V196H135V195H133V194L131 195ZM164 193H165V195H163V198H164V199H163V198L161 199L162 194H164ZM198 193H199V194H198ZM203 193H205L206 196H205V194H203ZM249 193H250V194H249ZM93 194H94V195H93ZM107 194L110 195V196H108ZM116 194H118V196H116V199H119V201H118V200H117V201L114 200V199H115L114 196H115ZM142 194H143V195H142ZM177 194H178V195H177ZM194 194H195V195H194ZM218 194H219V195H218ZM227 194H229V197H230V198H229V197H228V198H225V197L228 196ZM230 194L235 195V196H230ZM236 194H238V195H236ZM48 195H50V194H48ZM119 195H120V196L123 195L124 197L122 196V199H121V198H117V197H120ZM171 195H172V196H171ZM193 195H194V196H193ZM214 195H218V197H216V196H214ZM70 196H71V197H70ZM90 196H91V198H90ZM93 196H94V197H93ZM107 196H108V198H109V197H111V198L108 199ZM131 196H133V197L135 196V199H136V200H135L133 197H132V198H129V197H131ZM160 196H161V197H160ZM167 196H168V197H167ZM176 196H177V197H176ZM181 196H183V197H181ZM191 196H192V197H191ZM211 196H212V197H215L216 199H215V198H212ZM53 197H51V199H54ZM88 197H89V198H88ZM112 197H113V199H112ZM136 197L138 198V200H137ZM142 197H143V199H142ZM184 197H185L186 199H189V200L187 201ZM204 197H205V199H211V201H213L215 204H217V203H218V204H217V205H213L214 203L211 202V201L209 200V202H211V203H213V204L211 205V203H209L210 205L208 204V207H211V206H213V207H211L212 209H211V208H208V207L206 206V204H205V203H208V202H206V201H208V200H204ZM206 197H207V198H206ZM208 197H209V198H208ZM237 197H238V199H237ZM252 197H253V198H252ZM47 198H50V196H49V197H46L45 200H46ZM103 198H104V199H103ZM144 198H145V199H144ZM157 198H158L159 200H155V199H157ZM180 198H181V201H180ZM182 198H183V200H185L184 202H183ZM235 198H236L238 201H237ZM240 198H241V199H240ZM250 198H252V199H250ZM63 199H64V200H63ZM89 199H90L91 201H93V202H92V203H93V206L96 207V205H97L96 208H93L92 203L88 205V201L90 202ZM107 199H108V200H107ZM133 199H134V200H133ZM146 199H147V200H146ZM177 199H179V201H180L178 204H177V202H178ZM213 199H214L215 201H214ZM234 199L236 200L237 203H235ZM239 199H240V200H239ZM48 200H49V199H48ZM62 200H63V202L65 201V202H64L65 204H63V205H66V206H63V209H65L66 213H65V211L62 209V203H63ZM111 200H112V201L114 200V201H116V202H112ZM125 200H126V201L129 200V202H125ZM142 200H143V201H142ZM150 200H151V201H150ZM166 200H167V202H166ZM169 200H171V202H170ZM203 200L205 201V203L203 202ZM251 200H252V201H251ZM255 200H257V202H256ZM262 200H263V201H262ZM70 201H71V202H70ZM80 201H81V202H80ZM123 201H124V202H123ZM130 201H132L133 203L130 202ZM139 201H140V202H139ZM141 201H142V202H141ZM144 201H145L146 204L143 203ZM146 201H148V204H147ZM149 201H150V202H149ZM152 201H154V203H153ZM160 201L163 203L162 205H164V203L166 204V203L169 202V203L172 205V207L174 206V207H173V208H174V211L172 210L173 208L171 209V207H170L171 205H170V204H168V206H167V204L164 205L165 208H164V206H162V207H163V211H162L161 204L159 203ZM163 201H164V202H163ZM172 201H173V202H172ZM198 201H201V202L203 203V205H202L203 207H202L201 205H196V203L199 204ZM216 201H217V202H216ZM221 201H222V202H221ZM229 201H230V202H229ZM254 201L256 202V203H254L255 205L253 204ZM260 201H261V202H260ZM52 202L54 203V200H53ZM66 202H67V203H66ZM75 202H78V203H75ZM174 202H176V203H174ZM185 202H186V203H185ZM194 202H195V203H194ZM201 202H200V204H201ZM232 202H234V203H232ZM238 202H240V203L238 204ZM135 203H136V204H135ZM138 203H139V204L141 203V204H140L141 207H140L139 205L137 206ZM142 203H143V204H142ZM152 203H153V204H152ZM172 203H174V204H172ZM183 203H184L185 205H184ZM226 203H227V204H226ZM70 204H71V205H70ZM72 204H73V205H72ZM82 204H84V205H82ZM95 204H96V205H95ZM109 204H110V206H109ZM149 204H151V205H149ZM156 204H157V205H156ZM158 204H160V205H158ZM175 204H177L176 206H178V205L180 204V205L183 206V207H181V206L179 205V207H180L181 209H179L178 207H177V209H176ZM182 204H183V205H182ZM225 204H226V205H225ZM228 204H229V207H230V205L232 206V204H233V206H232L231 208H233V207H236V208H233V209H230V208H229V209H228V207H227ZM15 205H17V204H14L13 206H15ZM54 205H56V203H55ZM74 205H75V206H74ZM132 205H134V206H132ZM144 205H145V206H144ZM147 205H148V206H147ZM204 205H205V206H204ZM240 205H241L242 207H241ZM263 205H264V204H263ZM68 206H69V207H68ZM78 206H79V207H78ZM80 206H82V208H81ZM87 206H88V208L86 209ZM90 206H92V208H93V210H94L93 212H92V208H91ZM108 206L111 207V208H108ZM135 206H136V208H135ZM152 206H153V207H152ZM166 206L169 207V208H166ZM185 206H186V207H185ZM192 206H193V207H192ZM195 206H196V207H195ZM198 206H199V207H198ZM217 206H219V207H220V206H221V207L224 206V210H225V212L223 213V215L216 216V217L214 218L216 221L213 219V220H212V222H213L212 224H211V221H210V222H209V221H208V222H205V221L202 220V222H205V223H203V227H202V225H201V224H202V222H201V218L203 219V217H201L200 219H199V217L205 215L204 213H206V209H207V210L211 209V211H213V210L216 211V210L218 209ZM256 206H257V207H256ZM258 206H259V208H258ZM89 207H90V209H89ZM128 207H129V208H128ZM138 207H139V209H140L141 211H140L139 209H137ZM150 207H152V208H150ZM159 207H160V208H159ZM214 207H216L217 209L214 208ZM66 208H67V210H66ZM76 208H78V209H76ZM84 208H85V209H84ZM123 208L126 209V210H123ZM127 208H128V209H127ZM133 208H135L136 210L133 209ZM144 208H145V209H144ZM148 208H149V209H148ZM158 208H159V209H158ZM192 208H193V209H192ZM198 208H200V209L198 210ZM213 208H214V209H213ZM238 208H239V209H238ZM247 208H248V209H247ZM71 209L73 210V212H71ZM121 209H122V210H121ZM131 209H132V210H135V213H134V211H132ZM143 209H144V210H143ZM156 209H157V210H156ZM160 209H161V210H160ZM169 209H171V210H169ZM215 209H216V210H215ZM128 210H129V211H128ZM130 210H131V211H130ZM137 210H139V212H138ZM152 210H154V211H152ZM187 210H188V211H187ZM190 210H191L192 212H190ZM201 210H202V211H201ZM218 210H219V209H218ZM231 210H232V211L234 210V211L232 212ZM69 211H70L71 213H70ZM85 211H86V213H85ZM106 211H107V212H106ZM112 211H117V212H119V213L121 212V213H124V214L120 215V217H119V216H118V217H112V216H111V212H112ZM125 211H126V212H125ZM127 211H128V212H127ZM160 211H162V212H160ZM184 211H186V212H184ZM193 211H194V212H193ZM238 211H241V212H238ZM263 211H264V210H263ZM62 212H64V213H62ZM82 212H83V214H82ZM104 212H106V213H104ZM141 212H142V213H141ZM143 212H144V213H143ZM158 212H159V213H158ZM171 212H172V214H171ZM187 212H188V213H187ZM189 212H190V213H189ZM203 212H204V213H203ZM207 212H208V211H207ZM209 212H210V210H209ZM94 213H97V214L94 215ZM130 213H131V214H130ZM133 213H134V214H133ZM137 213H139V214H137ZM161 213H162V214H161ZM164 213H165V214H164ZM181 213H182V214H181ZM226 213H228V214H226ZM236 213H239V214H236ZM62 214H63V215H62ZM66 214H67V216H66ZM85 214H86V215H85ZM98 214H99V216H98ZM140 214H141V215H140ZM153 214H154V215H153ZM159 214H161V215H159ZM191 214H192V215H191ZM231 214H234L235 217L232 216ZM0 215H2V214H0ZM68 215H69V216H68ZM75 215L78 216V217H76ZM101 215H102V217H101ZM123 215H124V216H123ZM151 215H152V216H151ZM156 215H157V216H156ZM175 215H176V216H175ZM181 215H182V217H181ZM193 215H194V216H193ZM224 215H226L227 217L224 216ZM230 215H231V217H230ZM236 215H237L238 217H236ZM242 215H240V216H242ZM19 216H20V218H19ZM61 216H62V217H61ZM64 216H66V217H64ZM86 216H88V217H86ZM97 216H98V217H97ZM103 216H104V217H103ZM121 216H122V217H121ZM132 216H133V217H132ZM136 216H137V217H136ZM139 216H140L141 218H139ZM154 216H155V217H154ZM223 216H224V217H223ZM106 217H107L108 220L106 219ZM123 217H126V218L123 219ZM134 217H135V218H134ZM144 217H145V218H144ZM149 217H151V218H149ZM152 217H153V218H152ZM158 217H159V218H158ZM191 217H192V218H191ZM222 217H223V218H222ZM13 218H14V219H13ZM63 218H64V219H63ZM76 218L81 219V220H82L83 222H85V223L88 222L87 224L90 225V227L93 226L94 228L92 227V229H94V230H96V231H97L98 227H99V229H103V230H105V229L108 230V229H109L108 231L105 230L106 232H108V236H107V238L105 239L106 242H107V241H108V242L106 243L105 240H104V244L101 245L102 247L100 246L101 249H102V252H101V253H100V249H99L100 247H98V249H95L96 252L94 251V254L92 253L93 255H91V256H92V259H90L91 256H88V254H87L86 251H83L84 249L82 250V247H83L82 245H81L82 247L78 246V245L80 244V240L82 239V237H80L81 234H79V233H72V232H70V230H69V227H70V224H71L70 222H73V220H75ZM109 218H112V220L109 219ZM121 218H122V219H121ZM143 218H144V219H143ZM148 218H149V219H148ZM194 218H195V219H194ZM231 218H232V219L235 218L234 221H233V220H230ZM239 218H240V217H239ZM101 219H102V220H101ZM104 219H105V220H104ZM119 219H121V221H120ZM141 219H142V221H141ZM151 219H152V220H151ZM154 219H155V220H154ZM157 219H158V220H157ZM218 219H219V220H218ZM221 219H222V222H220ZM21 220H22V219H21ZM66 220H67V221H66ZM117 220H118V221H117ZM139 220H140V221H139ZM145 220H146V221H145ZM193 220H194V221H193ZM196 220H197V221H196ZM217 220H218V221H217ZM226 220H227V221H226ZM235 220H237V222H236ZM65 221H66L67 223H68L69 221H70V222H69V224H67ZM96 221H97V222H96ZM99 221H100V222H99ZM130 221H132V223L134 222V224H132V223H131V224H128ZM135 221H136V222H135ZM151 221H152V222H151ZM158 221H159V222H158ZM95 222H96L97 224H96ZM115 222H118V223L115 224ZM126 222H127V223H126ZM138 222H139V223H138ZM141 222H142V223H141ZM143 222H144V223H143ZM145 222H146V223H145ZM147 222H148V224H147ZM150 222H151V223H154V225H150ZM157 222H158V224H155V223H157ZM197 222H198V223H197ZM215 222H216V223H215ZM227 222H228V223H227ZM232 222H234V223H232ZM13 223H15V222H14V221L11 222V224H13ZM54 223H55V224H54ZM65 223L67 224V226L65 225ZM98 223H99V224H98ZM121 223H123V224H121ZM199 223H200V224H199ZM206 223H208V224H206ZM235 223L237 224V226H238L239 228L236 226ZM117 224H120V226L117 225ZM124 224H125L126 227H127L128 225H130V227H129V228L127 227L126 230H124V233H119L118 231H120L119 229L122 228V225H123V227H125ZM141 224H142L143 226H142ZM145 224H146V225H145ZM188 224H189V226H188ZM192 224H193V225H192ZM198 224H199V225H198ZM205 224H206V225H205ZM232 224H233V225H232ZM21 225H23V226H25V227H23V226H21ZM55 225H56V226H55ZM57 225H58V226H57ZM60 225H61V226H60ZM91 225H92V226H91ZM113 225L116 226L117 228L114 227ZM137 225H138V226H137ZM139 225H140V226H139ZM148 225H149V227H148ZM156 225H158L160 228H159L158 226L156 227ZM178 225H179V226H178ZM207 225H208V226H207ZM211 225H212V226H211ZM230 225H231V226H230ZM234 225H235V226H234ZM54 226H55V228H54ZM97 226H98V227H97ZM101 226H102V227H101ZM133 226H134V227H133ZM144 226H146V227H144ZM150 226H151V227H150ZM154 226H155L156 228H158V229H156ZM197 226H198V227L201 226V228L199 227L200 230L198 229V231H196L197 228H198ZM204 226H205V227H204ZM213 226H214V227H213ZM22 227H23V228H22ZM56 227L58 228V230H56ZM104 227H105V229H104ZM118 227H119V228H118ZM136 227H138V228H136ZM176 227H177V228H176ZM190 227H191V228H190ZM192 227H193V228H192ZM194 227L196 228V230H195ZM210 227H211V228H210ZM236 227H237V228H236ZM6 228H7V227H5V229H6ZM96 228H97V229H96ZM112 228L114 229V231H115V228H116V230L118 229V231H117L118 233H117V234H119V235L116 236V234H115L116 231H115V232L112 231L113 234L111 233L112 235H109L110 232H111L110 230H112ZM146 228H147L148 230H146ZM161 228H162V230H161ZM189 228H190L191 230H190ZM43 229H44V230H43ZM51 229H52V230H51ZM63 229H64V230H63ZM99 229H98V230H99ZM122 229H125V228H122ZM122 229H121V230H122ZM139 229H140V230H139ZM149 229H150V230H149ZM152 229H153L154 231H153ZM163 229H165V230H163ZM173 229H174V230H173ZM175 229H176V232H175L176 234L174 233ZM177 229H178L179 231H178ZM186 229H189V231L186 230ZM237 229H238V230H237ZM143 230H144L145 232H144ZM155 230H156V231H155ZM171 230H173V231H171ZM181 230H182V231H181ZM183 230H184V231H183ZM5 231H6V230H5ZM7 231H8V229H7ZM62 231H63V232H62ZM137 231H138V232H137ZM139 231H140V233H139ZM142 231H143V232H142ZM150 231H151V232H150ZM157 231H158V234H159V233H160V234H161V233H164V235H165V233H170V234L173 233L172 235L175 234V236H176L177 238H180V239L178 240L175 236H172V235H171V236H172V237H171V236L168 235V234H166V236H165V237L167 238V240H166V238H164L163 234H161V235L159 234L162 238H161V237L158 238L159 235H158V234L156 235V233H154V232H157ZM160 231H162V232H160ZM165 231H166V232H165ZM186 231H187V232H186ZM215 231H216L217 233H216ZM121 232H122V231H121ZM126 232H127V234H126ZM146 232H149V234L146 233ZM179 232H180V233L183 232V233H185V235H184L183 233H182V235H181V234H179ZM239 232H240V234L242 235V237H241V235H239ZM144 233H145V234H144ZM218 233H219V235H220L221 237H219V235H217ZM236 233H237L238 235H237ZM121 234H123V236H124V234H125L126 236L123 237ZM133 234H134V235H133ZM139 234H141L140 237H138ZM150 234H151V235H150ZM177 234H178V235H177ZM234 234H235V236H234ZM68 235H70L71 237H72V236H74V237L71 238V237L68 236ZM78 235H79V236H78ZM114 235H115V236H114ZM131 235H133V236H131ZM111 236H112V237H111ZM113 236H114V239H113ZM119 236L123 237V239H122V238H118V239H120V240L117 239L116 241H114V240H115L117 237H119ZM136 236H137V238H136ZM178 236H179V237H178ZM226 236H227V238H229L228 240H227ZM75 237H76V238L80 237V238H78V239H74ZM108 237L112 238V241H114V242H112L111 240H108V239H110V238H108ZM131 237L134 238V239L132 238L134 241H133L132 239H130ZM170 237H171V238H170ZM174 237L177 239L176 241H175V238H174ZM236 237H237V239H236ZM22 238H23V239H22ZM126 238H127V239L129 238V240H132L133 243H132V241L127 240ZM138 238H139V239H138ZM149 238H151V239H149ZM155 238H157V240H156ZM240 238H239V239H240ZM20 239H21V241H20ZM135 239H136V240H135ZM143 239L146 240V241H143ZM152 239H153V240H152ZM160 239H161V240H160ZM168 239H169L170 241L172 240V241H171V244H168V243H170V241H169ZM232 239H233L234 241H233ZM243 239H242V240H243ZM67 240H68V241H67ZM121 240H122V242H121ZM123 240H124V241H123ZM125 240L128 241V244H126V241H125ZM155 240H156V241H155ZM158 240L162 241V242H161L162 244L159 243L160 241L158 242ZM231 240H232V241H231ZM240 240H241V239H240ZM19 241H20V243H18ZM22 241H25V242L22 243ZM168 241H169V242H168ZM174 241H175V242H174ZM178 241H179V242H178ZM230 241H231V242H230ZM45 242H46V243H45ZM129 242H130V243H129ZM157 242H158V244H161V246L157 247V246H158V245L156 244ZM167 242H168V243H167ZM172 242H174V244H173ZM176 242H177V243H176ZM221 242H223V241H221ZM226 242H225V243H226ZM17 243H18V244H21V245H22L21 247H23V246H24L23 244H25L24 248L18 247V246H20V245H18ZM55 243H56V244L58 243V244H57L58 246H57ZM77 243H78V245H77ZM109 243H110V245H109ZM112 243H113V244H112ZM115 243L120 244V246H118V244L115 246L116 248H119V249H116L115 247L112 248L113 245H115ZM122 243H125V244H122ZM131 243H132V244H131ZM148 243H149V244H148ZM175 243H176V244H175ZM225 243L223 242L222 244H225ZM227 243H226V246L229 247V245H227ZM41 244H42L43 246H42ZM45 244H46V245H45ZM121 244H122V245H121ZM130 244H131L132 246H130ZM166 244H168V245H166ZM49 245H51V246H49ZM54 245H56V246H54ZM73 245H74V246H73ZM106 245L109 246V248H110L112 251L109 250V248H108ZM126 245H127L128 247H127ZM165 245H166V246H165ZM2 246H3V247H2ZM75 246H76V247H75ZM152 246H153V247H152ZM172 246H171V247H172ZM177 246H178V245H177ZM236 246H237V247H236ZM1 247H2V248H1ZM38 247H41V250H39V252H41V253H39V252L37 253V250L40 249V248H38ZM48 247H49V248H48ZM50 247H52L53 249L50 248ZM55 247H56V248H55ZM103 247H105L104 251L106 250L107 252H106V251H105V252L103 251ZM106 247H107V248H106ZM120 247H122V248L125 247L124 249L126 250V248H127V250H126V251H125L124 249L122 250V248H120ZM150 247H151V248H150ZM164 247H165V249H164L165 252L162 250ZM228 247H227V248H228ZM3 248H4V249H3ZM36 248H38V249H36ZM47 248H48V249H47ZM75 248H76V249H75ZM78 248H79V249H78ZM156 248H158V249H156ZM160 248H161V251H160ZM168 248L171 249L170 247H168ZM174 248H175V247H174ZM1 249H3V250H1ZM19 249H20V251H19ZM22 249H23V250H22ZM55 249H56V250H55ZM80 249L82 250V254H84L83 252H85L84 255H81V250H80ZM228 249H229V248H228ZM34 250H36V252H34ZM47 250H49V254H48V251H47ZM51 250H53V252H52ZM76 250H77V251H76ZM21 251H22V252H21ZM45 251H46V252H45ZM79 251H80V252H79ZM98 251H99V252H98ZM109 251H110V252H109ZM123 251H125V252H123ZM162 251H163V252H162ZM58 252L60 253V257H58V258H61V259H58L57 256H56V255H59ZM62 252H63V253H62ZM121 252H122V253H121ZM34 253H35V254H34ZM44 253H45V255H44ZM46 253H47V254H46ZM52 253H54V254L52 255ZM55 253H56V254H55ZM64 253H65V254H64ZM96 253H97V254H96ZM99 253H100L101 255H100ZM104 253H105V254H104ZM106 253H107V254H106ZM110 253H111V254H110ZM120 253H121V254H120ZM151 253H150V254H151ZM153 253H152V254H153ZM160 253H162V254L164 253V254H163L164 256H162ZM236 253H233V255L236 254ZM18 254H19V255H18ZM78 254H79V255H78ZM95 254H96V257H98V254H99L100 257H99V258H96V257L94 256ZM102 254H104V255H102ZM169 254H170V252H169ZM169 254H168V255H169ZM37 255H38V257H37ZM39 255H40V257H39ZM108 255H109V256H108ZM118 255H117V256H118ZM9 256H10V257H9ZM82 256H83V257H82ZM110 256H112V257L110 258ZM119 256H118V257H119ZM129 256H130V258H129ZM133 256H134V255H133ZM160 256H162V257L160 258ZM165 256H166V257H165ZM19 257H21L20 259H21V260L23 259V260L21 261V260L19 259ZM22 257H23V258H22ZM93 257H95L96 259L93 258ZM107 257H109V258H107ZM121 257H122V256H121ZM146 257H147V258H146ZM150 257H153L155 260H154L153 258L150 259ZM163 257L167 258L166 261H165V258L163 259ZM17 258H18V259H17ZM37 258H38V259H37ZM140 258H141V259H140ZM157 258H159V259L161 260V263H160V261L158 262V260H156ZM252 258H253V257H252ZM25 259H28V260H26V261L24 262ZM83 259H85V261H84ZM86 259H87V260H86ZM132 259H133V258H132ZM148 259H149V260H148ZM10 260H11V261H10ZM18 260H19V262L21 261V263H15V262H18ZM36 260H37V262H35ZM91 260H92V261H91ZM97 260H100V261H102V262L97 261ZM151 260H154V262L151 261ZM169 260H170V262H169ZM231 260H233V259L231 258ZM241 260H242V259H241ZM5 261H6V262H5ZM236 261H240V260H234L233 264H237ZM126 262H127V263H126ZM136 262H137V261H136ZM142 262H143V263H142ZM151 262H152V263H151ZM155 263H154V264H155ZM192 263H193V262H192ZM192 263H191V264H192ZM122 264H124V263H122ZM130 264H131V263H130ZM219 264H221V263H219ZM223 264H224V263H223ZM238 264H242V261L238 262Z\"/></svg>",
	"mask_w": 264,
	"mask_h": 264
}]
</instances>
